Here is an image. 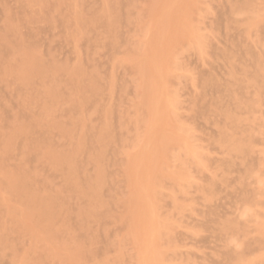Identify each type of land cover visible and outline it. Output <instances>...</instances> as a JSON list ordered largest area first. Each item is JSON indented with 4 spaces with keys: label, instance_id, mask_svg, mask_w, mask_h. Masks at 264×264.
<instances>
[{
    "label": "rangeland",
    "instance_id": "rangeland-1",
    "mask_svg": "<svg viewBox=\"0 0 264 264\" xmlns=\"http://www.w3.org/2000/svg\"><path fill=\"white\" fill-rule=\"evenodd\" d=\"M3 1H6L5 2V6H4V3H1L0 4V24L2 23V25H0V37L3 35H7L8 34V30L6 29L8 26H12L13 27V25H14V23H15V25L17 26V27H13L14 28V32L16 31L15 30V28L16 29H18V31H17V33L16 34H12L11 35V33H9L10 35H7V36H5L4 38L6 39H4L3 37L1 38V45H0V52H1V56L0 57H3L2 59H1V61H0V78L2 79H0V104H2V105H0L2 108H0V112L2 111V113H0V118L2 119V121H1V125L3 126H0L1 127V129H3L4 131H5V129H6V131H7V129H8V131H7V133H9V131H11L12 130V128H14V127H18L19 125H25L28 121H26V120H24L25 119V117L27 118L28 116H29V114H32L33 112H35V111H33V110H36V115H31V116H33V117H37V115H38V113H39V117H40V114H42L41 112H42V109H43V112H44V106H45V104H47V102L49 101V99H48V97H46L48 100H45L44 99V95L43 94H41V98H40V93H42L41 91L40 92H37V90L38 89H40V87H42L40 90H42L43 89V86H45V81H46V86L47 87H49V86H51V87H53L54 86V81H55V83H57V81H58V83L59 84H61L60 86H58L59 84L57 83L55 86L57 87L56 89L58 90V94L61 96V95H63L64 96V100L62 99V98H59V100H60V102L62 103V108H63V106L65 107V108H67L68 109V105H66L67 104V101L68 100H66L65 98V95L67 94V95H70V96H68L67 98H72L73 99V96L72 95H74V94H71L70 92H71V90L72 89H74V87L71 89V84H72V81L73 80H78L79 78H81V77H76L75 75L74 76H68L69 74H68V72H70V71H72L73 69V67H74V69H78V70H80L79 68H81V67H83L82 69V71H91V72H89V74L91 73L92 74V72L93 73H95V74H97L98 73V71L97 70H99V72L101 73H98L99 75H97V77L99 78V81L97 80V77H93V75H90V77L93 79V81H91V83H95V80H96V82L98 81V83L99 84H101V86L100 85H97L98 83H93L94 85H96V86H94L93 84H90V77H88L87 79H86V77L84 76V75H82L83 77H85V80L86 81H89V82H87L88 83V85H93V86H91V87H88V89L86 88V90H90V91H92V94L93 93H95V94H98V95H92L89 91H87V93L89 92L90 93V95H91V97L92 96H94V98L96 97V99L98 100V103H100V107L98 106V105H96L97 104V100L96 99H94V100H90L89 101V99L91 98H89V99H85V101L87 102L86 103V105H88V106H86L85 107V105L84 106H82V107H79V108H83V111H81L82 113H81V118H78V121H80V120H84V121H87L88 119H89V117H90V120H89V122L88 123H91V124H88V123H86L87 124V126L85 125V124H81L82 122H80V125H79V123L78 122H70L71 120H74V118L76 117L75 115H79L80 114V112H78L77 113V111L76 110H78L79 108H77L76 109V107L77 106H75V107H73L74 108V111H76V112H73V114H75V115H72V112H71V114L69 113L68 114V112H66V110H64L65 111V113L63 112V116L65 117V120H67V122L65 121L64 122V117L61 115V113H62V111H60L61 113L59 114V110L58 109H60L61 107H60V105H61V103H60V105H59V103H58V101L59 100H56L57 102H55V103H57V105H55V104H52L51 102H53V101H51L50 103H51V105H49V108H50V106H51V109H52V106L54 105L55 107H57V106H59L58 108H56L57 110H55V108L53 107V109H54V114H53V112H51V117H54L53 115H56L57 113V111H58V118H57V116L55 117V118H57V120H59V117H60V120H59V122L57 121V120H54V121H56L57 123H62L63 125H65V127H66V125L67 124H69L70 123V125H73V126H70V125H67V128H69L70 130H72L71 132H72V134L74 135V136H77V138L79 139L80 137L79 136H83L84 134L85 135H87V138H85V135L83 136L84 138H82L83 139V145L84 146H87V145H89V147L87 146V147H85L86 149V153H87V151H88V148L89 149H91V150H93L91 147H93V148H95V149H98L97 151H100L99 149L101 148H99L98 146L100 145V143H99V141L101 142V144L103 145V144H105L106 143V141L108 140V143L107 144H105V147H102V149L103 148H106L107 147V149H108V144H111L110 145V147H109V149H108V152L106 153V158H103V161L104 162H102V159L100 160V162H101V167H102V169H103V173H104V176H105V170H104V168H106L107 167V169H106V178L107 177H109V178H107V179H110V180H108V182L110 181V183H112L111 185H109L110 183H108L107 182V179L106 180H104L105 181V183H103L102 185H101V196H99L100 194H98V196H99V202L101 201L102 202V204H103V201H104V204L102 205V204H100L101 205V208H100V216H101V219H106L107 220V222H106V220H105V222L103 221V220H99L100 222H98L97 221V219H92V222L91 223H89V225H88V223H87V221L89 220H86L85 222H86V224L88 225H86V227H87V230L88 229H90V227H91V230H93V229H95V230H93V232L96 234V232H97V230H99L97 233L99 234V236H96V237H98L97 239H99L100 240V242H103V245H102V243L101 244H99L98 245V242L99 241H97L96 240V238L93 236V234H92V236L94 237V239H92L93 240V242L91 241L90 243L89 242H87V239L86 240H84V238H87L86 236H87V233H86V231L87 230H84L83 232L84 233H86V234H83V232H82V234H81V231H80V229L79 230H77V232H75L76 234H78V235H80V241H82V242H85L86 241V243L85 244H92V245H90V246H88V245H86V246H88L87 248H88V250H87V248L85 247V245H84V243H82V246L84 245V247H83V250H84V248H86L84 251L86 252V250L87 251H90V250H92L93 249V247H98L99 249H98V251L99 252H95V250L97 251V248H94L93 250H94V253L91 251V253H93L92 255H94L95 253V257L94 258H91V259H89L90 258V256H84V258H83V264H84V262L86 261H84V259L86 258L87 259V261H88V264L91 262H93V261H96V262H98L97 260L99 259V260H101L100 262H98L99 264L103 261V260H105V264L106 263H108V264H137V261H139V259H140V250L138 249V252H137V248H136V244H138L137 243V241L135 240V239H132V242H130L131 240H130V238H133V237H131L134 233H132V232H134L133 230H134V227H136V226H134V225H136V223L137 222H133V224H132V221H134V220H132L133 219V217H132V221L130 220V218H129V215L130 214H127L128 213V208L130 207V206H128L127 207V209H126V206H127V203L128 202H130L129 203V205H131V203L133 204V202H134V200L132 201V198H134L135 196H136V192H143L142 194L144 195V196H146L147 197V199H148V201H149V203H150V207H151V213H152V215H153V219L155 220V219H159V216L160 217H162V218H160L157 222L159 223V222H161V223H159V224H161V225H159V228H158V226H157V228L159 229V230H155L156 229V225L154 224V227L152 226L153 225V223H157L156 221L154 222V220H151L152 221V224H151V221H150V223L149 224H151L150 226H151V228L149 229V227H147V226H149V224H146V226L145 227H147V228H142V230H140L141 231V235L143 236V237H146V234H148L147 235V240H150L151 242H150V246H149V248H150V252H149V255H148V257H149V259H152V261L154 260L152 257H154L155 258V256H158V254L157 253H159V255H162V256H160V258H161V260L163 259V261H161L160 260V262H159V258L158 257H156V259H155V261L154 262H156V264L159 262L160 264H234L233 263V261H235L236 260V258H245V259H247V257H248V254H249V257L250 258H254V257H257V256H259L258 255V253H260V249H261V252H262V249L264 248L262 245H260L261 243H264V242H262L263 240H261L260 239V237H259V235L257 234V230H256V228H257V226H258V224H260V222H261V217H263L262 216V213L261 212H264V211H262L263 210V208H264V75H263V72H264V51H263V49H264V47H263V45H264V20L262 21H260L259 19L260 18H258V19H256V17H254V16H257L256 14H259V16H261L260 14H261V10H263L264 9V0H246V2H245V0L243 1V0H230V1H228V0H116L118 3H117V5H116V2H114V3H112V1H111V3L112 4H114L116 7H114V5L112 6V7H114L115 9H116V11L112 8V7H110V11L112 10V11H114L115 12V15H114V13L112 14L111 12H110V14H112V16H113V20H111V22H110V24L112 23V22H114L115 23V25L118 27V26H120V27H116V29H121V32L119 31V32H117L118 30H116V29H114V23L113 24H111L112 26H114V27H112V26H109V24H108V26L109 27H111V30H113V33H114V30H116V34H115V36H113L114 34L112 33V31L110 30V28H109V33L111 32L112 33V35H111V33H110V35L111 36H113V37H110L109 39H108V37L110 36V35H108L107 34V32H105V31H108V28L107 29H102L103 28V26L101 27V26H99L100 25V21L98 22L97 20V22L99 23H97V25H95L96 26V28H95V26L93 27H91V23H92V21L94 20L93 18H95V17H93V16H95L96 14H97V12H99V10L101 9V8H104V6H102V3H104V5L106 4L105 3V0H83L82 1V3H85L86 5H84V4H80V0H79V2L77 1V0H71V2H69L70 0H53V1H51V0H49V1H51V4L49 3V5L47 4L48 3V1L47 0H44V1H46L45 2V4H44V1H43V3H41V0H39V2L37 1V0H35L36 2H38V3H35V1H32L33 2V4H32V2H28L27 0H26V2H28L27 4L25 3V0H24V2H19L18 3V1L17 0H0V2H3ZM17 1V2H16ZM23 1V0H22ZM56 1L58 2V3H56ZM59 1H62V2H59ZM109 1V0H108ZM125 1V2H124ZM179 2V4L177 3V2ZM239 1V2H238ZM11 2V3H10ZM53 2V3H52ZM55 2V3H54ZM64 2V3H63ZM73 2V3H72ZM76 2V3H75ZM99 4H98V3ZM122 2H123V4H122ZM168 2V3H167ZM232 2H233V4L235 5V4H242L241 2H245L244 4H245V8L247 7L246 5V3L247 2H250L249 4H251L252 6H250L249 4V6H250V10H248L247 12H244L243 11V9H245L244 8V4H242V5H239V7H241L240 9H241V14H240V11H239V7L238 6H233L232 7ZM236 2V3H235ZM254 2H255V4H254ZM9 3V4H8ZM22 3H25V4H22ZM36 5H35V4ZM62 4V5H60V4ZM66 3V4H65ZM71 3V4H70ZM96 6V7H94L93 6V4ZM108 3V2H107ZM126 4V6H125V4ZM175 3H176V5H178V6H181V7H183V9L184 10H182V11H180V10H178L179 9V7L178 6H176L175 5ZM229 3V4H228ZM12 4V5H11ZM42 4V6H40ZM79 4V5H78ZM92 4V5H91ZM2 5L4 6V7H2ZM21 5H23V7L21 6ZM38 5V6H37ZM46 5L49 7H47V8H45L46 7ZM53 5V6H52ZM58 5V6H57ZM78 5V6H77ZM81 5H83V6H81ZM88 5V6H87ZM89 5H91V6H89ZM100 5V6H99ZM122 5V6H121ZM54 6H56L55 8H57V11H56V9H54ZM61 6H63L62 8H61ZM68 6V7H67ZM80 6V8H82L81 10H80V8H77V7H79ZM93 6V7H92ZM109 6H111V4H110V1H109ZM172 6H176V8H177V11H180V12H178V14L177 15H175V16H177V22L176 21H174V22H176V24H172L173 26H175V30L173 31V33H172V30L169 28V33L171 34V36H170V39H168L169 38V34H168V36L167 37H165L166 39H168V40H166L164 37H163V35L162 36H160V39L159 40H157L159 43H161V45H159L158 44V47H159V53H158V56H156L157 54H155V51H153L154 53L152 54V52H150V49L152 50V45H153V43L155 42V44H156V42L157 41H154L153 42V40H155L154 39V37L155 36H157V34H155V36H154V33H155V30H157L158 29V27H160L159 28V33L160 32H162V31H160V29L162 30V28H163V32H162V34H165V36L167 35V33H166V30H167V27H169L168 25L170 24L169 22H171V21H169L168 22V19L170 18V16L168 15V13L170 12V10H172L173 8H172ZM8 7V8H7ZM20 7V8H19ZM67 7V8H66ZM89 7V8H88ZM120 7V8H119ZM230 7H232L233 9H235L236 10V7L238 8L237 10H236V12L235 13H233L232 11H235V10H232ZM253 7V8H252ZM256 7V8H255ZM3 8V9H2ZM10 8V9H9ZM13 8V9H12ZM19 8V9H18ZM43 8V10H45L46 9V12H48V13H46L45 11H43V10H41ZM50 8H53L52 10H50V11H47V10H49ZM60 8V9H59ZM64 8H66V10H64ZM72 8V9H71ZM92 9L93 10V12H96V10H97V12H96V14H94L93 12H92V10H89V9ZM97 8H100V9H97ZM112 8V9H111ZM119 8V9H118ZM176 8H174V9H176ZM263 8V9H262ZM15 9V10H14ZM25 9V10H24ZM89 10V12H88V10ZM182 9V8H181ZM230 9V10H229ZM7 10V11H6ZM18 11V13H17V11ZM59 10V11H58ZM63 12H62V11ZM69 10H70V12H69ZM74 10H76V13L78 14V16H79V14H80V16L82 15L81 13H80V11H82V10H84V11H82V13H83V15H85L86 17H87V14L89 15L88 17H89V19H88V21L90 20V15H93V16H91V22H89L88 23V21L86 22V20L85 19H87V18H85V16H79V18H81L82 20L81 21H79L78 20V23H80V22H84L85 24H87V25H82V23H80V24H78L77 22V24L75 25V17H78L77 15L75 16L74 15ZM123 10V11H122ZM153 10H154V12H153ZM228 10V11H227ZM256 10H258L259 11V13L256 11ZM13 11V12H12ZM20 11V12H19ZM25 11V12H24ZM28 11V12H27ZM42 11V12H41ZM65 11V12H64ZM73 11V12H72ZM86 11V12H85ZM174 11V10H173ZM237 11H239L238 13H237ZM256 12V14H255V12ZM5 12V13H4ZM9 12V13H8ZM13 14H12V13ZM38 12V13H37ZM45 14H47V15H45ZM61 13V15H62V13L64 14V16H61L60 15V13ZM118 12V13H117ZM124 12V13H123ZM125 12H127V14L125 13ZM249 12H251L252 13V15H251V13H249ZM22 13V14H21ZM37 13V14H36ZM51 14V18L52 17H54V19H53V22H54V20L56 21L57 19L56 18H61L62 17V19H58L57 20V22H58V24H57V22H52L50 19V14ZM59 13V14H58ZM69 14V15H67L66 16V14ZM70 13H72V14H70ZM93 13V14H92ZM117 13V14H116ZM171 13V16H173L172 15V11L170 12ZM169 13V14H170ZM233 13V14H232ZM246 15H245V14ZM248 13V14H247ZM253 13L255 14V15H253ZM7 14V15H6ZM15 14L16 15H18V16H15ZM27 14H28V16H27ZM99 14V13H98ZM97 14V15H98ZM122 16V18H121V16ZM125 14V15H124ZM174 14H175V11H174ZM237 14V15H236ZM12 15H14V16H12ZM54 15H56V16H54ZM60 15V16H59ZM74 15V16H73ZM229 15V16H228ZM234 15H236V16H234ZM243 15L245 16V17H243ZM20 16V17H19ZM24 16V17H23ZM44 18H43V17ZM125 16V17H124ZM127 16H128V18H127ZM13 17H15V18H13ZM31 18V17H35L34 18V21L33 20H30V21H32V23H30V21H28L29 19L28 18ZM46 17V18H45ZM50 18V19H48V18ZM65 17V18H64ZM68 17H71V18H68ZM75 19H74V18ZM93 17V18H92ZM115 17H117V18H115ZM249 17H251V19L253 18V19H255V21L253 20L252 21V24H259V26H253V27H255V28H252V26L249 24V23H251V22H249V20H248V18ZM262 18L261 19H263L264 18V16H261ZM18 18H20V21H19V19ZM23 18V19H22ZM41 18V19H40ZM115 18V19H114ZM121 20H120V19ZM175 18V17H174ZM174 18H170V20L171 19H173L174 20ZM185 18H186V20H185ZM3 19H4V21H3ZM8 19V20H7ZM13 19H15V21L16 22H14V20ZM21 19H22V21H21ZM26 19V20H25ZM65 19H66V21H65ZM72 19V20H71ZM95 19H98V18H95ZM100 19H103V18H99V20ZM111 19H112V17H111ZM117 19V20H116ZM128 19V20H127ZM184 20V21H182V20ZM234 19V20H233ZM250 19V18H249ZM251 19H250V21H251ZM6 20H7V22H6ZM43 20H44V22H43ZM47 20V22H46V24H45V21ZM49 20L51 21V22H49ZM60 20V21H59ZM69 20H71V21H69ZM84 20V21H83ZM105 20V19H104ZM173 20H172V22H173ZM181 20V21H180ZM244 22H243V21ZM247 20V21H246ZM40 21V22H39ZM64 21V22H63ZM77 21V20H76ZM107 21V20H106ZM120 21V22H119ZM259 21V23H257ZM6 22V23H5ZM9 22H10V24H13V25H8L9 24ZM13 22V23H12ZM18 22V23H17ZM23 22H25V23H23ZM27 22V23H26ZM35 22V23H34ZM60 22H63V23H60ZM103 22H105V21H102L101 20V23H103ZM116 22H117V24H116ZM167 22H168V25H167ZM180 22H182V23H180ZM242 22V23H241ZM247 22H248V25L247 26H251V30L249 29V27H247L246 26V24H247ZM261 22V23H260ZM17 23V24H16ZM30 23V24H29ZM34 23V24H33ZM43 23V24H42ZM51 23V24H50ZM68 23V24H67ZM71 23V24H70ZM95 23V22H94ZM94 23H93V25H94ZM120 25H119V24ZM245 23V24H244ZM24 26H23V25ZM27 24H29V26L27 25ZM61 24H62V26H61ZM65 24H67V26L65 25ZM72 24H73V26H72ZM88 24H89V26H88ZM105 24V23H104ZM160 24V25H159ZM161 24L162 25H166V27L164 26H162L161 27ZM183 24H185V25H183ZM232 24V25H231ZM234 24V25H233ZM239 24V25H238ZM254 24V25H255ZM262 24V25H261ZM8 25V26H7ZM20 25V26H19ZM22 25V26H21ZM34 25H35V28H33L34 27ZM42 25H43V27H42ZM47 25V26H46ZM56 25H58L56 28H54V26H56ZM77 25H78V27L80 28H82L80 31H81V34L83 35L84 33V36H82L81 35V37H82V39H81V41H80V39L78 38V33H75V31L78 29V28H76V30H75V27H77ZM79 25H81V26H79ZM157 25V26H156ZM171 25V24H170ZM227 27H226V26ZM237 25V26H236ZM241 25H242V27H241ZM2 26H3V28H2ZM40 26V27H39ZM52 26H53V29H52ZM60 26V27H59ZM70 26V27H69ZM84 26V27H83ZM88 26V27H87ZM105 26H107V22H106V25ZM172 26V27H173ZM185 26V27H184ZM239 26H240V28H239ZM244 26L245 27H247L248 29H244ZM25 27H27V28H25ZM38 27V28H37ZM48 29H46V28ZM59 27V28H58ZM72 27H74V28H72ZM171 27V26H170ZM180 27H182L181 29H180ZM237 27V28H236ZM260 27V28H259ZM19 28H20V30H19ZM71 28V29H70ZM88 28V29H87ZM89 28H91L90 30H89ZM92 28H93V30H92ZM97 28H98V30H100V31H98L97 30ZM229 30H228V29ZM5 29H6V31H5ZM23 29H25V30H23ZM35 29H36V31H35ZM38 29V30H37ZM41 29H42V31H41ZM46 29V30H45ZM51 29V30H50ZM62 29L64 30V32L62 31ZM68 29H70V30H68ZM164 29H166V30H164ZM174 29V28H173ZM185 29V30H184ZM235 29V30H234ZM242 29H244V31H242ZM30 31V33H29V31ZM53 30V31H52ZM59 30H60V33L62 34V35H60V33H59ZM68 30V31H67ZM85 30H87V31H90V33H91V35L90 34H88L89 32H85ZM94 30H95V32H94ZM97 30V31H96ZM182 30V31H181ZM225 30H227V32L225 31ZM238 30V31H237ZM240 30V31H239ZM249 31V33H248V31ZM22 31H24V32H22ZM34 31V32H33ZM38 31V32H37ZM43 31H44V33H43ZM47 31V32H46ZM73 33H72V32ZM78 31V30H77ZM76 31V32H77ZM229 31V32H228ZM242 31V32H241ZM245 31H247V33H244ZM250 31L251 32H259V33H250ZM19 32H20V34H19ZM28 34H27V33ZM32 32H33V34H32ZM41 32V33H40ZM70 32V34L71 35H69L68 33ZM83 32V33H82ZM97 32V33H96ZM104 33V34H102V33ZM157 32H158V30H157ZM241 32V33H240ZM1 33H4V34H1ZM40 33V34H39ZM75 33V34H74ZM87 33V34H86ZM96 35H95V34ZM100 33H101V35H100ZM120 33H121V35H120ZM175 33V34H174ZM178 33V34H177ZM242 33H243V36H242ZM22 34H23V36H22ZM30 34H32V36L30 35ZM35 34V35H34ZM36 34H38L37 35V37L40 35V37H38V38H36L35 39V37H36ZM42 34H44V35H42ZM74 34V35H73ZM94 34V35H93ZM161 34V33H160ZM177 34V35H176ZM244 34H246L245 36H244ZM249 34V35H248ZM15 35V36H14ZM19 35V36H18ZM41 35H42V37H41ZM107 35H108V37H107ZM119 35V36H118ZM124 35V36H123ZM238 35H240V36H238ZM251 35V36H250ZM11 36H13V37H11ZM21 36V37H20ZM34 36V37H33ZM72 36V37H71ZM91 36V37H90ZM95 36V37H94ZM119 38H118V37ZM121 36V37H120ZM154 36V37H153ZM177 36V37H176ZM253 36H255L254 38H253ZM258 36H259V38H258ZM44 37V38H43ZM73 37H75V39L73 38ZM80 37V36H79ZM86 37V38H85ZM100 38V40H102V41H100L99 40V38ZM104 37H106V38H104ZM114 37H116L117 39L115 40V41H113V38ZM124 37V38H123ZM163 37V38H162ZM171 37H172V40H171ZM175 37V38H174ZM241 37V38H240ZM247 39H246V38ZM250 39H249V38ZM16 38V39H15ZM24 41V39H25V41H27V42H25V43H28V44H26V46L28 47V49H30V51L29 50H27L28 52H32L31 50H35L38 54H36V52L35 51H33L34 53H33V56H37L36 58L39 60V63L42 61V62H44L43 64H45L46 63V65H42L41 63V66L43 67L44 66V70H43V75H41L40 74V76L41 77H39V76H37V78L35 79V78H33V83L31 82V84H32V86H31V88H30V86L28 85V86H25L26 87V89L27 90H25V91H27V94H29V95H31L32 96V98H35L36 97V99H37V97H38V94L37 93H39V97L38 98H40V101L42 100V99H44V101H45V103H44V105H43V101H42V105H41V103H40V101H38V99H37V102H39V106L38 105H35V103H36V101H35V103H33V104H31V108H30V112H28V116H27V114L24 112L25 111V104H27L28 103V101L26 100V96H23V94L24 95H27L26 93H24V86H23V88L24 89H22L21 90V92H20V90H19V87H21V86H19L18 88L16 87L15 89L14 88H12L13 87V85H14V87H15V84H14V80H12V79H15L16 80V78L14 77V75L12 76V78H11V72H10V70H13L14 68L13 67H15L16 65H18L19 66V64L18 63H20V62H17V60H19V58L17 59V58H15V57H18V55H19V48H18V46L17 45H19L20 46V48H21V46L23 47L24 46V48H25V44H24V42H21V39ZM32 38H34V40L32 39ZM64 38H65V40H64ZM72 38H73V41H72ZM77 38V39H76ZM90 38V39H89ZM93 38V39H92ZM102 38V39H101ZM122 38V39H121ZM156 39H158L159 38V34H158V37H155ZM237 38V39H236ZM240 38V40H238ZM244 38V39H243ZM17 39H19V40H17ZM42 39V40H41ZM86 39V40H85ZM89 39V42H87V43H85V41H87ZM94 39H97V40H94ZM110 39H112V41L110 40ZM115 39V38H114ZM119 39H121V40H119ZM153 39V40H152ZM173 39H175V40H173ZM234 39V40H233ZM254 39V40H253ZM261 40L260 42L259 41H257V40ZM5 40V41H4ZM31 40V41H30ZM35 40H36V42H35ZM63 40V41H62ZM75 40H77L76 42H75ZM78 40H79V43H78ZM119 40V41H118ZM163 40V41H162ZM236 40V41H235ZM238 40V41H237ZM246 40V41H245ZM247 40H250V42H247ZM8 41V42H7ZM20 41V43H18V42ZM39 41V42H38ZM41 41V42H40ZM63 43H62V42ZM68 43H67V42ZM110 41V44L108 43ZM151 41H152V45H151V47H149L150 46V44H151ZM160 41H162V42H160ZM239 41L242 43V44H245L244 46H246V47H242L243 45H241V43L239 44ZM254 41H256V42H254ZM11 44H10V43ZM33 42V43H32ZM69 42H71L70 44H69ZM80 42L81 43H83V44H80ZM92 42H94V43H91ZM113 42V43H112ZM117 42V43H116ZM233 42V43H232ZM259 42V43H258ZM5 44V47H4V45L3 44ZM10 45H9V44ZM14 43L16 44L17 43V45H14ZM22 43H23V45H22ZM37 43V44H36ZM45 43V44H44ZM89 43H90V45H89ZM112 43V44H111ZM252 43V44H251ZM256 43L259 45H256ZM21 44V45H20ZM42 44H43V47H42ZM47 44V45H46ZM64 44V45H63ZM77 44H78V46H80V47H78L77 46ZM84 44L85 45H87L86 46V48L85 49H83L85 46H84ZM106 44H108L107 45V48H106ZM121 44V45H120ZM148 44H149V46H148ZM230 44H231V46H230ZM234 44V45H233ZM246 44H249V45H246ZM255 44V45H254ZM262 44V45H261ZM9 45V47H12L11 49H14V46L16 47V49H14L15 50V52H14V50H12V57H13V59L14 60H11L12 59V57H10L11 56V52L9 51V47L7 48L6 46H8ZM51 45V46H50ZM95 45H97V46H95ZM105 45V46H104ZM113 47H112V46ZM120 45V46H119ZM147 45V46H146ZM252 45V46H251ZM254 45V46H253ZM3 46V47H2ZM36 46H38L37 48H36ZM92 46V47H91ZM99 46V47H98ZM111 46V47H110ZM235 46V47H234ZM240 46V47H239ZM249 46V47H248ZM30 47V48H29ZM33 47V48H32ZM50 47H51V49H50ZM71 47V48H70ZM83 47V48H82ZM91 47V48H90ZM98 47V48H97ZM115 47V48H114ZM145 47H147V49H146V52H145ZM149 47V48H148ZM251 47V48H250ZM263 48L262 50L260 49V48ZM3 48H5V49H7V50H2ZM18 48V49H17ZM43 48V49H42ZM48 48V49H47ZM79 48V49H78ZM89 48V49H88ZM93 48V49H92ZM109 48H110V50H109ZM113 48V49H112ZM118 48V49H117ZM237 48V49H236ZM239 48V49H238ZM39 49V51H37ZM92 49V50H91ZM94 49H96V50H94ZM104 49H105V51L107 50V53L104 51ZM114 49H117V50H114ZM155 49L157 50V48L155 47ZM233 49V50H232ZM234 49H236V50H234ZM245 49V50H244ZM25 50H26V48H25ZM47 50V51H46ZM52 50V51H51ZM68 50V51H67ZM71 50V51H70ZM83 51V53H81L82 51ZM87 50V51H86ZM101 50V51H100ZM154 50V49H153ZM223 52H222V51ZM253 50V51H252ZM17 51V52H16ZM76 51V52H75ZM91 51H93V52H91ZM97 51V52H96ZM108 51H110V52H108ZM114 51H116V52H114ZM215 51H216V53H215ZM218 51H220V52H218ZM237 51V52H236ZM251 53H250V52ZM42 52H44V53H42ZM53 52V53H52ZM54 52H55V54L57 55H55L54 54ZM68 52H70V53H68ZM72 52V53H71ZM114 52V53H113ZM145 52L146 53V58H145V56L143 55V53ZM162 52H163V54H162ZM222 52V53H221ZM224 52H226V53H224ZM252 52H254V53H252ZM260 52V54H257V53H259ZM5 55H4V54ZM18 54L17 56H15V54ZM41 53H42V55H41ZM49 53V54H48ZM51 53V54H50ZM110 53V54H109ZM148 53V54H147ZM232 53H233V55H232ZM14 54V55H13ZM32 54V53H31ZM34 54H36V55H34ZM75 54V55H74ZM83 54V55H82ZM134 54H136V55H134ZM153 56H151V55ZM216 54V55H215ZM222 54V56H220ZM255 54V55H254ZM262 54V55H261ZM38 55L40 56V57H38ZM160 55V56H159ZM165 55V60L164 59H161V57H163V56ZM225 55H227L226 57H225ZM258 55V56H257ZM51 56L52 57H55V58H51ZM216 56V57H215ZM218 56V57H217ZM246 56V57H245ZM255 58L254 60H253V57ZM20 57V56H19ZM62 58V59H60V58ZM79 57V58H78ZM81 57V58H80ZM222 57V58H221ZM229 57V58H228ZM231 57V58H230ZM245 57V58H244ZM249 57V58H248ZM257 57V58H256ZM258 57L260 58L259 60H261V61H259V63L261 62V64H262V73H261V71H258V60H256V59H258ZM263 57V58H262ZM40 58V59H39ZM42 58V59H41ZM51 58V59H50ZM87 58V59H86ZM88 58L90 59V60H88ZM133 59V58H136L133 62L130 60V59ZM146 59V60H148V61H150L151 60V58H152V60H151V62L150 63H147V61H145V63H147V64H151L152 65V67H154V70L155 71H152L151 73V76L154 78V76L153 75H156L157 74V76L155 77L156 79H157V81H156V79H152V78H149L150 77V74H149V76H148V72L150 71V70H148L147 69V75H144L143 73V71L142 70H139L138 71V68L140 69V66H141V61H140V66H138V65H135L136 67H138V68H135V67H133V64L132 63H134L135 61H138L139 59L140 60H142V59ZM155 58V59H154ZM156 58H157V60H156ZM233 58H234V60H233ZM238 58V59H237ZM247 58V59H246ZM251 58V60H253V61H251V60H249ZM7 59V60H6ZM16 59V60H15ZM56 59V60H55ZM77 59V60H76ZM81 59V60H80ZM130 61H129V60ZM159 59V60H158ZM221 59V60H220ZM237 59V60H236ZM55 60V61H54ZM60 60V61H59ZM69 60L70 61H72L73 62V64H71V62H69ZM85 60V61H84ZM228 60V61H227ZM244 60V61H243ZM256 60V61H255ZM12 61V62H11ZM15 62V64H13L14 62ZM20 61V60H19ZM65 61H66V63H65ZM83 61V62H82ZM156 61H158L157 63H155ZM224 61H226V62H224ZM235 61H237L236 63H235ZM241 61V62H240ZM251 63H250V62ZM255 61V62H254ZM5 62H7V63H5ZM11 62V64L9 65L8 63H10ZM51 64H54V65H51ZM57 62H60V63H57ZM79 62V63H78ZM81 62V63H80ZM91 62V63H90ZM94 62V63H93ZM139 62V61H138ZM162 62V63H161ZM246 62V63H245ZM256 62H257V64H256ZM68 63V64H67ZM85 63V64H84ZM87 63H89V64H87ZM93 63V64H92ZM153 63V64H152ZM225 63H226V66H225ZM238 63V64H237ZM240 63H241V65H240ZM4 64V65H3ZM6 64H7V66H9L8 68H10L9 70H8V68L6 67ZM50 64V65H49ZM63 64H67L66 66L65 65H63ZM71 65V66H69V68H68V65ZM76 65L77 66V64H81V66L79 65V67L77 66H73V65ZM91 64V65H90ZM147 64H146V66H147ZM247 64V65H246ZM250 64V65H249ZM257 65L256 67V69H255V65ZM261 64H259L260 66H261ZM5 67L4 69H3V66ZM12 65V66H11ZM48 65V66H47ZM60 65H62V67H60ZM90 65V66H89ZM96 65V66H95ZM213 65V66H212ZM229 65V66H228ZM18 66H16V67H18ZM53 66V67H52ZM57 67V68H62L61 70H59V69H55V67ZM86 66H89V67H86ZM227 67V68H225V67ZM231 66V67H230ZM246 66V67H245ZM252 66V67H251ZM259 66V67H260ZM65 67V68H64ZM66 67L68 68L66 71H65V69H66ZM91 67V68H90ZM98 68V69H95V68ZM151 67V68H152ZM230 67V69H228ZM237 69H236V68ZM240 67V68H239ZM244 69H243V68ZM7 68V69H6ZM45 68H47V69H45ZM51 68V69H50ZM88 68H90V70L88 69ZM132 68V69H131ZM141 68H145L144 67V64H143V66H141ZM149 68V67H148ZM225 68V69H224ZM249 68V69H248ZM16 69V68H15ZM48 69H49V71H48ZM86 69H88V70H86ZM92 69H94V70H92ZM153 69V68H152ZM228 69V70H227ZM254 69V70H253ZM4 70V72H2ZM9 72H8V71ZM47 70V71H46ZM58 70L61 72H59L60 74H58ZM144 70H146V68L144 69ZM235 70V71H234ZM243 70H245V71H243ZM252 72H251V71ZM255 70H256V72H255ZM259 70H261V67L259 68ZM9 73L10 74V77H7V78H5V77H2V76H7V73ZM44 71H46V72H44ZM53 73H52V72ZM64 71L68 74L67 75V79H69L70 77V80H68V82H70L71 81V84H68L67 83V79H66V73L64 74ZM81 71V70H80ZM140 71L141 72H143V73H140ZM214 71V72H213ZM228 71V72H227ZM233 71V72H232ZM240 71H242V72H240ZM253 71H254V79L252 78V76L253 75H251V74H253ZM258 71V72H257ZM88 72H87V74L86 75H88ZM97 72V73H96ZM153 72H154V74H153ZM234 72H236V73H234ZM261 73L260 74V76H259V74H257V73ZM3 73H4V75H3ZM6 73V74H5ZM47 73H49L48 75H47ZM51 73V74H50ZM64 74V76L63 75H61V74ZM216 75H215V74ZM230 73L232 74V75H230ZM247 73V74H246ZM251 73V74H250ZM256 73V74H255ZM2 74V75H1ZM9 74H8V76H9ZM45 74H46V76H45ZM83 74H85V72H83ZM208 74V75H207ZM213 74H214V77H216V78H214L213 77ZM229 75V77H226V76H228ZM246 74V75H245ZM57 75V76H56ZM59 75H60V77H59ZM102 75V76H101ZM211 75V76H210ZM234 75V79H232V76ZM255 75H257L256 76V78H255ZM262 75V76H261ZM42 76H44V77H42ZM48 76H49V78H48ZM63 76V77H62ZM147 76V77H146ZM204 76V77H203ZM248 76V77H247ZM249 76H251L250 78H251V80L253 81V82H255V84L253 83V82H250V80H248L249 81V83H250V85L248 84V85H246L247 86V89L246 88H241V90L242 91H240V90H237V89H240V87H239V84H240V86L241 87H243L244 86V83H246L247 82V79H250L249 78ZM258 76H259V80H258ZM56 77V80L54 79ZM72 77L74 78L73 80H71L72 79ZM82 77V78H83ZM102 77V78H101ZM245 77H247V78H245ZM260 77H262L261 79H260ZM11 78V79H10ZM81 78V79H82ZM101 78V79H100ZM103 78H105V80L103 79ZM203 78H204V82L202 81L203 80ZM211 79L212 80V82L213 81H216L217 80V82H213V83H211V81L209 80V79ZM213 78V79H212ZM226 78V79H225ZM229 78H231L230 80H228ZM235 78H237L236 80L238 81V83L237 82H234V80H235ZM6 79H8L9 81H7ZM43 79H44V81H43ZM81 79L79 80V82L82 84V83H86L85 81L84 82H81ZM95 79V80H94ZM149 79L151 80L152 79V81H150L149 82ZM221 79V80H220ZM224 79V80H223ZM36 82H35V81ZM59 80H62V82H64V83H62L61 81L59 82ZM64 80V81H63ZM83 80V79H82ZM102 80V81H101ZM153 80H155V83H154V81ZM206 80H209L208 82L206 81ZM219 80V81H218ZM233 80V81H232ZM257 80V81H256ZM262 80V81H261ZM1 81H3V82H1ZM12 81V82H11ZM53 82L52 83V85H51V83H48V82ZM74 81V82H75ZM100 81L104 84H102V83H100ZM108 81V82H107ZM195 81H198V82H196V85H195ZM203 83V85H204V83H206V85L205 86H203V88H202V86L200 87V85L202 84L201 82ZM206 81V82H205ZM16 82H18V81H16ZM44 82V83H43ZM79 82H75V84H72V85H74L75 86V88L77 89V87L76 86H78V84H80ZM219 82V83H218ZM240 82H242V83H240ZM244 82V83H243ZM12 83H13V85H12ZM78 83V84H77ZM148 83H150L149 85H152V87L149 89V90H152L149 94H152V96L149 98L148 96H150L149 94H148V98L146 97V99H151V102L150 101H148V103L150 102V103H152V105H150L151 107H148V108H157V110H158V108H159V110L161 109V107L163 106V108L162 109H164V110H161L159 113H149L148 115H146V113H145V111H146V109H144L145 107L143 106V102L142 101H144V97L143 96H145V95H142V93L144 94V93H146L147 92V90H146V92H143V89H145L146 87L145 86H147V84ZM158 83V84H157ZM209 83H210V85H209ZM216 83H218L217 85H215ZM221 83H223V84H221ZM227 83V84H226ZM235 83V85H236V83H237V85L235 86V85H233ZM251 83H253V85L251 84ZM2 84V85H1ZM7 84V85H6ZM18 84V83H17ZM63 84V85H62ZM67 86H66V85ZM215 85V86H212V85ZM243 84V85H242ZM263 84V85H262ZM9 85H10V88H9ZM19 85V84H18ZM17 85V86H18ZM49 85V86H48ZM84 85V84H83ZM105 85H107V86H105ZM116 85V86H115ZM221 87H220V86ZM230 85V86H229ZM261 85H262V87H261ZM54 86V87H55ZM62 86V87H61ZM63 86H66V87H64L63 88ZM81 86V85H80ZM85 86H87V84L85 85ZM85 86H84V89L82 90V92H78V91H76L77 93H75V94H78V97L79 98H82V97H84V96H87V97H89V95H86L87 93L85 92L86 90H85ZM97 86H99V88H101V89H98L99 91H101V92H99L98 90H97ZM154 86H156V87H154ZM159 86V87H158ZM195 86H197V88L195 87ZM227 86H229L230 87V90L232 91V89L234 90L233 91V94H232V92L231 91H229V87L227 88ZM248 86L250 87V88H248ZM254 86V87H253ZM5 87V88H4ZM47 87H45L44 89V91H46V89L48 90V88ZM82 88H83V86H81ZM92 87H93V89H92ZM145 87V88H144ZM206 87V88H205ZM237 87H239V88H237ZM254 89H253V88ZM260 89H259V88ZM12 88V89H11ZM28 88H30V89H32V90H30V89H28ZM68 88H70V89H68ZM90 88V89H89ZM116 88V89H115ZM147 88H148V86H147ZM159 88V89H158ZM211 88V89H210ZM213 88V89H212ZM225 88H226V90L228 89V91H229V93H227L226 91H225ZM232 88V89H231ZM252 88V89H251ZM259 90H258V89ZM14 89V90H13ZM17 89H18V91H17ZM60 89H61V91H60ZM63 89H64V91H63ZM95 89L99 92V93H102V94H104L105 96H103L102 94L100 95L101 96V98L99 97V93H97V91L96 92H94L95 91ZM103 89H104V91H103ZM153 89H157L155 92H157V93H155L154 91H153ZM203 91H201V90ZM217 89V91H218V93H217V91L215 92L214 90H216ZM5 90V91H4ZM10 90V91H9ZM33 90H35V92L33 91ZM65 90H67V92L69 93H67ZM68 90H70V92L68 91ZM168 90V91H167ZM199 90H200V92H199ZM210 90V91H209ZM223 90V91H222ZM236 90V91H235ZM246 90V91H245ZM247 90H248V92H247ZM255 90H257V93H256V91ZM1 91H3L2 93H1ZM28 91H30L29 93H28ZM31 91L32 92H34V93H32V94H30L31 93ZM39 91V90H38ZM43 91V90H42ZM73 91L74 90H72V93H73ZM84 91V92H83ZM163 91H164V95L162 94L163 93ZM207 91V92H206ZM209 91V92H208ZM239 91V92H238ZM253 91H255V92H253ZM12 92H14L13 94H12ZM15 92H18V93H15ZM19 92H20V94L21 93H23L22 95H21V97H20V94H19ZM37 92V93H36ZM62 94H61V93ZM64 92H65V95H64ZM75 92V91H74ZM114 92H115V94H114ZM149 92V91H148ZM168 92V93H167ZM202 93L201 95H202V98H201V95H199V94H197V93ZM212 92V93H211ZM237 92V94H234V93H236ZM243 92H245V93H243ZM4 93V94H3ZM8 93V94H7ZM10 93H11V95H10ZM37 94L36 96H34V94ZM80 93H82L81 95H79ZM83 93H84V96H83ZM88 93V94H89ZM194 93V94H193ZM214 93H215V96H214ZM225 93H226V95H225ZM248 93V94H247ZM249 93H251V95H249ZM256 93V95H254V94ZM260 93V94H259ZM262 93V94H261ZM19 95L18 97H17V99H16V95ZM156 94V95H155ZM167 94V95H166ZM204 94V95H203ZM217 94H218V96H217ZM228 94V95H227ZM240 94V95H239ZM246 94H247V96H246ZM6 95H8V96H6ZM66 95V96H67ZM106 95H108V96H106ZM162 95H163V97H162ZM171 96V97H169V96ZM201 99H199L197 96ZM207 95V96H206ZM244 95V96H243ZM253 95H254V97L255 98H252L253 97ZM12 96V97H11ZM72 96V97H71ZM113 96H114V98H113ZM168 96V97H167ZM196 96V97H195ZM227 96V97H226ZM231 96V97H230ZM235 96L236 97V99H238L239 98V96H241L240 98H241V100H240V98L238 99V100H236V99H234L236 102H235V104H234V102L233 101H231V103H230V100L232 99L233 100V97ZM238 96V97H237ZM250 96V97H249ZM15 97V98H14ZM29 98H30V96H28ZM43 97V98H42ZM87 97H84V98H87ZM99 97V98H98ZM103 97V98H102ZM104 97H105V100L104 101H102V99H104ZM160 97H162L161 99H160ZM193 97V98H192ZM194 97H195V99H194ZM204 97H205V99H204ZM211 97V98H210ZM218 97H221V98H218ZM225 97H226V100H225ZM234 97V98H235ZM245 97V98H244ZM2 98V99H1ZM4 98V99H3ZM6 98V99H5ZM8 98V99H7ZM12 98V99H11ZM26 100V102H25V100ZM32 98H30L31 100H32ZM75 98V97H74ZM169 98V99H168ZM192 98V99H191ZM198 98V99H197ZM208 98V99H207ZM229 98H231V99H229ZM249 98V99H248ZM258 98V99H257ZM113 99H115L114 101H115V104L117 105V106H115L114 105V107H113V104H114V101H113ZM145 99V100H146ZM163 99V100H162ZM171 99V100H170ZM202 99H204L203 101H202ZM229 101H228V100ZM252 99V100H251ZM255 99V100H254ZM9 100V101H8ZM12 100V101H11ZM18 100V101H17ZM21 100V101H20ZM24 100V101H23ZM75 100H77V96H76V99ZM96 100V101H95ZM162 100V101H161ZM195 100L196 101H199V102H195ZM208 100H209V103H208ZM213 102H212V101ZM223 100H225V101H223ZM257 100V102H255ZM3 101V102H2ZM8 101V102H7ZM77 101H79V99L77 100ZM90 102V104H88L89 102ZM94 101H95V103H94ZM147 101V100H146ZM145 101V102H146ZM159 101H161V102H159ZM168 101L170 102V103H172V104H170V103H168ZM172 101V102H171ZM203 102V103H201V102ZM240 101V102H239ZM241 101L244 103V104H241V106H240V104H238V103H241ZM245 101V102H244ZM247 101H249V104L250 105H247L246 104V102ZM2 102V103H1ZM7 102V105H8V107H7V105L5 104V103ZM12 102V104H10L9 105V103H11ZM16 102H20L19 104L17 103V104H15ZM29 102H31V101H29ZM34 102V101H33ZM53 102V103H54ZM112 102V103H111ZM162 102H163V104H162ZM192 102V103H191ZM205 102V103H204ZM254 104H253V103ZM32 103V102H31ZM49 103V104H50ZM64 103H66V104H64ZM85 103V102H84ZM162 104V106L161 105H158V104ZM192 105H191V104ZM198 103H200V105L198 104ZM229 103V104H228ZM256 103V104H255ZM4 104V105H3ZM17 105V106H15V105ZM24 104V105H23ZM28 104H30V103H28ZM37 104V103H36ZM78 104H80V103H78ZM103 104V105H102ZM142 104V105H141ZM145 104V103H144ZM166 104H167V106H166ZM170 104V105H169ZM198 104V105H197ZM208 104V105H207ZM224 104V105H223ZM24 106V107H21V106ZM97 107H96V106ZM102 105V106H101ZM196 105V106H195ZM247 105V107H245ZM254 105V106H253ZM20 106V107H19ZM30 105H28V107H29ZM35 108H34V107ZM43 107V108H41V107ZM47 106V105H46ZM90 106V107H89ZM112 106V107H111ZM147 106H149V104H147ZM207 106H208V109H207ZM223 108H222V107ZM233 106V107H232ZM244 106V107H243ZM5 107V108H4ZM13 107L15 108V109H13ZM27 107V108H28ZM93 107H94V109H95V111H97V108L99 109V111H100V115L98 114V112H97V114L94 112V110H93ZM96 107V108H95ZM103 107V108H102ZM113 108V109H111V108ZM144 107V108H143ZM191 107V108H190ZM194 107V108H193ZM204 107V108H203ZM240 107H241V109H240ZM4 108V109H3ZM20 108V109H19ZM24 109V110H21V109ZM46 108V107H45ZM47 108H48V106H47ZM46 108V109H47ZM48 108V110H50ZM73 108H69L67 111H69V110H73ZM106 108H108L107 109V111H106ZM147 108V107H146ZM148 108H147V111L149 112L150 110H148ZM168 108V112H166V109ZM170 108V109H169ZM196 108H197V110H196ZM213 108H214V110H213ZM249 110H248V109ZM253 108V109H252ZM5 109H6V111H5ZM33 109V110H32ZM53 109H52V111H53ZM76 109V110H75ZM92 109V110H91ZM103 109V112L101 111V110ZM117 109V111H116V113H115V110ZM192 110V112H193V114L191 113V110ZM194 109V110H193ZM205 109V110H204ZM218 109H220L219 111H217ZM225 109L227 110L228 109V111H226L227 113H231V115L233 116V117H238L237 119H236V121L234 120V122L233 123H230L228 120H226L227 118L225 117L226 115H224L223 116V114L225 113H221V112H223V111H225ZM22 112H21V111ZM39 110V111H38ZM40 110H41V112H40ZM60 110H62V109H60ZM87 110H88V112H87ZM93 111V113L91 114V111ZM113 110V111H112ZM158 110V111H159ZM169 110H171L170 111V113H169ZM210 110V111H209ZM215 110H216V113H215ZM231 110V111H230ZM236 110V111H235ZM248 110V111H247ZM254 110V111H253ZM4 111V112H3ZM13 111V112H12ZM17 112V114H16V112ZM19 111V112H18ZM28 111V109L26 110V112ZM33 111V112H32ZM79 111V110H78ZM86 111V112H85ZM105 111L106 112H108L107 113V117H106V115H105ZM146 111V112H147ZM204 111V112H203ZM206 111V112H205ZM221 111V112H220ZM235 111V112H234ZM21 112V113H20ZM32 112V113H31ZM86 113V115L88 116L87 117V120L86 119H84V116H85V118H86V115H85V113ZM112 112H113V114L114 115H112ZM147 112V113H148ZM163 112L165 113L164 115L166 116L165 117V121H163L164 119V116H163V118L161 117H158V115H160L161 116V114H163ZM197 113V114H194V113ZM200 114H199V113ZM213 112V113H212ZM217 112H220V114L219 113H217ZM11 113V114H10ZM14 113V114H13ZM35 113H33V114H35ZM49 113H50V111H49ZM48 113V116L50 117V114ZM90 115H88V114ZM103 113V115H101ZM203 113V114H202ZM215 113V114H214ZM226 113V114H227ZM238 115H237V114ZM244 114V115H241V114ZM21 114V115H20ZM23 114V115H22ZM66 114V115H65ZM68 114V115H67ZM97 115V117H96V115ZM119 114V115H118ZM153 114H155V115H153ZM167 114V115H166ZM206 114H208V115H206ZM236 114V115H235ZM247 114H249V115H247ZM1 115L3 116V117H1ZM62 116V118H61V116ZM69 115H70V117L72 118L73 117V119H71V118H69ZM83 115V116H82ZM109 115V116H108ZM111 115L113 116L112 118H113V120H112V118H111ZM192 115H193V117H192ZM201 115V116H200ZM202 115H203V117H202ZM22 116H25V117H22ZM31 116H29V119H32L31 121H33V119H35V118H31ZM68 117V119H67V117ZM100 116V117H99ZM102 116V117H101ZM210 116V117H209ZM249 116H252V117H250L249 118ZM5 117V118H4ZM48 117V118H49ZM49 118V120H52L53 121V119L54 118ZM80 117V116H79ZM94 117H95V119H94ZM105 117L106 118H108V119H105ZM119 117H121V119L119 118ZM156 117V118H155ZM201 117L203 118V119H201ZM218 117V118H217ZM219 117H221L222 119H220ZM248 117V118H247ZM8 118V119H7ZM14 118V119H13ZM17 118H21L20 120L19 119H17ZM92 118V119H91ZM101 120H100V119ZM120 120H119V119ZM161 119V122L163 123L164 122V124H165V127L167 128V126L166 125H168L169 127V129H170V131H169V129L167 128V130H166V128L164 129V128H161L160 129V127H164L163 125L164 124H162L161 122H159V124H162V126L161 125H158L157 126V124H156V122H157V120L158 119ZM209 118H210V120H209ZM244 118V119H243ZM16 119H17V121H16ZM23 119V120H22ZM28 119V118H27ZM28 119V120H29ZM71 119V120H70ZM80 119V120H79ZM97 119L99 120V121H101V123L103 124L104 123V125L102 126V124L99 122V124L97 123L98 121H97ZM140 119V120H139ZM154 119V120H153ZM206 119V120H205ZM217 119V120H216ZM223 119H225V120H223ZM235 119V118H234ZM249 119V120H248ZM5 120V121H4ZM9 120V121H8ZM10 120H11V122H10ZM13 120H15V124L16 125H14V121ZM18 120H19V125H17V122H18ZM48 120V119H47ZM77 120V119H76ZM93 120V121H92ZM102 120H103V122H102ZM118 120V121H117ZM205 120V121H204ZM217 122H216V121ZM221 120V121H220ZM238 120H240L239 122H241V120H242V122H241V124H239V122H238ZM243 120H244V122H243ZM13 121V122H12ZM24 121V124L22 123ZM26 121V122H25ZM96 121V122H95ZM110 121V122H109ZM117 121V122H116ZM123 121V122H122ZM138 121V122H137ZM167 121V122H166ZM223 121H228L230 124H228V122H223ZM248 121V122H247ZM9 122H10V124H9ZM20 122H21V124H20ZM55 122V123H56ZM69 122V123H68ZM94 122V123H93ZM113 122H115V123H113ZM157 122V123H158ZM213 122V123H212ZM222 122V123H221ZM13 123V124H12ZM49 123V122H48ZM54 123V122H53ZM65 123H67V124H65ZM78 123V125H79V127L78 128H82L81 127V125L82 126H86L85 127V129H87V130H89V129H91V127L92 126H88V125H92V123H93V127L92 128H94V130H97V128H100V126H102V130H101V128H100V130H101V132H103L102 133V135L107 131L106 130V128L109 130V131H107L106 133H109L110 132V129L112 130L111 132H112V134H110L109 133V136L107 135V137H101V132L100 133H98V135H97V132H98V130L97 131H95L96 133L94 134V131H93V129H91L93 132V134H94V136L93 135H91V137L93 138H91L90 137V135L89 134H87V133H84V132H86L85 131V129H83V131L84 132H82V129L79 131L78 129H74V128H76V126L74 127V125H76ZM106 123V124H105ZM112 123H113V125H114V128H111V127H113V125H112ZM119 123V125H118V127H117V124ZM228 124L229 125V127H228V125L225 127V125L224 124ZM238 123V124H237ZM4 124V125H3ZM14 125V127L12 126V125ZM97 124V125H96ZM8 125V126H7ZM29 125V123H27V125L26 126H28ZM30 125H32L31 123H30ZM77 125V126H78ZM121 125H123V127L121 126ZM152 125V126H151ZM157 126V129H160V130H156V126ZM222 125V126H221ZM224 125V126H223ZM235 125V126H234ZM237 125L239 126V127H237ZM241 125V126H240ZM9 126H11L10 128H9ZM126 126V127H125ZM160 126V127H159ZM219 126H221V127H219ZM244 126L246 127L245 128V130L243 129L244 128ZM249 126H250V128H249ZM253 126V127H252ZM50 127V126H49ZM72 127H74L73 129L76 131V132H74L73 131V129H71ZM83 127V128H84ZM95 127H97V128H95ZM117 128V134H118V136H117V134H116V128ZM153 127V128H152ZM236 127V128H235ZM248 127V128H247ZM40 128H43V127H40ZM228 128H230L231 129V134H229V135H232V134H234L235 136H237L236 138H235V136L233 135V136H227V134L230 132V130H228ZM233 128V129H232ZM11 129V130H10ZM34 129V131H33V133H32V131H31V133H32V137L33 136H35V133L38 131V130H40V129H37V131H36V129L35 128H33ZM44 129H46V130H44ZM44 129H42L43 131H44V133H43V131L41 130V132H38V134L40 133V135L41 136H43L44 134H45V136L43 137V141H42V137L41 136H39L38 134L36 135V138H37V140L38 139H41V143H40V145L42 146L43 144L42 143H44V145L42 146V147H40L41 148V150H40V148H39V150H38V148L36 147V148H34L35 146H38L39 144V142L37 141V144L38 145H34V149L32 148V143H34V140H33V142L32 143H26V145L27 144H29L28 146H31L30 147V150H29V148H28V146H27V149L26 150H28V151H30V153H29V155H26L27 157L25 158V155L24 154H27V153H25V152H28V151H26L25 150V152H23L24 151V149L23 148H25V147H23V146H26L25 145V143L23 142V140L24 139H26V137H27V139L28 138H30V135L29 134H31V133H29V134H27V135H25V138H24V135L22 134V136H21V132H17V133H15L16 135L18 134V136L20 137V140H18V139H16L15 140V142L16 141H18V143H17V145H16V143H15V147H17V148H15L14 150H13V152H14V154H9V156H11V155H13V157L11 156L10 158L7 156L6 158L8 159V161L9 162H5V161H7V159L5 158L4 160V162L6 163V164H4V162H3V167H4V169H5V167H7L8 166V169H7V171L8 170H11L10 168H12V169H14L12 166H14L15 167V169L17 170V168L16 167H22V168H19V169H21V170H23V169H25L24 171H26V173L28 174V175H33V176H31L32 178H35V176L34 175H36V174H38L39 173V171L40 172H42V171H44L43 173H39L40 175H36V177H38V179L37 180H31V184L34 186V184H35V181L37 182V184H39V185H35V187H44V185L46 186L47 185V187H45V188H40V190H41V192H39V190L37 191V189H36V193L37 194H40V195H45V194H43V192H45L46 193V195H48L47 194V190L48 191H50L51 193V195H53V196H55V195H57L56 197H58L59 199L58 200H61L60 199V197L59 196H61V194L63 195V197H64V195L66 196V197H64V198H66V200L63 198V201H65V204L63 203V201L61 202V201H56V203H58L59 204V202H61V203H63L62 205H61V203L59 204L60 205V207L61 206H63L64 208L63 209H61L60 207V215L59 216H57V220H56V222L54 223V229L55 230H57V232L59 231V230H61V226H63L64 227V224L62 225V223H60V221H61V219H59V217H62V220H63V217H64V220H67L69 223H70V220H71V224L69 225V223L67 222V221H64L63 220V223L64 222H67L68 223V227L69 228H67L68 230H70L72 227H76L77 229L78 228H81L82 229V226H83V224L85 223H82V225H81V227L79 226L80 225V223L78 224V226H76L77 225V223L79 222H77V220L80 218L79 216H78V218H75V217H77L76 215L78 214L77 213V209H79V207L80 208H82V204H83V202H82V200H79L80 198H83V197H78L79 199H77L74 195H77L76 193L74 194V192H73V195L72 194H70L69 192V194L66 192V191H63V193H65V194H63V193H61L62 192V190H61V192L60 193H58L59 192V188H61L62 187V185L64 186V188L65 189H67V186H65L66 185V182L65 181H63V182H65L64 184H63V182L61 183V179L63 178V171L62 172H60L59 170L58 171H54V173H57V174H59V173H61L60 175H57V174H55V176H54V173H51V171L52 170H50L49 169V171H48V169H47V167L46 168H44L47 164V162L45 161V163H44V166H42V158H40V157H42V155L41 154H45V152L44 151H46V150H44V149H46L47 147H45V148H43L44 146H46L45 145V143L47 142V138H51V137H47L46 136V134H48L49 133V131L47 130L48 129V127L46 126V128L44 127ZM51 129V130H50ZM153 129H155V130H153ZM224 129V130H223ZM225 129L228 131V133H227V131H226V135H225ZM235 129V130H234ZM242 130V131H240V130ZM49 130L50 131H53V133L55 132V131H57V130H52V128L50 127L49 128ZM78 130V131H77ZM90 130V131H91ZM154 131V132H150V131ZM162 130H164L163 132V134H161V137H160V135H157L156 133H158V134H160L161 133V131ZM168 131V133H170L169 134V137L170 136H172V140L174 141L175 140V142L174 143H172V142H170V143H168V140L170 139H167L168 138V133H166V131ZM234 130V131H233ZM248 132H250V133H248ZM5 131V132H6ZM36 131V132H35ZM120 131V132H119ZM158 131V132H157ZM238 131V132H237ZM257 133H256V132ZM5 132H1L2 134H4ZM35 132V133H34ZM78 132V134H81V132H82V134L81 135H77V134H75V133H77ZM80 132V133H79ZM241 134H240V133ZM246 132V133H245ZM0 133V134H1ZM7 133H5V134H7ZM52 133V134H53ZM84 133V134H83ZM90 133V132H89ZM106 133H105V135L104 136H106ZM151 133V134H150ZM152 133H155V135L154 134H152ZM222 133H224V134H222ZM239 133V134H238ZM248 134V136L247 135H245V134ZM34 134V135H33ZM114 134H115V136H114ZM166 134V135H165ZM218 134V135H217ZM249 134H250V137H249ZM251 134H254V136L252 137L251 136ZM55 135V136H54ZM60 135H61V133H60ZM59 134H56V133H54L53 135H50V136H52V138H53V140H52V142H53V144L52 143H49V140H48V142L47 143H49V144H52V145H48L47 143V145H48V147L50 146L51 148H54V146H57V147H55V149L57 148V150H55V149H53V151H65V150H68V149H63V148H65V146H66V144L67 143H63V142H67V141H64L66 138H68V137H66V138H63L62 139V137L60 136ZM100 135V139H102V138H104L105 140V142L103 141V140H96V139H98V138H96L97 136H99ZM112 135V136H111ZM152 135V136H151ZM18 136H16V137H18ZM38 136H39V138H38ZM54 136V137H53ZM57 136H58V138H57ZM63 136V135H62ZM89 136V137H88ZM120 136V137H119ZM155 136V137H154ZM163 136V137H162ZM220 136V137H219ZM221 136L225 139H223V138H221ZM225 136V137H224ZM41 137V138H40ZM112 137H115V138H112ZM144 137H146V138H144ZM159 137H160V140H159ZM164 137H166V139H167V141L166 140H164L165 138ZM212 137V138H211ZM243 139H241V138ZM22 138H23V140H22ZM35 138V137H34ZM74 138H76V137H74ZM88 138L90 139V142L91 143H93V146H92V144H91V147H90V144L88 143L89 141H88ZM111 138H112V141L114 140L115 142H109V139L111 140ZM119 138V139H118ZM153 138V139H152ZM155 138V139H154ZM174 138V139H173ZM220 138V139H219ZM253 138V139H252ZM33 139V138H32ZM86 139V140H85ZM107 139V140H106ZM211 139H213V141L211 140ZM223 139V142L221 141ZM234 139H235V141L237 142H235L234 141ZM51 140H50V142H51ZM61 140V141H60ZM77 140V139H76ZM97 142H96V141ZM154 141L153 143H152V141ZM156 140H159V144H157V142L158 141H156ZM166 141L165 143H164V141ZM243 142H242V141ZM24 143H22V142ZM25 141H27V140H25ZM29 141H31V138H30V140ZM35 141V142H36ZM71 141H73V144H74V142H75V139L73 140V137L70 139V142ZM87 142V143H85L84 144V142ZM93 141V142H92ZM170 141V140H169ZM212 141V142H211ZM225 141V142H224ZM245 141H246V143H245ZM62 142V144H60ZM104 142V143H103ZM150 142L153 144L152 146H154V148H150V146L151 145H149L150 144ZM162 142V143H161ZM234 142H235V144L237 145V144H240L241 143V145H243V144H246V145H251V147L250 146H246V145H244V146H241L240 148V151H238V153H237V150L238 149H236L235 147V144H234ZM240 142V143H239ZM250 142H252V144L250 143ZM1 143V142H0ZM60 144V145H58V144ZM69 143V142H68ZM94 143H95V145H94ZM120 143H122V145L120 144ZM55 144V145H54ZM71 143H69V145H70ZM87 144V145H86ZM117 144H118V146H117ZM155 144V145H154ZM161 144V145H160ZM163 144V145H162ZM167 144V145H166ZM216 144V145H215ZM218 144H219V146H218ZM65 145V146H64ZM68 145V144H67ZM72 145V144H71ZM70 145V148L72 147ZM97 145V147L98 148H96V147H94V146H96ZM108 145V146H107ZM113 145V146H112ZM117 147H119V146H121V148H119V149H116V146ZM158 145H160V146H158ZM53 146V147H52ZM59 146V147H58ZM101 146V145H100ZM151 146V147H152ZM163 146V147H162ZM221 146V147H220ZM49 147V148H50ZM114 147H115V149L116 150H114ZM157 147V148H156ZM162 147V148H161ZM237 147H238V145H237ZM243 147H247V148H245V150L247 149V150H249V149H251V151L253 150V152H250V153H248L247 152V150H246V152L247 153H244L243 151H242V149H243ZM250 147V148H249ZM0 148H1V144H0ZM22 148V149H21ZM66 148H69V147H66ZM69 148V149H70ZM112 148V149H111ZM155 148H156V151H158V152H155ZM161 149V150H158V149ZM234 148V149H233ZM249 148V149H248ZM17 149V150H16ZM21 150L20 151V153H21V156L22 155H24V159H25V161L23 160V157H21L20 156V154H19V150ZM62 149V150H61ZM94 149V150H95ZM107 149H105L106 151H107ZM149 149V150H148ZM151 149V150H150ZM236 149V150H235ZM16 150V151H15ZM35 150V151H34ZM43 150V151H42ZM50 150V149H49ZM52 150V149H51ZM84 150V151H85ZM91 150H89L90 152H91ZM93 150V151H94ZM104 150V149H103ZM103 150H101L102 152H103ZM104 150V152H106ZM122 150V151H121ZM153 150V151H152ZM166 150H168L167 152H166ZM230 150V151H229ZM244 150V149H243ZM18 151V152H17ZM40 153H39V152ZM88 151V152H89ZM93 151H92V158L91 159H89L90 161L91 160H93V158L96 156L97 157V152H96V155L94 156V154L95 153H93ZM96 151V150H95ZM100 151V154L99 155H101V152ZM117 151H119L120 152V154H119V152H117ZM161 153H160V152ZM165 151V152H164ZM16 152V153H15ZM33 152V153H32ZM39 154H38V153ZM43 152V153H42ZM90 152L88 153V154H90ZM114 152H116L115 154H114ZM235 152V153H234ZM12 153V152H11ZM37 153V154H36ZM83 153H85V152H82V154L81 155H79L78 156V158L77 159H80L81 158V156H82V160L80 159V161H79V163H78V161H77V164H76V161H75V166L77 167L76 169H79L78 171H76V175H77V177H78V180H76L77 182L79 181V179H81L80 180V182H78V184L79 185H81V184H83L84 183V180H85V185L89 182L88 181V179L90 180V178H91V176H92V178L94 177L95 178V174H96V171H94V169L97 167V164H96V166H95V168H94V165L93 164H91V162L89 163V162H87V160L88 159H86L85 158V156L86 155H88V154H83ZM109 153V154H108ZM118 153V154H117ZM122 153V154H121ZM138 153V154H137ZM145 154V155H147V154H151L150 156L149 155H147L146 157L148 158V156H149V158H148V161H147V159H146V157L144 156V155H142V154ZM155 153V154H154ZM161 155V157H160V155ZM165 153V154H164ZM167 153V154H166ZM242 153V155H239V154H241ZM252 153V154H251ZM31 154V155H30ZM108 154V155H107ZM113 155V157H112V155ZM117 154V156H115ZM139 154H141L143 157H145V159L143 158V160H140V163H138L137 161H134V160H137L138 158H140V159H142L141 157H140V155ZM157 154V155H156ZM164 154V155H163ZM227 154V155H226ZM231 154V155H230ZM234 154H235V156H234ZM244 154V155H243ZM248 154H250V155H248ZM135 155L138 157L137 159L135 158ZM166 155V156H165ZM225 155V156H224ZM252 155V156H251ZM19 156V157H18ZM30 156V157H29ZM36 156H39V157H36ZM133 157V158H135L134 160L132 159H130V161H132V162H127V160L125 161V158L127 159V157ZM156 156V157H155ZM157 156H158V158H157ZM239 156V157H238ZM244 156H246V157H244ZM32 157V158H31ZM44 157H45V155H44ZM86 159V161H84L85 159ZM86 157H88V156H86ZM89 157H91V155H89ZM88 157V158H89ZM111 157V158H110ZM115 157V158H114ZM128 157V158H129ZM155 157V158H154ZM227 157V158H226ZM229 157V158H228ZM234 157V158H233ZM241 157V158H240ZM248 157V158H247ZM16 160H15V159ZM21 158H22V160H21ZM28 158H30V159H28ZM109 158V159H108ZM114 158V159H113ZM151 158V159H150ZM166 158V159H165ZM240 158V159H239ZM3 159V158H2ZM9 159H11V160H9ZM15 161V163H13L14 161ZM27 159V160H26ZM36 161H35V160ZM39 161H38V160ZM76 159V160H77ZM159 159V160H158ZM225 159H226V161H225ZM236 159H238V160H236ZM242 159V160H241ZM19 160V161H18ZM29 160V161H28ZM34 160V161H33ZM88 160V161H89ZM94 160H96L97 161V158H94ZM105 160H106V164H102V163H105ZM111 160H113L112 162H114V163H111ZM129 160V159H128ZM139 160V159H138ZM147 161V162H144V161ZM152 160V161H151ZM156 160V161H155ZM223 160V161H222ZM13 161V162H12ZM20 161H22L23 162V164L25 165H27V167L25 168L24 166H22V162L20 163ZM31 161V162H30ZM82 161V162H81ZM96 161H93V163H97ZM136 162L138 165L136 166V164L134 163V162ZM143 161V162H142ZM153 161L155 162V164L153 163ZM159 161H161V162H159ZM220 161V162H219ZM239 161V162H238ZM242 161H243V163H242ZM246 161H247V163H246ZM21 164H19V163ZM27 162V163H26ZM34 162H35V164H34ZM38 162H41L40 163V165H39V163ZM43 162H44V160H43ZM124 162V163H123ZM125 162H127L126 164H125ZM157 162H159L160 163V165H159V163H157ZM1 163V162H0ZM9 163V165H11L10 167H9V165H7ZM30 163V164H29ZM80 163H82V165L83 166H85V168L80 164ZM83 163H85V164H83ZM87 163H88V165H87ZM128 163H132L131 165L130 164H128ZM134 163V164H133ZM146 163V164H145ZM148 163V164H147ZM222 163H224L223 165H222ZM231 163V165L233 166H231V165H229ZM2 164V163H1ZM1 164H0V166H1ZM14 164V165H13ZM15 164H18V165H15ZM112 164V165H111ZM142 164H143V166H144V164L146 165V167H143L142 166ZM218 164V165H217ZM235 164V165H234ZM5 165H7V166H5ZM25 165V166H26ZM34 165L37 167H34ZM51 165V164H50ZM103 165V166H102ZM111 165V166H110ZM114 165V166H113ZM132 165H135L136 167H138L139 166V169L141 170H139V169H137V168H134L135 166H133L132 168H133V170H132V168L130 167V166H132ZM152 165V166H151ZM156 165H157V167H156ZM225 165V166H224ZM28 166H30V167H28ZM42 166V167H41ZM47 166H49V165H47ZM80 166V167H79ZM93 166V167H92ZM105 166V167H104ZM113 166V167H112ZM126 166V169L128 168V170L129 171H135L134 173H132V172H130L131 173V175L133 176L134 175V178L132 177L131 178V175H130V173L128 174V176H127V181H125V178H124V175H125V173L127 174L128 172H126V169L124 168ZM127 166H129V167H127ZM140 166H142L143 168L141 169L140 168ZM147 166H148V169L150 170L149 172H147L148 170H147ZM160 166V167H159ZM243 166H245V167H247L248 168V171L247 170H245V169H247V168H245V167H243ZM33 167L36 169V171H38L37 173L36 172H34V173H31V172H33V171H35V169H33ZM53 167V166H52ZM51 167V168H52ZM83 167V168H82ZM88 167V168H87ZM104 167V168H103ZM109 167H110V170H109ZM119 167H122V169L121 168H119ZM152 167H153V170H152ZM32 168V169H31ZM48 168H50V167H48ZM54 168V167H53ZM81 168V169H80ZM91 168H92V170L93 171H90L91 170ZM94 168V169H93ZM118 168V169H117ZM144 168H146V169H144ZM151 168V169H150ZM158 168V169H157ZM5 169V170H6ZM18 169V170H19ZM29 169H31V170H33V171H29ZM40 169V170H39ZM44 169V170H43ZM45 169L47 170V172H49V173H47L46 171H45ZM87 169V170H86ZM155 169V170H154ZM223 169H225V170H223ZM83 170V171H82ZM84 170L86 171V173H84ZM90 172H89V171ZM96 170H97V168H96ZM112 170V171H111ZM122 170V171H121ZM127 170V171H128ZM136 170H138V171H140V173L138 174L137 172L138 171H136ZM143 170H145V173L144 172H142ZM151 170L153 171V172H151ZM156 170H159V171H156ZM30 173H29V172ZM52 171V172H53ZM116 172V174H115V172ZM157 172L156 174H155V172ZM220 171H221V173H220ZM230 171V172H229ZM247 171V172H246ZM250 171V172H249ZM14 172V171H13ZM16 172V171H15ZM59 172V173H58ZM93 172H95L94 174H91V173H93ZM110 172V173H109ZM113 172V173H112ZM120 174H118V173ZM152 174H151V173ZM246 172V173H245ZM51 173V174H50ZM83 173V174H82ZM109 173V174H108ZM121 173H122V175H121ZM135 173H137L138 175H139V178H141V179H143L144 181H142L141 182V180L138 178V175H136V178H135ZM251 173V174H250ZM49 174V175H48ZM85 174V175H84ZM114 176H113V175ZM117 174L119 175V177H117ZM140 174L143 176H140ZM151 174V175H150ZM158 174V175H157ZM216 174H217V176H216ZM222 174V175H221ZM227 174H229V175H227ZM47 175V176H46ZM50 175H53V177H51ZM79 175H81L80 177H79ZM84 175V176H83ZM94 175V176H93ZM108 175V176H107ZM129 175H130V177H129ZM150 175V177H148ZM157 177H156V176ZM43 176H44V178H43ZM51 177L52 178V180H51V178H49V177ZM56 176L58 177L59 176V178H61V179H56ZM61 176V177H60ZM87 176H90V178L89 177H87ZM113 176V177H112ZM126 176V175H125ZM170 176V177H169ZM215 176V177H214ZM245 176V177H244ZM30 177V178H31ZM39 177H41V179H43V180H41ZM46 177H48L49 178V180H48V178H46ZM76 177V176H75ZM77 177H76V179H77ZM120 177H121V179H120ZM145 177V178H144ZM155 177V178H154ZM167 177V178H166ZM214 177V178H213ZM226 178V179H224V178ZM247 177V178H246ZM31 178V179H32ZM55 178V179H54ZM85 178H87V179H85ZM92 178H91V180H92ZM115 180H114V179ZM117 178H119V180L117 179ZM124 178V179H123ZM148 178L150 179V178H152L151 180H149L150 182H148ZM154 178V179H153ZM166 178V179H165ZM227 178H228V181H227ZM0 179H2L1 177H0ZM36 179V178H35ZM64 179V178H63ZM84 179V180H83ZM105 179V178H104ZM113 179V180H112ZM131 179H135V182L134 181H132ZM137 179V180H136ZM169 179V180H168ZM172 179V180H171ZM175 179H177L178 181H176ZM212 179H215L214 181L212 180ZM221 179V180H220ZM226 181H224V180ZM237 179H239V180H237ZM46 180V181H45ZM48 180V181H47ZM65 180V179H64ZM91 180H90V182H91ZM112 180V181H111ZM132 181V182H134L133 184H131L130 183V181ZM223 180V181H222ZM0 181H2V180H0ZM34 181V182H33ZM42 181H43V184H42ZM83 181V182H82ZM116 181H117V184H116ZM120 181V182H119ZM121 181H124L123 183H121ZM129 181V182H128ZM158 181V182H157ZM160 181H161V183H160ZM174 181V182H173ZM209 181V182H208ZM219 181H220V183H219ZM222 181V182H221ZM239 181H240V183H239ZM246 181V182H245ZM3 183H1L2 185H4V181H2ZM47 183V182H51L52 184H45V183ZM57 183L56 185H54L55 183ZM60 182V183H59ZM87 182V183H86ZM107 182V183H106ZM115 182V183H114ZM127 182V183H126ZM146 182V183H145ZM152 182V183H151ZM171 182V183H170ZM177 182V183H176ZM211 182V183H210ZM213 182V183H212ZM226 184H225V183ZM246 184H245V183ZM81 183V184H80ZM93 183V182H92ZM121 184L120 186H119V184ZM125 183V184H124ZM138 183V185H137V187H134L135 186V184H137ZM140 183H142V184H140ZM145 183V184H144ZM151 184V185H149V184ZM155 183V184H154ZM176 183V184H175ZM207 183V184H206ZM214 183H216L215 185L216 186H214L213 184ZM218 183V184H217ZM224 185H223V184ZM239 183V184H238ZM242 183H244V184H242ZM107 184V186L105 187V185ZM114 184H116V187H115V185ZM122 184H123V186H122ZM126 184H130L131 185V187L133 186V188L135 189L134 191H133V188H131V187H129V186H127ZM147 184V185H146ZM153 184V185H152ZM159 184V185H158ZM206 184V185H205ZM228 184V186H226ZM2 185H1V187H2ZM61 185V186H60ZM84 185V184H83ZM109 185V186H108ZM114 185V187H112ZM144 185H146L145 187H144ZM156 185V186H155ZM213 185V186H212ZM240 185H242L241 187H240ZM32 186V187H33ZM48 186H49V189H47L48 188ZM54 186V187H53ZM59 186V187H58ZM102 186H104V187H102ZM153 187V188H151V189H153V190H151L150 189V187ZM158 186V187H157ZM223 186V187H222ZM227 187V189H226V187ZM35 187H33V189L35 188ZM53 187V188H52ZM126 187V188H125ZM127 187L128 188H130L132 191H130V193H132L131 194V196H133L131 199H130V201H128V202H126V200H125V198H126V196H130V194L128 193L129 191H128V189H127ZM144 187V188H143ZM146 187H148V189L146 188ZM163 187V188H162ZM199 187V188H198ZM201 187V188H200ZM229 187V188H228ZM245 187V188H244ZM38 188V189H39ZM55 188H57L56 190H58V192L55 190ZM118 188H120V189H118ZM125 188V189H124ZM137 188V189H136ZM238 188H241V189H238ZM47 189V190H46ZM61 189H63V188H61ZM64 189V190H65ZM70 189V188H69ZM104 189V190H103ZM109 189H111V190H109ZM114 189H118L117 190V192H115L116 190H114ZM124 189V190H123ZM140 191H139V190ZM203 189V190H202ZM209 189V190H208ZM212 189V190H211ZM243 189H245V190H243ZM42 190H43V192H42ZM55 190V191H54ZM111 191V193L108 195V191ZM114 190V193L112 192ZM148 190H151L152 191V195H153V197H151V196H149V193H145V194H147V195H145L144 194V191L145 192H147ZM232 190V191H231ZM238 190V191H237ZM241 190V191H240ZM68 191H73V190H68ZM128 191V192H127ZM151 191H150V193H151ZM205 191H206V193H205ZM212 191V192H211ZM218 191V192H217ZM230 191V193H232V194H230V193H228ZM245 191V192H244ZM53 192H55V193H53ZM106 192H108V193H106ZM155 192H156V194H155ZM162 192V193H161ZM211 192V193H210ZM217 192V193H216ZM247 192V193H246ZM49 193V192H48ZM58 193V194H57ZM67 193V194H66ZM100 193V192H99ZM116 193V194H115ZM122 193V194H121ZM127 193H128V195H127ZM133 193H135V195L133 194ZM158 193H159V195L160 196H158ZM164 193H166V194H169V195H165ZM49 194V195H50ZM103 194H104V196H103ZM112 194V195H111ZM162 194V195H161ZM205 194V198H203L204 195ZM206 194H208V195H206ZM215 194V195H214ZM111 195V196H110ZM115 195V196H114ZM116 195H118V196H121L120 198L119 197H116ZM151 195V194H150ZM155 195V196H154ZM247 195V196H246ZM107 196V198H105ZM110 198H109V197ZM112 196H114V197H112ZM72 197V198H71ZM102 198V200H101V198ZM149 197H151L152 198V200H150V198ZM159 197V198H158ZM210 197V198H209ZM217 197H218V199H217ZM25 199H26V197H24ZM114 200H113V199ZM118 198V200H117V202H116V199ZM161 198V199H160ZM213 198V199H212ZM216 198V199H215ZM220 198V199H219ZM248 198H249V200H248ZM8 199L10 200V198L8 197ZM15 199V198H14ZM14 199H12V201L14 200ZM69 199V200H68ZM73 199V200H72ZM84 199V198H83ZM106 199H107V201H106ZM122 199H124L123 201H122ZM154 199V200H153ZM208 199H210V200H208ZM244 199V200H243ZM78 200V201H77ZM90 200V199H89ZM109 200V201H108ZM160 200V201H159ZM206 202H205V201ZM215 200V201H214ZM26 201V200H25ZM75 201H76V203H77V205H75L76 203H75ZM79 201H81V202H79ZM84 201L86 202V201H88V200H85L84 199ZM132 201V202H131ZM159 201V202H158ZM209 201V202H208ZM213 201V202H212ZM245 201H247V202H245ZM11 202V201H10ZM14 202V201H13ZM9 203V201H8V203L10 204V205H12V204H14V203ZM68 202V203H67ZM72 202V203H71ZM100 202V203H101ZM108 202H110V204H108ZM113 202V203H112ZM123 202H125L126 203V205L125 204H123ZM151 202H152V204H151ZM245 202V203H244ZM87 203H89V202H87ZM157 203V204H156ZM208 203V204H207ZM212 203V204H211ZM80 204V205H79ZM86 204V203H85ZM108 204V205H107ZM117 204H118V206H117ZM215 206H214V205ZM66 207H65V206ZM68 205V206H67ZM70 205V206H69ZM79 205V206H78ZM106 206V207H104V210L102 209V206ZM110 205V206H109ZM123 205V206H122ZM124 205H125V207H124ZM178 205V206H177ZM180 205H182V206H180ZM211 205H213V206H211ZM87 206V205H86ZM132 206V205H131ZM210 206V207H209ZM75 207V208H74ZM77 207V208H76ZM154 207V208H153ZM213 207V208H212ZM84 208V207H83ZM114 208V209H113ZM116 208V209H115ZM132 208V207H131ZM131 208L129 209V210H131ZM209 208V209H208ZM217 208V209H216ZM4 209V208H3ZM2 208H0V213H2L3 212V214H4V211H2L1 212V210H3ZM72 209V210H71ZM74 209V210H73ZM122 209V210H121ZM62 210V211H61ZM102 210H103V214L101 213L102 212ZM112 210V211H111ZM114 210V211H113ZM117 210V211H116ZM126 210V211H125ZM209 210V211H208ZM212 210V211H211ZM66 211H67V214H65L66 213ZM70 211H72V213L69 212ZM76 211V212H75ZM123 211V212H122ZM156 211V212H155ZM74 212V213H73ZM113 212V213H112ZM115 212V213H114ZM118 212V213H117ZM127 212V213H126ZM138 212V211H137ZM207 212V213H206ZM217 212V213H216ZM77 213V214H76ZM104 213H107L106 215L104 214ZM128 215L126 218H127V222L125 221V219L126 218H124V222L122 223L121 221H123V219H121V221L118 219V218H120L119 216H121V215H119V214H122V215ZM209 213H210V216L208 217V215H209ZM216 213V214H215ZM261 213V214H260ZM64 214H65V216H64ZM68 214H70V215H68ZM73 214H75L74 216H73ZM155 214H156V216H155ZM159 214V215H158ZM206 214V215H205ZM208 214V215H207ZM2 215V214H1ZM67 215H68V217H67ZM105 215V216H104ZM118 215V216H117ZM5 216V215H4ZM106 216H110V218L109 217H106ZM117 216V217H116ZM156 218H155V217ZM211 216H212V218H211ZM214 216H216V217H214ZM2 217H3V215L0 217V219H2ZM72 217V218H71ZM105 217V218H104ZM206 217H207V219H206ZM8 218V217H7ZM67 218V219H66ZM71 218V219H70ZM121 218H123V216L121 217ZM128 218H129V220H128ZM205 218V219H204ZM224 218V219H223ZM5 219H6V217H5ZM3 219L4 221H5V223H6V220L8 221V219ZM75 219V220H74ZM112 219V221H110V220ZM161 219H163L162 221H161ZM222 221H221V220ZM3 220H1L2 222H3ZM60 220V221H59ZM80 220V219H79ZM91 220V219H90ZM90 220H89V222H90ZM166 220H168L169 222L167 223L166 222ZM225 220H227V221H225ZM0 221V223L1 224H5L4 222L2 223ZM95 221V222H94ZM110 221V222H109ZM119 221V222H118ZM128 221L131 223V226H129L130 228H132L133 230L132 231H130L131 232V234L128 236V234H127V236L129 237V239H127V240H125L126 239V237H124V236H126L125 235V233H126V231H127V229H125V228H127V226H126V224H128L129 225V223H128ZM149 221V220H148ZM208 221V222H207ZM215 221H217L216 223H219V224H216L215 223ZM232 221H233V223H232ZM8 222H10V223H8V224H12L11 223V221L9 220ZM58 222V223H57ZM76 222V225L74 224ZM80 222H82L81 220H80ZM101 222H103V223H101ZM113 224H112V223ZM164 222L166 223V224H164ZM227 222V223H226ZM232 223V225H231V223ZM235 222V223H234ZM67 223H65V224H67ZM94 223L95 224H98V223H100V224H98V225H96V226H94ZM104 223H107V224H104ZM109 223H111L112 225H113V227H112V225H110ZM117 223L118 224H120L119 226H117ZM126 223V224H125ZM212 223V224H211ZM228 223H230V226L228 225ZM237 223V224H236ZM7 224V223H6ZM5 224V225H6ZM7 224V225H8ZM59 224H61L60 225V227H59ZM124 224V225H123ZM6 225V226H7ZM14 225V224H13ZM13 225H11L12 227H14ZM58 227H57V226ZM73 225V226H72ZM104 225V226H103ZM107 225L109 226V227H107ZM115 225H116V229H115ZM122 225H123V227H122ZM214 225H216V226H214V229H213V226ZM226 227H225V226ZM227 225L229 226V227H227ZM234 225H235V227H234ZM238 225V226H237ZM11 226H9V227H11ZM101 226H103V227H101ZM106 226V227H105ZM134 226V227H133ZM174 226H175V228H174ZM220 226V227H219ZM11 227V228H12ZM66 227V226H65ZM64 227V228H65ZM84 228L83 229H85V226H83ZM96 227V228H95ZM98 227V228H97ZM101 227V228H100ZM112 227V228H111ZM128 227V228H129ZM161 227V228H160ZM173 228V229H171V228ZM219 227V228H218ZM239 227V229L238 230H240V228L241 227H243V228H241V232L239 231V233L240 234H236V233H238V230H237V228ZM16 228V227H15ZM13 229V232H10V233H14L15 231H16V229ZM57 228V229H56ZM103 228V230H101ZM109 228H110V230H109ZM168 229V231L166 230V229ZM222 228V229H221ZM233 229V231H232V229ZM8 229H10V228H8ZM105 229H107L106 231H105ZM123 229V230H122ZM144 229V230H143ZM145 229H148V230H146V233L144 232L145 231ZM170 229V230H169ZM63 230H65V229H62L61 231H63ZM108 230L109 231H111V232H109L108 233ZM150 230V231H149ZM161 230H163V231H161ZM172 230H174V231H172ZM216 230V231H215ZM237 230V232H235V231ZM10 231V230H9ZM58 232L59 233V235H60V233H61V235H60V237L58 236V234L56 233V235L59 237V238H61V240L58 238H56L57 236H55V238L57 239V240H59V241H64V243H65V241L66 240H68V241H66V242H69L70 241V239H71V237L73 238L74 237V241H75V233H74V228H73V233L72 232H69V233H72V234H74V235H70L69 236V234H67V233H65V232ZM76 231V230H75ZM80 231V232H79ZM88 231H90V230H88ZM101 231H104V232H101ZM122 231V232H121ZM129 231V230H128ZM135 231H136V229H135ZM155 231V232H154ZM159 231V232H158ZM227 231V232H226ZM230 231V232H229ZM235 232V234H233L232 232ZM243 231H245V232H243ZM17 233H19L18 231H16ZM23 232V231H22ZM21 232V233H22ZM67 232V231H66ZM79 232V233H78ZM92 232V231H91ZM92 232V233H93ZM143 232V233H142ZM157 232L159 233V234H161L160 236L161 237H159V240H157L156 238L154 239L153 237H154V234H156V235H159V234H157ZM161 232V233H160ZM173 232H174V234L176 233V235H173ZM217 232V233H216ZM218 232H219V234H218ZM9 233V232H8ZM25 233V232H24ZM103 233V234H102ZM140 233V232H139ZM166 233V234H165ZM232 233L233 235H230V234ZM12 234L11 235H9V234H7L8 235V237H9V239H12V240H9L8 242H10L9 244H11V242H13L12 244H11V246L13 247H10V249H7V254L6 253H4V251L6 252V249L3 251L2 250V252H0L1 254H0V264H16V259H19L18 261H17V264H19V262L20 261H22L23 259H21L20 257H22L23 258V256L24 255H22V253L26 250H28V252L26 253L28 256H29V254L28 253H30V251L32 250V248H31V250H30V247H34V240H33V237H32V239H31V236H29V235H25L24 236V238L22 237V241L21 240H19V242H18V234L15 236V235H13L14 237H12ZM15 234V233H14ZM27 234H28V232H27ZM64 234V235H63ZM107 234V236H108V238H109V240L107 239V236H104V235H106ZM112 234V235H111ZM123 234V235H122ZM21 235H23V234H21ZM68 235V236H67ZM83 235H85V237H83ZM89 236H88V241H89V238H90V232H89V234H88ZM145 235V236H144ZM155 235V236H156ZM166 235H171V236H166ZM222 235V236H221ZM229 236V237H227V236ZM244 235V236H243ZM20 236V235H19ZM77 236V235H76ZM91 236V237H92ZM101 236V237H100ZM120 236V237H119ZM121 236H123V238H125V239H123V242H122V238H121ZM175 236V237H174ZM219 236V237H218ZM226 236V237H225ZM239 236V237H238ZM15 237H17V238H15ZM66 237H67V239H66ZM68 237H70V238H68ZM79 237V236H78ZM78 237H77V239H78ZM83 237V238H82ZM92 237V238H93ZM101 239H100V238ZM127 237V238H128ZM157 237V236H156ZM168 237V238H167ZM240 237L243 239V241L245 240V242H243L242 240L240 241L239 239H240ZM258 238L257 239V241H256V238ZM26 238V239H25ZM55 238H53V239H55ZM64 238V239H63ZM111 238V239H110ZM145 238V239H146ZM170 238H173L175 241H174V243H175V245L173 244V239H170ZM228 238V239H227ZM238 238V239H237ZM255 238V239H254ZM20 239V238H19ZM31 239V240H30ZM66 239V240H65ZM91 239V238H90ZM117 239V240H116ZM161 239V240H160ZM254 239V240H253ZM26 240V241H25ZM28 240V241H27ZM57 240H55V241H57ZM71 240H73V239H71ZM94 240H96L97 242H95ZM113 240V241H112ZM119 240V241H118ZM125 240V241H124ZM154 240V241H153ZM163 240V241H162ZM168 240V241H167ZM240 242H239V241ZM258 240L259 241H261L260 242V244H258ZM20 241H21V243H20ZM33 241V242H32ZM59 241L57 242V244L59 243ZM77 241V240H76ZM111 241V242H110ZM118 241V243H117V245L116 246H114L115 244H116V242ZM129 242V245H128V243L126 244L125 242ZM160 241V242H159ZM162 241V242H161ZM255 241H256V244H255ZM24 242V243H23ZM25 242H26V244H25ZM32 242V243H31ZM48 242V241H47ZM44 243L43 244V246L44 245H50V244H48L49 242H51V241H49L48 243ZM72 243H74L73 241H71ZM71 242H69V243H71ZM79 242V241H78ZM99 242V243H100ZM114 242V243H113ZM225 242V243H224ZM239 242V243H238ZM23 243V244H22ZM76 243V242H75ZM97 243V244H96ZM105 243H106V245H105ZM107 243H112V244H108L107 245ZM125 245H124V244ZM132 243V244H131ZM159 244V245H154L155 246V248L157 249V248H159V249H155V252H157L156 254H154L153 255V250H154V247H153V244ZM162 243V244H161ZM172 245H171V244ZM242 243H244V244H242ZM248 244V247L246 248V246H247V244ZM52 244H54V242H53V240H52ZM51 244V245H52ZM55 244H56V242H55ZM63 244V242L61 243L60 242V246ZM66 244V243H65ZM65 244H64V246H65ZM79 244V243H78ZM74 244L75 246H79V245H81V244ZM120 245V247H119V245ZM122 244V245H121ZM161 244V245H160ZM167 244V245H166ZM173 246V248L170 246ZM228 246V248L226 247V245ZM238 244H239V246H238ZM246 244V246H241V245H245ZM250 244V245H249ZM257 244H258V246H257ZM16 247H15V246ZM18 245V246H17ZM21 245V246H20ZM25 247H23V246ZM32 245V246H31ZM68 244H66V247L68 248V246H67ZM71 245H73V244H71ZM73 245V246H74ZM110 245V246H109ZM132 245V246H131ZM163 245V246H162ZM264 245V244H263ZM30 246V247H29ZM56 245H53V247H55ZM58 246V245H57ZM56 246V247H57ZM60 246H58V248L60 247ZM82 246H80L81 248H82ZM108 246V247H107ZM127 248V249H124L125 247ZM175 246V247H174ZM226 247V249H225V247ZM240 246H241V248H240ZM250 246V247H249ZM262 246V247H261ZM17 249H15V248ZM39 247V246H38ZM38 247L37 248H33L35 251H36V253H38ZM41 247H42V245H41ZM40 247V248H41ZM113 249H112V248ZM122 247H124V248H122ZM137 247H138V245H137ZM162 247H165L164 249L165 250H161V249H163ZM170 249V247H171V252H167V251H170L168 248ZM241 249V252H240V249ZM243 247V248H242ZM261 247V248H260ZM23 248H24V250H23ZM29 248V249H28ZM39 248V251L42 249H40ZM44 248L47 250L48 248L52 251L53 250V253L56 255V254H59V253H56L57 252V248H55V249H53L51 246L49 247H45L44 246ZM52 248V249H51ZM109 248V249H108ZM139 248V247H138ZM168 250H167V249ZM248 248H250V249H248ZM11 249H13V253H15L16 254V256H15V254H14V259L16 260H14V259H12L13 258V256L11 257V254H12V250ZM48 249V253H50L51 251ZM63 249L65 250V248L63 247V245H62V247H61V254H62V256L64 255L65 256V254L67 253V252H69V251H67L68 249H72V246L70 247V248H68L67 250H65V251H63ZM74 249V248H73ZM90 249V250H89ZM101 249V250H100ZM106 249V250H105ZM111 249H112V252H111ZM119 249H121V252H122V256L121 257H119V259L117 258V252H118V250ZM175 249V250H174ZM246 249V250H245ZM10 252H9V251ZM30 250V251H29ZM102 250H104V251H102ZM108 250V251H107ZM128 250V251H127ZM136 250V251H135ZM167 250V251H166ZM249 250V251H248ZM22 251V252H21ZM35 251H34V253H35ZM50 251V252H49ZM59 251V250H58ZM84 251H82L83 252V254H84ZM100 251H102V253L100 252ZM106 251H107V253H106ZM109 251H110V253H109ZM115 251H117V252H115ZM124 251V252H123ZM158 251H160V252H158ZM165 251V252H164ZM175 251V252H174ZM244 251L246 252V253H244ZM17 252V253H16ZM43 252H46V251H42V252H40L39 254H44ZM63 252H65V254H63ZM70 252H71V250H70ZM69 252V253H70ZM121 252L119 253V254H121ZM126 252H128V253H126ZM228 252V253H227ZM230 252H232V253H230ZM24 253V254H25ZM33 252H31L30 254H32ZM35 253V255L37 256V254ZM53 253H51V254H49L48 256H49V258H48V260L47 259H45V258H47L46 257V255L44 256V255H41V257L42 256H44V258L42 257H40L41 259H43V260H41V261H43L42 263H41V261L39 262V264H44V263H48V264H60V263H63L64 261H66V260H64V259H68V261H69V256L67 257V255H66V258L63 256V258H62V256L60 255V256H58V255H56V257H55V259L57 260V262H55V261H51L50 262V256H52L53 257ZM69 253H67V254H69ZM89 252H87V253H85L86 255L88 254ZM98 253V254H97ZM113 253V254H112ZM124 253V254H123ZM167 253V254H166ZM248 253V254H247ZM6 254V255H5ZM8 254H10V255H8ZM21 254V255H20ZM26 254H25V256L24 257H26ZM84 254V255H85ZM104 254V255H103ZM116 254V255H115ZM138 256V259H137V256ZM238 254L240 255V257L238 256ZM243 254H247V256H245V255H243ZM13 255V254H12ZM20 257H19V256ZM34 254H32V256L30 257V259L32 258L33 259V257L35 256ZM91 255V257H93ZM100 255V256H99ZM111 255V256H110ZM114 255V256H113ZM218 255H219V258L220 257H222V258H220V259H218ZM242 255V256H241ZM253 255H256V256H254L253 257ZM4 256V257H3ZM7 256H9V257H7ZM27 256V257H28ZM124 256V257H123ZM130 256H131V258H130ZM136 256V257H135ZM231 256H235V258L234 257H232V258H234L233 260H231L232 258H231ZM236 256H238V257H236ZM39 257V256H38ZM107 257H109V259L107 258ZM112 257V258H111ZM165 257V258H164ZM227 257H228V259H227ZM248 257V258H249ZM4 258H6V259H4ZM34 258H36V257H34ZM58 258H59V260L61 261V262H59V260H58ZM60 258H62V259H60ZM82 258H81V260H82ZM96 258H98V259H96ZM105 258V259H104ZM107 258V259H106ZM111 258V259H110ZM114 258V259H113ZM125 258V259H124ZM131 259V261L129 260V259ZM135 259V261H134V259ZM168 259V261H166L167 259ZM4 259V260H3ZM8 259H10V261L8 260ZM12 259V260H11ZM36 259H38V261H39V258H36ZM35 259V260H36ZM93 259V260H92ZM96 259V260H95ZM103 259V260H102ZM114 261H113V260ZM137 259V260H136ZM165 259V260H164ZM34 260V261H35ZM45 260H47L46 262H45ZM52 260H54V258L52 259ZM111 260H112V262H114V263H112L111 262ZM221 260H223V262L221 261ZM238 260V259H237ZM9 261V262H8ZM37 261V260H36ZM79 261H80V259H79ZM90 261V262H89ZM106 261H109V262H106ZM158 261V262H157ZM171 261V262H170ZM190 261V262H189ZM230 261H231V263H230ZM13 262H15V263H13ZM67 262V261H66ZM66 262L65 263H63V264H66ZM132 262V263H131ZM70 264V261L69 262H67V264ZM90 263V264H91ZM95 262H93V264H94ZM98 263H95V264H98ZM103 263V262H102ZM101 263V264H102ZM158 263V264H159ZM236 263V262H235ZM21 264V263H20ZM24 264V263H23ZM32 264H34V262H33V260H32ZM37 264V263H36ZM82 264V263H81ZM139 264V263H138Z\"/></svg>",
    "mask_w": 264,
    "mask_h": 264
},
{
    "label": "bare ground",
    "instance_id": "bare-ground-1",
    "mask_svg": "<svg viewBox=\"0 0 264 264\" xmlns=\"http://www.w3.org/2000/svg\"><path fill=\"white\" fill-rule=\"evenodd\" d=\"M11 1H12V0H11ZM13 1H14V0H13ZM17 1H18V3H19V2H24V0H23V1H22V0H17ZM17 1H16V2H17ZM27 1H28V2H32V1H35V0H27ZM37 1L39 2V0H37ZM43 1H44V0H41V3H43ZM47 1H48L47 4L49 5V3L51 4V1H53V0H51V1L47 0ZM63 1H64V0H63ZM65 1H66V0H65ZM67 1H68V0H67ZM67 1H66V2H67ZM77 1L79 2V0H77ZM80 1H81V2H80V4H81L83 0H80ZM99 1H100V0H99ZM109 1H110L111 6H109ZM109 1H108V0H105V3H106L105 5H104V3H102V6H104V8H101V9H100V8H97V9H100L99 12H97V10H96L97 14L99 13L98 15L96 14V12H93V10L90 8L89 10H92V12H93L94 14H96V15L93 16L94 14L92 13L93 15H90V20H89V21H88V19H89L88 16H89V15L87 14V17H86V16L83 15V13H82V11H84V10L80 11V13L82 14L81 16H85V18H87V19H85V20H86V22L88 21V23L91 22V20H92V19H91V16H93V17H95V18H98V19H95V18L92 17L94 20H93L92 23H91V24H92L91 27H92V26L94 27V26L97 25V23L100 21V22H99V23H100L99 26L102 27V26L104 25L102 29H104V28L107 29L109 26H112L111 24L114 23V22H112V23L110 24L111 20H113V16L115 15V12L112 11V10L114 9V10L116 11V9H117V8H116V9L114 8V7H116V6H115L114 4H112V3L116 2V5H117V3H118V2H117L118 0H117V1H116V0H115V1H114V0H109ZM111 1H112V3H111ZM113 1H114V2H113ZM122 1H123V0H122ZM228 1H230V0H228ZM240 1H241V0H240ZM243 1H244V0H243ZM247 1H248V0H247ZM5 2H6V1L0 2V4H1V3H4V6H5ZM14 2H15V1H14ZM28 2H26V0H25V3H26V4H27ZM38 2L35 1V3H38ZM45 2H46V1H44V4H45ZM59 2H62V1H59ZM69 2H71V0H70ZM107 2H108V3H107ZM124 2H125V1H124ZM176 2H177V1H176ZM238 2H239V1H238ZM245 2H246V0H245ZM245 2H244V3H245ZM10 3H11V2H10ZM25 3H22V4H25ZM35 3H34V4H35ZM52 3H53V2H52ZM54 3H55V2H54ZM56 3H58V2L56 1ZM63 3H64V2H63ZM63 3H62V4H63ZM72 3H73V2H72ZM75 3H76V2H75ZM97 3H98V2H97ZM167 3H168V2H167ZM177 3L179 4V2H177ZM235 3H236V2H235ZM241 3L244 4L243 2H241ZM249 3H250V2H247V3H246V4H247V5H246V6H247L246 8H245V4H244V8H245V9H243L244 12H247L248 10H250L249 8H250V6H252V5L249 4ZM8 4H9V3H8ZM32 4H33V2H32ZM59 4H60V3H59ZM62 4H60V5H62ZM65 4H66V3H65ZM70 4H71V3H70ZM82 4L86 5L85 3H82ZM92 4H93V3H92ZM92 4H91V5H92ZM98 4H99V3H98ZM118 4H119V3H118ZM122 4H123V2H122ZM124 4H125V3H124ZM228 4H229V3H228ZM232 4H233V2H232ZM242 4H238V5H237V4H235V5L233 4L232 7H233V6H234V7H235V6H238V7H239V5H242ZM248 4H249L250 6H249ZM254 4H255V2H254ZM11 5H12V4H11ZM35 5H36V4H35ZM63 5H64V4H63ZM78 5H79V4H78ZM78 5H77V6H78ZM91 5H89V6H91ZM95 5H96V4H95ZM95 5L93 4L94 7H96ZM113 5H114V7H112ZM175 5H176V3H175ZM255 5H256V4H255ZM4 6L2 5V7H4ZM21 6L23 7V5H21ZM37 6H38V5H37ZM40 6H42V4H41ZM52 6H53V5H52ZM57 6H58V5H57ZM81 6H83V5H81ZM87 6H88V5H87ZM93 6H92V7H93ZM99 6H100V5H99ZM121 6H122V5H121ZM125 6H126V4H125ZM176 6H178V5H176ZM176 6H172L173 9L170 10V12H171V11L173 12V13H172L173 16H171V13H170V12H169L170 14L168 13V15L170 16V18H174V17H175V18H174V20H173V19L170 20V18L168 19V22L171 21V22H169L171 25H170V24L168 25V22H167V25H168L169 27H167V30L164 29V30H166V33L168 32L167 35L165 36V34H162V32H163V28H162V30L160 29V31H162V32H160V33H161V34H160V33H159V28H160V27H158V29H157L158 32H157V30H155L154 36H155V34L158 33V34H159V38H158V39L155 38V37H158V34H157V36H155V37L153 36L154 39H155V40L152 39L153 42L159 40V39H160V36H162V35H163V37L165 38V37H167L168 34H169V38H168V39H170L171 34H172L173 31L176 29L175 26L172 25L173 23L176 24V22H177V16H175V15H177L178 12L184 10L183 7L178 6V7H179L178 10H180V11H177ZM42 7H43V6H42ZM47 7H48V6L46 5L45 8H47ZM49 7H50V6H49ZM49 7H48V8H49ZM55 7H56V6H54V9H56V11H57V8H55ZM62 7H63V6H61V8H62ZM67 7H68V6H67ZM67 7H66V8H67ZM110 7L113 8V9L111 8V9H112L111 11H110ZM232 7H230V8H231L232 10H235V9H233L234 7H233V8H232ZM241 7H242V6H241ZM241 7H239L240 14L242 13V12H241V9H242ZM248 7H249V8H248ZM0 8H1V7H0ZM7 8H8V7H7ZM19 8H20V7H19ZM19 8H18V9H19ZM66 8H64V10H66ZM77 8H80V6L77 7ZM88 8H89V7H88ZM119 8H120V7H119ZM119 8H118V9H119ZM174 8H176V9H174ZM181 8H182V9H181ZM240 8H241V9H240ZM252 8H253V7H252ZM255 8H256V7H255ZM2 9H3V8H2ZM9 9H10V8H9ZM12 9H13V8H12ZM52 9H53V8H50V9L47 10V11H50V10H52ZM59 9H60V8H59ZM71 9H72V8H71ZM81 9H82V8H80V10H81ZM237 9H238V8L236 7V10H237ZM262 9H263V8H262ZM14 10H15V9H14ZM24 10H25V9H24ZM41 10H43V8H42ZM87 10H88V9H87ZM89 10H88V12H89ZM173 10L175 11V14H174V11H173ZM229 10H230V9H229ZM236 10H235V11H232V12L235 13ZM6 11H7V10H6ZM16 11H17V10H16ZM43 11L46 12V9L43 10ZM58 11H59V10H58ZM61 11H62V10H61ZM122 11H123V10H122ZM227 11H228V10H227ZM239 11H237V13H238ZM256 11L259 13L258 10H256ZM12 12H13V11H12ZM12 12H11V13H12ZM19 12H20V11H19ZM24 12H25V11H24ZM27 12H28V11H27ZM41 12H42V11H41ZM62 12H63V11H62ZM64 12H65V11H64ZM69 12H70V10H69ZM72 12H73V11H72ZM74 12H75L74 15H75V16H76V15L78 16V14L76 13V10H74ZM85 12H86V11H85ZM110 12H111L112 14L114 13V15L112 16V14H110ZM153 12H154V10H153ZM254 12H255V11H254ZM4 13H5V12H4ZM8 13H9V12H8ZM17 13H18V11H17ZM37 13H38V12H37ZM37 13H36V14H37ZM43 13H44V12H43ZM46 13H48V12H46ZM59 13H60V12H59ZM59 13H58V14H59ZM117 13H118V12H117ZM117 13H116V14H117ZM123 13H124V12H123ZM125 13L127 14V12H125ZM233 13H232V14H233ZM249 13H251V12H249ZM12 14H13V13H12ZM21 14H22V13H21ZM44 14H45V13H44ZM49 14H50V13H49ZM70 14H72V13H70ZM244 14H245V13H244ZM247 14H248V13H247ZM255 14H256V12H255ZM255 14L253 13V15H255ZM6 15H7V14H6ZM45 15H47V14H45ZM60 15H61V13H60ZM60 15H59V16H60ZM67 15H69V14L67 13L66 16H67ZM74 15H73V16H74ZM119 15H120V14H119ZM124 15H125V14H124ZM236 15H237V14H236ZM236 15H234V16H236ZM245 15H246V14H245ZM251 15H252V13H251ZM256 15H257V16H254V17H256V19L260 18L259 20H260V21H261V20L263 21L264 18L261 19V18H262L261 16H264V9L261 10V14H260L261 16H259V14H256ZM12 16H14V15H12ZM15 16H18V15L15 14ZM27 16H28V14H27ZM47 16H48V15H47ZM54 16H56V15H54ZM61 16H64V14L62 13ZM79 16H80V14H79ZM79 16H78V17H75L76 19L73 17V18L75 19V22H74L75 25L78 23V20H79V19H80L79 21H81V20L83 19L81 16H80V17H81L82 19L79 18ZM120 16H121V15H120ZM228 16H229V15H228ZM19 17H20V16H19ZM23 17H24V16H23ZM42 17H43V16H42ZM111 17H112V19H111ZM124 17H125V16H124ZM243 17H245V16L243 15ZM13 18H15V17H13ZM34 18H35V17H34ZM34 18H33V17H31V18L29 17V18H28V19H29L28 21H30V20H33V21H34ZM43 18H44V17H43ZM45 18H46V17H45ZM47 18H48V17H47ZM50 18H51V14H50ZM50 18H48V19H50ZM52 18L54 19V17H52ZM52 18H51L50 20L53 22V19H52ZM59 18H60V17H59ZM59 18H56V19L58 20ZM64 18H65V17H64ZM68 18H71V17H68ZM99 18H103V19H100V20H99ZM115 18H117V17H115ZM115 18H114V19H115ZM121 18H122V16H121ZM127 18H128V16H127ZM247 18H248V17H247ZM249 18L251 19V17H249ZM249 18H248V20H249V22H251V23H249V24L252 26V28H255V27H253V26H256V27L259 26V24H258V25L255 24V23H254L255 25L252 24V21H253V20L255 21V19L252 18L253 20L251 19V21H250ZM0 19H1V18H0ZM18 19H19V21H20V18H18ZM22 19H23V18H22ZM22 19H21V21H22ZM40 19H41V18H40ZM60 19H62V17H61ZM104 19H105V20H104ZM119 19H120V18H119ZM7 20H8V19H7ZM7 20H6V22H7ZM13 20H14V22H16L15 19H13ZM25 20H26V19H25ZM50 20H49V22H51ZM57 20H56V21L54 20V22H57ZM71 20H72V19H71ZM71 20H69V21H71ZM76 20H77V21H76ZM96 20H97L98 22H97ZM101 20H102V21H105V22L101 23ZM106 20H107V21H106ZM116 20H117V19H116ZM120 20H121V19H120ZM127 20H128V19H127ZM172 20H173V22H172ZM181 20H182V19H181ZM181 20H180V21H181ZM185 20H186V18H185ZM233 20H234V19H233ZM3 21H4V19H3ZM59 21H60V20H59ZM65 21H66V19H65ZM83 21H84V20H83ZM113 21H114V20H113ZM174 21H176V22H174ZM182 21H184V20H182ZM242 21H243V20H242ZM246 21H247V20H246ZM6 22H5V23H6ZM39 22H40V21H39ZM43 22H44V20H43ZM46 22H47V20L45 21V24H46ZM54 22H53V23H54ZM63 22H64V21H63ZM63 22H60V23H63ZM76 22H77V23H76ZM94 22H95V23H94ZM106 22H107V26H105V25H106ZM119 22H120V21H119ZM184 22H185V21H184ZM243 22H244V21H243ZM263 22H264V21H263ZM12 23H13V22H12ZM17 23H18V22H17ZM17 23H16V24H17ZM23 23H25V22H23ZM26 23H27V22H26ZM30 23H32V21H30ZM30 23H29V24H30ZM34 23H35V22H34ZM34 23H33V24H34ZM47 23H48V22H47ZM80 23H82V25H83V24H84V25H87V24H85L84 22H80ZM80 23H78V24H80ZM93 23H94V25H93ZM99 23H98V24H99ZM104 23H105V24H104ZM180 23H182V22H180ZM241 23H242V22H241ZM257 23H259V21H258ZM260 23H261V22H260ZM29 24H27V25L29 26ZM42 24H43V23H42ZM50 24H51V23H50ZM57 24H58V22H57ZM67 24H68V23H67ZM67 24H65V25L67 26ZM70 24H71V23H70ZM89 24H90V23H89ZM89 24H88V26H89ZM108 24H109V26H108ZM116 24H117V22H116ZM118 24H119V23H118ZM120 24H121V23H120ZM120 24H119V25H120ZM244 24H245V23H244ZM0 25H2V23H1ZM8 25H13V24H10V22H9ZM8 25H7V26H8ZM22 25H23V24H22ZM22 25H21V26H22ZM113 25H114L115 27H114V26H112V27H114V29H116L117 26L115 25V23H114ZM159 25H160V24H159ZM183 25H185V24H183ZM231 25H232V24H231ZM233 25H234V24H233ZM238 25H239V24H238ZM247 25H248V22H247L246 26H247ZM250 25H249V26H250ZM261 25H262V24H261ZM14 26L17 27V26L15 25V23H14L13 27H14ZM19 26H20V25H19ZM23 26H24V25H23ZM46 26H47V25H46ZM57 26H58V25L54 26V28H56ZM61 26H62V24H61ZM72 26H73V24H72ZM79 26H81V25H79ZM88 26H87V27H88ZM156 26H157V25H156ZM162 26H163V27H164V26L166 27V25H162V24H161V27H162ZM170 26H171V27H170ZM172 26H173V27H172ZM225 26H226V25H225ZM236 26H237V25H236ZM249 26H247V27H249ZM251 26L249 27V29L251 28ZM13 27H12V26H8V27L6 28V29L8 30V34H7V35H10L9 33H11V35H12L13 33H14V34L17 33L18 29L15 28V30H16V31H15L16 33H15ZM39 27H40V26H39ZM42 27H43V25H42ZM59 27H60V26H59ZM59 27H58V28H59ZM69 27H70V26H69ZM83 27H84V26H83ZM118 27H120V26H118ZM118 27H117V28H118ZM184 27H185V26H184ZM226 27H227V26H226ZM241 27H242V25H241ZM247 27L244 26V29H245V30L248 29ZM2 28H3V26H2ZM25 28H27V27H25ZM33 28H35V25H34ZM37 28H38V27H37ZM45 28H46V27H45ZM72 28H74V27H72ZM76 28H78V29H77L78 31L76 30ZM95 28H96V26H95ZM109 28H110V30H111V27H109ZM109 28H108V31H105V32H107L108 35H110V33H111V32L109 33ZM120 28H121V27H120ZM169 28L172 30V33L170 32L171 34L169 33ZM173 28H174V29H173ZM181 28H182V27H180V29H181ZM236 28H237V27H236ZM239 28H240V26H239ZM259 28H260V27H259ZM6 29H5V31H6ZM46 29H47V28H46ZM46 29H45V30H46ZM52 29H53V26H52ZM56 29H57V28H56ZM70 29H71V28H70ZM70 29H68V30H70ZM81 29H82V28H81V27L79 28L78 25H77V27H75V30L77 31V32L75 31V33H78V34H79V35H78V38H79V39H80V38L82 39V37H81L82 34H81V31H80ZM87 29H88V28H87ZM90 29H91V28H89V30H90ZM105 29H104V30H105ZM227 29H228V28H227ZM244 29H242V31H244ZM255 29H256V28H255ZM19 30H20V28H19ZM23 30H25V29H23ZM37 30H38V29H37ZM47 30H48V29H47ZM50 30H51V29H50ZM68 30H67V31H68ZM92 30H93V28H92ZM97 30H98V28H97ZM97 30H96V31H97ZM100 30H101V29H100ZM100 30H98V31H100ZM116 30H118V29H116ZM116 30H114V33H113V30H111L112 33L114 34L113 36H115V34H116V33H115ZM184 30H185V29H184ZM228 30H229V29H228ZM234 30H235V29H234ZM250 30H251V29H250ZM25 31H26V30H25ZM28 31H29V30H28ZM35 31H36V29H35ZM41 31H42V29H41ZM52 31H53V30H52ZM62 31L64 32L63 29H62ZM86 31H87V30H85V32H86ZM119 31L121 32V29H119L117 32H119ZM181 31H182V30H181ZM225 31L227 32V30H225ZM237 31H238V30H237ZM239 31H240V30H239ZM242 31H241V32H242ZM247 31H248V30H247ZM247 31H245L244 33H247ZM6 32H7V31H6ZM22 32H24V31H22ZM33 32H34V31H33ZM33 32H32V34H33ZM37 32H38V31H37ZM46 32H47V31H46ZM71 32H72V31H71ZM87 32H89L88 34L91 35L90 31H87ZM94 32H95V30H94ZM228 32H229V31H228ZM241 32H240V33H241ZM256 32H257V31H256ZM256 32H255V33H256ZM26 33H27V32H26ZM29 33H30V31H29ZM40 33H41V32H40ZM40 33H39V34H40ZM43 33H44V31H43ZM59 33H60V30H59ZM72 33H73V32H72ZM75 33H74V34H75ZM82 33H83V32H82ZM96 33H97V32H96ZM101 33H102V32H101ZM101 33H100V35H101ZM112 33H111V35H112ZM248 33H249V31H248ZM250 33H254V32H251V31H250ZM255 33H254V34H255ZM257 33H259V32H257ZM257 33H256V34H257ZM1 34H4V33H1ZM19 34H20V32H19ZM27 34H28V33H27ZM32 34H30V35L32 36ZM68 34L71 35L70 32H69ZM74 34H73V35H74ZM84 34H85V33H84ZM84 34H83L82 36H84ZM86 34H87V33H86ZM94 34H95V33H94ZM94 34H93V35H94ZM102 34H104V33H102ZM174 34H175V33H174ZM177 34H178V33H177ZM177 34H176V35H177ZM7 35H4V36L2 35V36L0 37V40H1L2 37L4 38V37L7 36ZM34 35H35V34H34ZM37 35H38V34H36L35 39L38 38V37H40V35H39L38 37H37ZM42 35H44V34H42ZM42 35H41V37H42ZM60 35H62V34L60 33ZM95 35H96V34H95ZM104 35H105V34H104ZM108 35H107V37H108ZM111 35L108 37V39H109L110 37H113V36H111ZM120 35H121V33H120ZM172 35H173V34H172ZM245 35H246V34H244V36H245ZM248 35H249V34H248ZM14 36H15V35H14ZM18 36H19V35H18ZM22 36H23V34H22ZM79 36H80V37H79ZM91 36H92V35H91ZM91 36H90V37H91ZM118 36H119V35H118ZM118 36H117V37H118ZM123 36H124V35H123ZM238 36H240V35H238ZM242 36H243V33H242ZM250 36H251V35H250ZM11 37H13V36H11ZM20 37H21V36H20ZM23 37H24V36H23ZM33 37H34V36H33ZM71 37H72V36H71ZM94 37H95V36H94ZM120 37H121V36H120ZM163 37H162V38H163ZM176 37H177V36H176ZM254 37H255V36H253V38H254ZM43 38H44V37H43ZM73 38L75 39V37H73ZM73 38H72V41H73ZM85 38H86V37H85ZM98 38H99V37H98ZM104 38H106V37H104ZM114 38H115V39H114ZM114 38H113V41H115V40L117 39L116 37H114ZM118 38H119V37H118ZM123 38H124V37H123ZM174 38H175V37H174ZM240 38H241V37H240ZM240 38H239L238 40H240ZM245 38H246V37H245ZM248 38H249V37H248ZM250 38H251V37H250ZM250 38H249V39H250ZM258 38H259V36H258ZM4 39H5V38H4ZM6 39H7V38H6ZM6 39H5V40H6ZM15 39H16V38H15ZM20 39H21V38H20ZM32 39L34 40V38H32ZM76 39H77V38H76ZM81 39H80V41H81ZM89 39H90V38H89ZM89 39H88L87 41H85V43L89 42ZM92 39H93V38H92ZM101 39H102V38H101ZM121 39H122V38H121ZM121 39H119V40H121ZM165 39H166V38H165ZM168 39H166V40H168ZM236 39H237V38H236ZM243 39H244V38H243ZM246 39H247V38H246ZM5 40H4V41H5ZM17 40H19V39H17ZM41 40H42V39H41ZM64 40H65V38H64ZM85 40H86V39H85ZM94 40H97V39H94ZM99 40H100V38H99ZM110 40L112 41V39H110ZM119 40H118V41H119ZM171 40H172V37H171ZM173 40H175V39H173ZM233 40H234V39H233ZM238 40H237V41H238ZM253 40H254V39H253ZM30 41H31V40H30ZM62 41H63V40H62ZM62 41H61V42H62ZM76 41H77V40H75V42H76ZM100 41H102V40H100ZM162 41H163V40H162ZM162 41H160V42H162ZM235 41H236V40H235ZM245 41H246V40H245ZM257 41L260 42L261 40L258 39ZM7 42H8V41H7ZM17 42H18V41H17ZM21 42H24L26 50H25L24 46H23V47L21 46V48H20V46L17 45V43H16V44L14 43V45H17L18 48H19V49L17 48V49L19 50V55H18V54H15V53H14V54H15V56L18 55V57H15V58H17V59L19 58L20 61L17 60V62H20V63H18L19 66L16 65V66H18V67L15 66V67H13V68H14L13 70H10V72H11L10 74H11V78H12L13 75H14V77L16 78V80H15V79H12V80H14V84H15V87H14V85H13V83H12V85H13L12 88L15 89L16 87L18 88L19 86H21V87H19L20 92H21L22 89L25 88V89H24V93L27 94V91H25V90H27L25 86H28V85H29L30 88H31V86H32L31 82L33 81V78H35V77L37 78V76L41 77L40 74L43 75L42 73H43V70H44V66L42 67L41 64H42V65H46V63L43 64L44 62H42V61H43V60H42V61L40 62V63H41V64H40V63H39V60L36 58L37 56H36V57L33 56V53H34L33 51H35V50H31L32 52H28V51H27V50L30 51L31 48L29 47L30 49H28V47L26 46V44H28V43H25V42H27V41H25V39H24V41L21 39ZM35 42H36V40H35ZM38 42H39V41H38ZM40 42H41V41H40ZM66 42H67V41H66ZM81 42H82V41H81ZM81 42H80V44H83V43H81ZM247 42H250V40H247ZM254 42H256V41H254ZM259 42H258V43H259ZM0 43H1V41H0ZM9 43H10V42H9ZM9 43H8V44H9ZM18 43H20V41H19ZM32 43H33V42H32ZM62 43H63V42H62ZM67 43H68V42H67ZM70 43H71V42H69V44H70ZM78 43H79V40H78ZM90 43H91V42H90ZM90 43H89V45H90ZM92 43H94V42H92ZM92 43H91V44H92ZM108 43L110 44V41H109ZM112 43H113V42H112ZM112 43H111V44H112ZM116 43H117V42H116ZM232 43H233V42H232ZM240 43H241V42L239 41V44H240ZM2 44H3V43H2ZM10 44H11V43H10ZM10 44H9V45H10ZM36 44H37V43H36ZM44 44H45V43H44ZM158 44L161 45V43H159L158 41L156 42V44H155V42H154L153 45H152V41H151L150 46H149V44H148L149 47H151V45H152L153 48L151 47L152 50L150 49V52H152V54H153V53H154L153 51H155V54H157L156 56H158V53L160 52V51L158 50V49H159ZM251 44H252V43H251ZM0 45H1V44H0ZM3 45H4V47H5V44H3ZM9 45L6 46V47L8 48ZM20 45H21V44H20ZM22 45H23V43H22ZM46 45H47V44H46ZM63 45H64V44H63ZM107 45H108V44H106V48H107ZM120 45H121V44H120ZM120 45H119V46H120ZM233 45H234V44H233ZM241 45H243L242 47H246V46H244L245 44H242V43H241ZM246 45H249V44H246ZM254 45H255V44H254ZM254 45H253V46H254ZM256 45H258V44L256 43ZM261 45H262V44H261ZM17 46H16V47H17ZM50 46H51V45H50ZM77 46H78V44H77ZM84 46H85L84 48L82 47L83 49H85L87 45L84 44ZM95 46H97V45H95ZM104 46H105V45H104ZM111 46H112V45H111ZM111 46H110V47H111ZM146 46H147V45H146ZM230 46H231V44H230ZM251 46H252V45H251ZM258 46H259V45H258ZM2 47H3V46H2ZM16 47L14 46V49H16ZM37 47H38V46H36V48H37ZM42 47H43V44H42ZM78 47H80V46H78ZM91 47H92V46H91ZM91 47H90V48H91ZM98 47H99V46H98ZM98 47H97V48H98ZM112 47H113V46H112ZM149 47H148V48H149ZM155 47L157 48V50L155 49ZM234 47H235V46H234ZM239 47H240V46H239ZM248 47H249V46H248ZM263 47H264V45H263ZM11 48H12V47H9V51L11 52V56H10V57H12V50H14V49H11ZM32 48H33V47H32ZM70 48H71V47H70ZM114 48H115V47H114ZM246 48H247V47H246ZM250 48H251V47H250ZM42 49H43V48H42ZM47 49H48V48H47ZM50 49H51V47H50ZM78 49H79V48H78ZM88 49H89V48H88ZM92 49H93V48H92ZM92 49H91V50H92ZM112 49H113V48H112ZM117 49H118V48H117ZM117 49H114V50H117ZM146 49H147V47H145V52H146ZM153 49H154V50H153ZM236 49H237V48H236ZM236 49H234V50H236ZM238 49H239V48H238ZM260 49L262 50L263 48L261 47ZM2 50H7V49L3 48ZM94 50H96V49H94ZM107 50H108V49H107ZM107 50L105 51V49H104V51H105L106 53H107ZM109 50H110V48H109ZM147 50H148V49H147ZM232 50H233V49H232ZM244 50H245V49H244ZM7 51H8V50H7ZM9 51H8V52H9ZM37 51H39V49H38ZM46 51H47V50H46ZM51 51H52V50H51ZM67 51H68V50H67ZM70 51H71V50H70ZM81 51H82V50H81ZM86 51H87V50H86ZM100 51H101V50H100ZM221 51H222V50H221ZM252 51H253V50H252ZM263 51H264V49H263ZM10 52H9V53H10ZM14 52H15V50H14ZM16 52H17V51H16ZM35 52H36V51H35ZM75 52H76V51H75ZM91 52H93V51H91ZM96 52H97V51H96ZM108 52H110V51H108ZM114 52H116V51H114ZM114 52H113V53H114ZM145 52H144V53L142 52V53H143V55H144L145 58H146V53H145ZM218 52H220V51H218ZM222 52H223V51H222ZM222 52H221V53H222ZM236 52H237V51H236ZM249 52H250V51H249ZM31 53H32V54H31ZM42 53H44V52H42ZM42 53H41V55H42ZM52 53H53V52H52ZM68 53H70V52H68ZM71 53H72V52H71ZM81 53H83V51H82ZM215 53H216V51H215ZM224 53H226V52H224ZM250 53H251V52H250ZM252 53H254V52H252ZM263 53H264V52H263ZM3 54H4V53H3ZM14 54H13V55H14ZM36 54H38V53L36 52ZM36 54H34V55H36ZM48 54H49V53H48ZM50 54H51V53H50ZM54 54H55V52H54ZM109 54H110V53H109ZM147 54H148V53H147ZM162 54H163V52H162ZM257 54H260V52L257 53ZM1 55H2V54H1V52H0V56H1ZM4 55H5V54H4ZM55 55H56V54H55ZM74 55H75V54H74ZM82 55H83V54H82ZM134 55H136V54H134ZM150 55H151V54H150ZM215 55H216V54H215ZM232 55H233V53H232ZM254 55H255V54H254ZM261 55H262V54H261ZM19 56H20V57H19ZM56 56H57V55H56ZM151 56H152V55H151ZM159 56H160V55H159ZM162 56H163V55H162ZM220 56H222V54H221ZM226 56H227V55H225V57H226ZM257 56H258V55H257ZM38 57H40V56L38 55ZM152 57H153V56H152ZM215 57H216V56H215ZM217 57H218V56H217ZM245 57H246V56H245ZM245 57H244V58H245ZM252 57H253V56H252ZM2 58H3V57H0V61H1ZM51 58H55V57H52V56H51ZM51 58H50V59H51ZM59 58H60V57H59ZM78 58H79V57H78ZM80 58H81V57H80ZM145 58L142 59V60L139 59V60H138L139 62H138V61H135L134 63H132V64H133V67L138 68V67H136L135 65L140 66L139 64H140V61H141V63H142L141 66H143V64H144V67L146 68V70H144L145 68H141V66H140V69L138 68V71H139V70H142L144 73L141 72V71H140V73H143L144 75H147V74H148V76H149V74H150V77H149V78L156 79L155 77L157 76V74H156V75H153L154 78L151 76V74H152L151 72H152V71H155V70H154V67H152L151 64H147V63H150V62H151L152 58H151L150 61L146 60ZM164 58H165V55H164L163 57H161V59H164ZM221 58H222V57H221ZM228 58H229V57H228ZM230 58H231V57H230ZM248 58H249V57H248ZM256 58H257V57H256ZM262 58H263V57H262ZM39 59H40V58H39ZM41 59H42V58H41ZM60 59H62V58H60ZM86 59H87V58H86ZM135 59H136V58H133V59L131 58L130 60H131V61H132V60L134 61ZM154 59H155V58H154ZM237 59H238V58H237ZM237 59H236V60H237ZM246 59H247V58H246ZM254 59H255V58L253 57V60H254ZM259 59H260L259 57H258V59H256V60H258V61H257L258 64H257V62H256V64H257L258 66L255 65V64H254V65H255V69L258 67V71H261V73H262V72H263V71H262V70H263V69H262L263 66H262L261 62L259 63V61H261V60H259ZM6 60H7V59H6ZM11 60H14L13 57H12ZM15 60H16V59H15ZM55 60H56V59H55ZM55 60H54V61H55ZM76 60H77V59H76ZM80 60H81V59H80ZM88 60H90V59L88 58ZM128 60H129V59H128ZM130 60H129V61H130ZM156 60H157V58H156ZM158 60H159V59H158ZM164 60H165V59H164ZM220 60H221V59H220ZM233 60H234V58H233ZM249 60H251V58H250ZM253 60H251V61H253ZM256 60H255V61H256ZM59 61H60V60H59ZM84 61H85V60H84ZM133 61H132V62H133ZM145 61H147V63H145ZM227 61H228V60H227ZM243 61H244V60H243ZM255 61H254V62H255ZM11 62H12V61H11ZM11 62L8 63V64L10 65ZM13 62H14V61H13ZM15 62H16V61H15ZM15 62H14L13 64H15ZM17 62H16V63H17ZM69 62H71V64H73L72 61L69 60ZM82 62H83V61H82ZM157 62H158V61H156L155 63H157ZM224 62H226V61H224ZM236 62H237V61H235V63H236ZM240 62H241V61H240ZM249 62H250V61H249ZM5 63H7V62H5ZM49 63H50V62H49ZM57 63H60V62H57ZM65 63H66V61H65ZM78 63H79V62H78ZM80 63H81V62H80ZM90 63H91V62H90ZM93 63H94V62H93ZM93 63H92V64H93ZM161 63H162V62H161ZM245 63H246V62H245ZM250 63H251V62H250ZM50 64H51V63H50ZM50 64H49V65H50ZM54 64H55V63H54ZM54 64H51V65H54ZM60 64H61V63H60ZM67 64H68V63H67ZM67 64H63V65L66 66ZM84 64H85V63H84ZM87 64H89V63H87ZM134 64H135V65H134ZM146 64H147V66H146ZM152 64H153V63H152ZM237 64H238V63H237ZM259 64H261V66H260ZM3 65H4V64H3ZM3 65H2V66H3ZM79 65L81 66V64H77L78 67H79ZM90 65H91V64H90ZM90 65H89V66H90ZM240 65H241V63H240ZM246 65H247V64H246ZM249 65H250V64H249ZM11 66H12V65H11ZM47 66H48V65H47ZM69 66H71V65L69 64V65H68V68H69ZM73 66H76V65L74 64ZM77 66H76V67H77ZM89 66H86V67H89ZM95 66H96V65H95ZM212 66H213V65H212ZM225 66H226V63H225ZM225 66H224V67H225ZM228 66H229V65H228ZM228 66H227V67H228ZM241 66H242V65H241ZM256 66H257V67H256ZM259 66L261 67V70H259V68H260ZM6 67L8 68L9 66H7V64H6ZM52 67H53V66H52ZM54 67H55V66H54ZM57 67H58V66H57ZM57 67H55V69H59V70H61V69L63 68L62 65H60V67H62L61 69H60V68H57ZM148 67H149V68H148ZM151 67H152L153 69H152ZM227 67H225V68H227ZM230 67H231V66H230ZM230 67H229L228 69H230ZM245 67H246V66H245ZM251 67H252V66H251ZM4 68H5V67L3 66V69H4ZM7 68H6V69H7ZM10 68H11V67H10ZM10 68H8V70H9ZM15 68H16V69H15ZM64 68H65V67H64ZM68 68L66 67L65 71H66ZM82 68H83V67L79 68V69L81 70V71H80V70H78L77 68L74 69V67H73V68H72L73 70L70 71V72H68L69 75L64 71V74L66 73V79H67V75H68V76H70V75H71V76H74V75H75L77 78H78V77H81V78H82V77H83L82 75H84V76L86 77V79H87L88 77H90V75H93V74H94L93 77H94V76L97 77V75H99L98 73H100L99 70H97V71H98V73L96 72L97 74H95V73H93V72H92V74H91V73L89 74V72H91V71H89V72L87 71V72H88V75H86L87 72H86V71H82V70H83ZM90 68H91V67H90ZM90 68H88V69L90 70ZM94 68H95V67H94ZM225 68H224V69H225ZM235 68H236V67H235ZM237 68H238V67H237ZM237 68H236V69H237ZM239 68H240V67H239ZM242 68H243V67H242ZM45 69H47V68H45ZM50 69H51V68H50ZM88 69H86V70H88ZM95 69H98V68H95ZM131 69H132V68H131ZM147 69L150 70V71L148 72ZM228 69H227V70H228ZM243 69H244V68H243ZM248 69H249V68H248ZM8 70H7V71H8ZM59 70H58V74L61 73ZM92 70H94V69H92ZM151 70H152V71H151ZM253 70H254V69H253ZM46 71H47V70H46ZM46 71H44V72H46ZM48 71H49V69H48ZM67 71H68V70H67ZM234 71H235V70H234ZM243 71H245V70H243ZM250 71H251V70H250ZM258 71H257V72H258ZM2 72H4V70H3ZM5 72H6V71H5ZM8 72H9V71H8ZM49 72H50V71H49ZM51 72H52V71H51ZM59 72H60V73H59ZM83 72H85V74H83ZM145 72H146V73L148 72V73L146 74ZM213 72H214V71H213ZM227 72H228V71H227ZM232 72H233V71H232ZM240 72H242V71H240ZM251 72H252V71H251ZM255 72H256V70H255ZM6 73H7V72H6ZM6 73H5V74H6ZM52 73H53V72H52ZM234 73H236V72H234ZM242 73H243V72H242ZM261 73L259 72V73H257V74H259V76H260ZM8 74H9V73H7V76L5 75V76H2V77H5V78L10 77V74H9V76H8ZM12 74H13V75H12ZM48 74H49V73H47V75H48ZM50 74H51V73H50ZM64 74L62 73L61 75L64 76ZM100 74H101V73H100ZM153 74H154V72H153ZM214 74H215V73H214ZM214 74H213V77H214ZM232 74H233V73H232ZM232 74L230 73V75H232ZM246 74H247V73H246ZM246 74H245V75H246ZM250 74H251V73H250ZM255 74H256V73H255ZM1 75H2V74H1ZM3 75H4V73H3ZM207 75H208V74H207ZM215 75H216V74H215ZM227 75H228V74H227ZM251 75H253L252 78L254 79V71H253V74H251ZM263 75H264V72H263ZM45 76H46V74H45ZM56 76H57V75H56ZM63 76H62V77H63ZM101 76H102V75H101ZM210 76H211V75H210ZM256 76H257V75H255V78H256ZM259 76H258V80H259ZM261 76H262V75H261ZM42 77H44V76H42ZM59 77H60V75H59ZM64 77H65V76H64ZM85 77L82 78L83 80H82L81 78H79L78 80H76L77 82H79V80L81 79V82H84V81L86 82V83H82V84H81L80 82H79L80 84L77 83V84H78V86H76L77 89L75 88L74 85H72V84H75V82H76L75 80H73L75 77H74V78L72 77V79H71V80H73V81H72V84H71V81L68 82V80H70L71 77H70L69 79L66 80L68 84H71V86H72L71 89L74 87V89H72V90L75 91V92L73 91V93H72V90H71V92H70V90H68L71 94H74V95H72V96H73V99H72V98H71V99H70V98H67V97L70 96V95H67V94H66V95H67V96H66V95H65V92H64V95H65V97H66L65 99L68 100V101H67V104H66V103H64V104L68 105V106H67L68 109H69V108L71 109V108H73V107H75V106H77L76 109L79 108V107H82V106H84V105H85V107L88 106V105H86V103H87L86 101H87V100L85 101V99H89V98L91 97L90 93L92 94V91H93V90H92V91H90V90H86V88L88 89V87H91V86H93L95 83H98L99 78L97 77V80H98L97 82H96V80L94 79V80H95V83L93 82V83H94V84H93V83H91V81H93V79L90 77V79H89V80H90V84H93V85L90 86V85H88V83H87V82H89V81H86V80H85ZM95 77H94V78H95ZM146 77H147V76H146ZM203 77H204V76H203ZM216 77H217V76H216ZM216 77H214V78H216ZM226 77H229V75L226 76ZM247 77H248V76H247ZM247 77H245V78H247ZM250 77H251V76H249V78H250ZM263 77H264V76H263ZM11 78H10V79H11ZM36 78H35V79H36ZM44 78H45V77H44ZM48 78H49V76H48ZM101 78H102V77H101ZM101 78H100V79H101ZM261 78H262V77H260V79H261ZM0 79H1V78H0ZM54 79L56 80V77H55ZM103 79L105 80V78H103ZM152 79H151V80L149 79V82L152 81ZM157 79H158V78H157ZM157 79H156V81H157ZM208 79H209V78H208ZM212 79H213V78H212ZM225 79H226V78H225ZM230 79H231V78H229L228 80H230ZM232 79H234V75L232 76ZM236 79H237V78H235L234 82H237V83H238V81H237ZM256 79H257V78H256ZM1 80H2V79H1ZM6 80L9 81L8 79H6ZM209 80L211 81V83H213V82H214V83L217 82V80H216V81H213V82H212L211 79H209ZM209 80H206V81L208 82ZM220 80H221V79H220ZM223 80H224V79H223ZM248 80H250V82H253V81L251 80V78H250V79H247V82H246V83L243 82V83H244V86H243V87H241L240 84H239L240 89H237V90L242 91L241 88H246V89H247V86H246V85H248V84L250 85V83H249ZM16 81H18V82H16ZM34 81H35V80H34ZM43 81H44V79H43ZM60 81L62 82V80H59V82H60ZM63 81H64V80H63ZM74 81H75V82H74ZM101 81H102V80H101ZM101 81H100V83H102ZM153 81H154V83H155V80H153ZM202 81L204 82V78H203ZM206 81H205V82H206ZM210 81H209V82H210ZM218 81H219V80H218ZM232 81H233V80H232ZM256 81H257V80H256ZM261 81H262V80H261ZM1 82H3V81H1ZM11 82H12V81H11ZM35 82H36V81H35ZM47 82H48V81H47ZM107 82H108V81H107ZM196 82H198V81H195V85H196ZM200 82H201V81H200ZM263 82H264V81H263ZM17 83H18L19 85H18ZM32 83H33V82H32ZM43 83H44V82H43ZM48 83H51V85H52L53 82H48ZM57 83H58V81H57ZM57 83H55V81H54V83H53L54 86H55ZM62 83H64V82H62ZM201 83H202V82H201ZM214 83H213V84H214ZM218 83H219V82H218ZM218 83H216L215 85H217ZM237 83H236V85H237ZM240 83H242V82H240ZM247 83H248V84H247ZM253 83L255 84V82H253ZM253 83H251V84L253 85ZM58 84H59V83H58ZM68 84H67V85H68ZM83 84H84V85H83ZM86 84H87V86H85ZM102 84H103V83H102ZM149 84H150V83L147 84L148 88H147V86H145L146 88L144 87L145 89H143V92H146V90H147V92L144 93V94L142 93V95H145V96H143V97H144V101H142V102H143L142 104H143V106L145 105L147 108H148V107H151L150 105H152V103H150V102H151V99H146V97L148 96V94L152 91V90H149V89L152 87V85H149ZM155 84H156V83H155ZM157 84H158V83H157ZM221 84H223V83H221ZM226 84H227V83H226ZM245 84H246V85H245ZM263 84H264V83H263ZM263 84H262V85H263ZM1 85H2V84H1ZM6 85H7V84H6ZM17 85H18V86H17ZM46 85H47V84H46V81H45V86H43V89H42L43 91L40 90L42 87H40V89H38L39 91L37 90V92H40V91L42 92V93H40V98H41V94H43V95L45 96V97H44L45 100H48V99H49V101L47 102V104H45V106H44V109H45L44 112H43V109H42V112H41V110H40V112L42 113V114H40V117H39V113H38L37 117L35 116L36 118L33 117L34 115H36V113H35L36 110H33V109H32V110L35 111V112H33V111H32V112L35 113V114H33V113L31 112L32 114H29V116L33 115V116H31V118L33 117V118H35V119H33V121H31L32 119H29V116H28V112H30V108L32 107L31 104L35 103V101H36V103H37V104L35 103V105H38V104H39V102H37V99H38V101H40V98H38V97H39V93L36 92V93L38 94V97H37V99H36V97H35V98H32V96L29 95V94L24 95L23 93L20 94V92H19L20 97H21V95L23 94V96H26L25 98H26V100L28 101V103H30V104H28V103L25 104L26 107L24 108V109H25L24 112L27 114V116H28L27 118H28L29 120H28L25 116H22V117H25L24 120L28 121L27 123H29V125L26 126L27 123H26L25 125H19L18 123H19V120H20L21 118H17V119H19L18 122H17V125H19V126H18V127H14V125H16V124H15V120H13L14 122H13V121H12V122L14 123V125H12L13 123H12L11 125H12L14 128H12V130L10 129L11 131H9V133H7L8 129H7V131H6V129H5V131H6V132H5V131H4L3 129H1V127H0V133H1V132H5V133H7V134H5V133H4V134H2V133L0 134V142H1V143H0V144H1V148H0V162L2 163V164L0 163V164H1V166H0V177L2 178V179H0V180L4 181V185H2L1 183H3V182L0 181V182H1V183H0V208H2V209L4 208L3 210H1V212L4 211V214H3V212L0 213V217L3 215L2 219H0V221L3 220V219H5V217H6V219H8V221H9V220L11 221V223H12L11 225L14 224V225H13L14 227H12L10 224H8V223H10V222H8L6 219H5V220H6V223H7L8 225L5 223L4 220H3V222H4L7 226H6L5 224H1V223H0V252H2L3 249H4V250L6 249V252H5L4 250H3V251H4V253L7 254V249H10V247H12L11 244H12L13 242H11V244H9L10 242H8L9 240H12V239H9L10 236L8 237L7 234L11 235L12 233H10V232H13V229L16 227L15 229H16V231H18L19 233H17V232L15 231V232H14L15 234L13 233V234H12V237H14L13 235L16 236V235L18 234V235H17V236H18V239H17L18 242H19V240L22 239V237L24 238L25 235H29V234H30L29 236H31V239H32V237H33V240H34V247H30V246H29V247H30V250H31V248H32L31 251L29 250L30 253L33 252L32 254L35 255V253H36L37 250L35 251L33 248H37V247L39 246V247H38V253H36L37 256H36V255L34 256V257H36V258H39V261H38V259H36V258H34V257H33V259H32V258L30 259V257L32 256V254L28 253V254H29V256H28V255L26 254V253L28 252V250H27V251L25 250V251L22 253V255L25 256V254H26V257L23 256V258H22V257H20V256L18 255L21 259H23L22 261L19 262V264H20V263H21V264H23V263H24V264H32V260H33L34 264H36V263L39 264V262H40L41 260H43V259H41V258H42V257L44 258V256H45L46 254H47V255H46L47 258H45V259L48 260V258H49L48 255L51 254V253H53V250L51 251V250L48 248V249L51 251V252L49 251L50 253H48V249L46 250V249L44 248V246H45V247H46V246H47V247H48V246H49V247L51 246L53 249L57 248V252H56V253H59V254L62 256V254L60 253V252H61V247H62V245H63V247L65 248V250H67L68 248H70V247L72 246V249H68V250H67V251H69V252H70V250H71L70 253L67 252V253H69V254H67V253L65 254L66 251L63 249V251H65V252H63V254H65V256H64V255H63V256H64L65 258H66V255H67V257L69 256L70 264H81V263L83 264V258H84V256H90L89 259L95 257V254H96V253H95L94 255H92V254L94 253V250H93L94 248H97V251L95 250V252H99V251H98V249H99L98 247H93V249H92L93 251L90 250V249H89L90 251H87L88 248H89L88 246H90V245H92V244H85L86 241H85V242H82V241H80L79 239H80V235L82 234V232H83L84 230H87V227H86L87 224H86V222H85L86 220H88V219L90 220V219H91L90 222H89V220L87 221L88 225H89V223L92 222V219H94V220L97 219L98 222H100L101 220H103V219H101V216H102V215L100 216V211H101V210H100V208H101V205H100V204H102L101 201H100L101 203L99 202V196L102 195V194H101V188H100V187H101V185H102L103 183H105L104 180H106V179L109 178L110 176L107 177V178L105 177V176H106V169H107V167L104 168L105 166L103 167L104 170H105V176H104L103 169H102V167H101V165H100V164H101L100 160L102 159V162H104V161H103V158H106V157H105V156H106V153L108 152V149H109V147H110L111 144H108L109 146L107 145V146H108V149H107V147H106V148H103L104 150L107 149V151L105 150L106 152H104V150L102 149V147H105V144L108 143V140L106 139V140H107L106 143L102 145V144H101L102 141L100 142L99 140H103V141H104L105 139H104V138L100 139L99 137H100V135H101V137H107V135L109 136V133L112 134V132H111L112 130L110 129V132H109V133H106L107 131H109V130H108L109 128H108V129L106 128V130H107V131L105 132V133H106V136H104L105 133L102 135L103 132H101V130H102V126L104 125V123L102 124L101 121H99V120L97 119V121H98L97 123L99 124V122H100V123L102 124V126H100L101 130H100V128L95 127V128H97V130H98L97 135H98V133L101 132V134H100L99 136L96 137V138H98V139H96V140H98L99 143H100V145H101V146H100V145L98 146L99 148L101 147L99 150H100V151L103 150V152L101 151V152H102L101 155H99V154H100V151H97L98 149H95V148L91 147V144H92V146H93V143L90 142V139L92 138L91 135L94 136V134L96 133L95 131H97V130H94V128H92L94 122L92 123V125H88L89 127L92 126L91 129H93L94 134L92 133L93 131H92L91 129H89V130L85 129V127L87 126L86 123H88L89 120H90V117H89V119L87 120V117H88V116H87L86 113H85L86 111L84 112L85 115H86V118H85V116H84V119H86L87 121L80 120V119H79L80 121H78V118H81V113H82L81 111H83V108H82V109L79 108V109H78L79 111L75 109V110L77 111V113L80 112L79 115H78V114H77V115L73 114V112H76V111H74V108H73V110H69V111H67L68 109L64 107L65 105H64L63 108H62L61 106H62V103H63V102L61 101V102H62V103H61V102H60L61 99L59 100V98H62V97L64 98V96H63V95L60 96V95L58 94V93H59V92H58L59 89H58V90L56 89V88H57V87H56L57 85H56L55 87H54L53 85H52L53 87H51V86H49V85H48L49 87H47ZM60 85H61V84H59L58 86H60ZM62 85H63V84H62ZM65 85H66V84H65ZM67 85H66V86H67ZM75 85H76V84H75ZM80 85L83 86V88H82ZM97 85H100V86H101V84H99V83H98ZM103 85H104V84H103ZM202 85H203V83L200 85V87H201ZM205 85H206V83H204L203 86H205ZM209 85H210V83H209ZM211 85H212V84H211ZM215 85H212V86H215ZM233 85H235V83H234ZM236 85H235V86H236ZM242 85H243V84H242ZM255 85H256V84H255ZM262 85H261V87H262ZM23 86H24V88H23ZM66 86H63V88L66 87ZM68 86H69V85H68ZM84 86H85V90H86L85 92H86V93H87V91L90 92V93L88 92L89 94H88V93L86 94V95H89V97L84 96V93H83V96H84V97H87V98H84V97L79 98V97H78V94H75V93H77L76 91H78V92H82V90L84 89ZM94 86H96V85H94ZM105 86H107V85H105ZM115 86H116V85H115ZM203 86H202V88H203ZM219 86H220V85H219ZM229 86H230V85H229ZM229 86H227V88H228ZM45 87H47L48 90L46 89V91H44V90H45V89H44ZM61 87H62V86H61ZM154 87H156V86H154ZM158 87H159V86H158ZM195 87L197 88V86H195ZM220 87H221V86H220ZM239 87H237V88H239ZM250 87H251V86H250ZM250 87L248 86V88H250ZM253 87H254V86H253ZM253 87H252V88H253ZM4 88H5V87H4ZM9 88H10V85H9ZM12 88H11V89H12ZM30 88H28V89H30ZM66 88H67V87H66ZM205 88H206V87H205ZM252 88H251V89H252ZM258 88H259V87H258ZM258 88H257V89H258ZM14 89H13V90H14ZM64 89H65V88H64ZM64 89H63V91H64ZM68 89H70V88H68ZM89 89H90V88H89ZM92 89H93V87H92ZM98 89H101V88H99V86H97V90H98ZM115 89H116V88H115ZM158 89H159V88H158ZM210 89H211V88H210ZM212 89H213V88H212ZM228 89H229V91H231V90H230V87H229ZM228 89L226 90V88H225V91H226L227 93H229ZM231 89H232V88H231ZM253 89H254V88H253ZM259 89H260V88H259ZM259 89H258V90H259ZM30 90H32V89H30ZM97 90L95 89L94 92H96ZM156 90H157V89H156ZM156 90L153 89L154 92H155ZM200 90H201V89H200ZM200 90H199V92H200ZM4 91H5V90H4ZM9 91H10V90H9ZM17 91H18V89H17ZM33 91L35 92V90H33ZM60 91H61V89H60ZM65 91L67 92V90H65ZM98 91H99V90H98ZM98 91H97V93L101 92V91H99V92H98ZM103 91H104V89H103ZM148 91H149V92H148ZM167 91H168V90H167ZM201 91H202V90H201ZM209 91H210V90H209ZM209 91H208V92H209ZM214 91L216 92L217 89L214 90ZM222 91H223V90H222ZM233 91H234V90L232 89V91H231L232 94H233ZM235 91H236V90H235ZM245 91H246V90H245ZM255 91H256V93H257V90H255ZM255 91H253V92H255ZM2 92H3V91H1V93H2ZM29 92H30V91H28V93H29ZM34 92L31 91L30 94H32V93H34ZM83 92H84V91H83ZM199 92H198L197 94L201 95L202 93H199ZM202 92H203V91H202ZM206 92H207V91H206ZM238 92H239V91H238ZM247 92H248V90H247ZM13 93H14V92H12V94H13ZM15 93H18V92H15ZM36 93L34 94V96L37 95ZM60 93H61V92H60ZM67 93H68V92H67ZM155 93H157V92H155ZM167 93H168V92H167ZM211 93H212V92H211ZM217 93H218V91H217ZM243 93H245V92H243ZM256 93H255V94L253 93V94L256 95ZM3 94H4V93H3ZM7 94H8V93H7ZM61 94H62V93H61ZM68 94H69V93H68ZM81 94H82V93H80L79 95H81ZM93 94H94L95 96L98 95V94H95V93H93ZM93 94H92V95H93ZM101 94H102V93H99V97H100V98H101V96H100ZM114 94H115V92H114ZM162 94L164 95V91H163ZM193 94H194V93H193ZM229 94H230V93H229ZM234 94H237V92L234 93ZM247 94H248V93H247ZM247 94H246V96H247ZM259 94H260V93H259ZM261 94H262V93H261ZM10 95H11V93H10ZM13 95H14V94H13ZM32 95H33V94H32ZM102 95L105 96L104 94H102ZM149 95H150V96H148V97L150 98V97L152 96V94H149ZM155 95H156V94H155ZM163 95H162V97H163ZM166 95H167V94H166ZM199 95H198V96H199ZM203 95H204V94H203ZM225 95H226V93H225ZM227 95H228V94H227ZM239 95H240V94H239ZM249 95H251V93H249ZM254 95H253L252 98H255ZM6 96H8V95H6ZM18 96H19V95L17 94V95H16V99H17ZM28 96H30V98H32V100H31ZM72 96H71V97H72ZM76 96H77V100L79 99V101L75 100V99H76ZM81 96H82V95H81ZM106 96H108V95H106ZM168 96H169V95H168ZM168 96H167V97H168ZM196 96H197V95H196ZM196 96H195V97H196ZM198 96H197V97H198ZM206 96H207V95H206ZM214 96H215V93H214ZM217 96H218V94H217ZM243 96H244V95H243ZM256 96H257V95H256ZM11 97H12V96H11ZM46 97H48V99H47ZM74 97H75V98H74ZM99 97H98V98H99ZM148 97H147V98H148ZM162 97H160V99H161ZM169 97H171V96H169ZM195 97H194V99H195ZM226 97H227V96H226ZM226 97H225V100H226ZM230 97H231V96H230ZM232 97H233V96H232ZM234 97H235V96H234ZM234 97H233V100H232L231 98H229V99H231V100H230V103H231V101H233L234 104H235L236 101H235L234 99H236V97H235V98H234ZM237 97H238V96H237ZM240 97H241V96H239V98H240ZM249 97H250V96H249ZM14 98H15V97H14ZM42 98H43V97H42ZM63 98H62V99H63ZM92 98H93V99H92ZM102 98H103V97H102ZM113 98H114V96H113ZM192 98H193V97H192ZM192 98H191V99H192ZM198 98H199V97H198ZM198 98H197V99H198ZM201 98H202V95H201ZM210 98H211V97H210ZM218 98H221V97H218ZM239 98H238V99H239ZM244 98H245V97H244ZM1 99H2V98H1ZM3 99H4V98H3ZM5 99H6V98H5ZM7 99H8V98H7ZM11 99H12V98H11ZM23 99H24V98H23ZM44 99H42V100L40 101L41 105H42V101H43V105H44V103H45ZM91 99L94 100V99H96V97L94 98V96H92V97L89 99V101H90ZM145 99H146L147 101H146ZM168 99H169V98H168ZM199 99H200V98H199ZM204 99H205V97H204ZM204 99H202V101H203ZM207 99H208V98H207ZM238 99H236V100H238ZM248 99H249V98H248ZM257 99H258V98H257ZM24 100H25V99H24ZM24 100H23V101H24ZM26 100H25V102H26ZM56 100H59L58 103H59V102L61 103V105H60V103H59V105H60V107H61L60 109H62V110L58 109V110H59V114L61 113L60 111H62L61 115L63 116V112L65 113L64 110H66V112H68V114H69V113L71 114V112H72V115H75L76 117L74 118V120H71V119H73V117L71 118L70 115H69V118H71V119H70V120H71V121H70L71 123H72V122H73V123H74V122H78L79 125H80V122H82L81 124H85V125H86L85 127L81 125L82 128H78L79 125H78V123H77L76 125H74V127L76 126V128H74V127H72V128L70 127V128H71V129H73V128H74V129H78L79 131L82 129V132H84L83 129H85V131L87 130V131L84 132V133H87V134H89V135L91 134V135H90L91 138H90V139L88 138V141H89L88 143L90 144V147H91L93 150L95 149L96 151H95V150L93 151V150H91V149L88 148V151L91 150V152L89 151L90 154H88V153H89L88 151H87V153H86V150H87V149H86L85 147H87V146L89 147V145H87V144H86L87 146H84V145H83V139H82V138H84L83 136H84L85 134L83 133L84 135L82 136V135H81L82 132H81V134H78V132L75 133V134H77L78 136L81 135V136H79L80 138L78 139L77 136H74V135L72 134V132H71L72 130H70L69 128H67V125H70L69 122H68L69 124L65 123V124H67L66 127H65V125L62 124L63 122H62V123H61V122H60V123H57L56 121H54V120H57L59 114H58V111H57L56 113H57L58 115L56 114V115H53L54 117H51V115H52L51 112H53V114H54L55 111H54L53 107L55 108V110H57L56 108H58L59 106L55 107V106L53 105V106H52L53 111H52L51 106H50V108H49V105H51V103L57 105V103H55V102H57ZM63 100H64V99H63ZM96 100H97V99H96ZM96 100H95V101H96ZM104 100H105V97H104V99H102V101H104ZM114 100H115V99H113V101H114ZM162 100H163V99H162ZM162 100H161V101H162ZM170 100H171V99H170ZM200 100H201V99H200ZM225 100H223V101H225ZM227 100H228V99H227ZM240 100H241V98H240ZM251 100H252V99H251ZM254 100H255V99H254ZM8 101H9V100H8ZM8 101H7V102H8ZM11 101H12V100H11ZM17 101H18V100H17ZM20 101H21V100H20ZM29 101H31L32 103L29 102ZM33 101H34V102H33ZM51 101H53V102L55 101V102L53 103V102H51ZM64 101H65V100H64ZM89 101H88V102H89ZM95 101H94V103H95ZM145 101H146V102H145ZM148 101H150V102L148 103ZM161 101H159V102H161ZM204 101H205V100H204ZM211 101H212V100H211ZM228 101H229V100H228ZM2 102H3V101H2ZM2 102H1V103H2ZM7 102H6V103L4 102V103L7 105ZM50 102H51V103H50ZM84 102H85V103H84ZM96 102H97L96 105H98V104L100 105V103H98V100H97ZM171 102H172V101H171ZM195 102H199V101H196V100H195ZM200 102H201V101H200ZM212 102H213V101H212ZM239 102H240V101H239ZM244 102H245V101H244ZM255 102H257V100H256ZM17 103H18V102H16L15 104H17ZM19 103H20V102H19ZM19 103H18V104H19ZM49 103H50V104H49ZM78 103H80V104H78ZM111 103H112V102H111ZM144 103H145V104H144ZM168 103H170V102L168 101ZM191 103H192V102H191ZM191 103H190V104H191ZM201 103H203V102H201ZM204 103H205V102H204ZM208 103H209V100H208ZM236 103H237V102H236ZM247 103H248V104H247ZM252 103H253V102H252ZM10 104H12V102L9 103V105H10ZM15 104H14V105H15ZM88 104H90V102H89ZM142 104H141V105H142ZM147 104H149V106H147ZM162 104H163V102H162ZM162 104L159 103L158 105H161V106H162ZM170 104H172V103H170ZM170 104H169V105H170ZM198 104L200 105V103H198ZM198 104H197V105H198ZM228 104H229V103H228ZM231 104H232V103H231ZM238 104H240V106H241V104H244V103L241 101V103H238ZM246 104H247V105H250L251 103L249 104V101H247ZM253 104H254V103H253ZM255 104H256V103H255ZM0 105H2V104H0ZM3 105H4V104H3ZM23 105H24V104H23ZM23 105H22L21 107H24ZM28 105H30V106L28 107ZM33 105H34V104H33ZM35 105H34V106H35ZM46 105L48 106V108H49L50 110H48V108H47ZM96 105H95V106H96ZM99 105H98V106H99ZM102 105H103V104H102ZM102 105H101V106H102ZM114 105L117 106V105L115 104V101H114L113 107H114ZM191 105H192V104H191ZM207 105H208V104H207ZM223 105H224V104H223ZM247 105H246L245 107H247ZM251 105H252V104H251ZM15 106H17V105H15ZM34 106H33V107H34ZM38 106H39V105H38ZM78 106H79V107H78ZM145 106H144V107H145ZM166 106H167V104H166ZM195 106H196V105H195ZM253 106H254V105H253ZM7 107H8V105H7ZM19 107H20V106H19ZM27 107H28V108H27ZM35 107H36V106H35ZM35 107H34V108H35ZM40 107H41V106H40ZM45 107H46L47 109H46ZM89 107H90V106H89ZM96 107H97V106H96ZM96 107H95V108H96ZM99 107H100V106H99ZM111 107H112V106H111ZM111 107H110V108H111ZM144 107H143V108H144ZM146 107H145L144 109H146V111H147V108H146ZM167 107H168V106H167ZM221 107H222V106H221ZM223 107H224V106H223ZM223 107H222V108H223ZM232 107H233V106H232ZM243 107H244V106H243ZM0 108H2V107L0 106ZM4 108H5V107H4ZM4 108H3V109H4ZM41 108H43V107H41ZM100 108H101V107H100ZM102 108H103V107H102ZM162 108H163V106L161 107L160 110H159V108H158L159 111L157 110L156 107H155V108H148V110H150V111H149V112L147 111L148 113L145 111V113H146V115H148L149 113H159L161 110H164V109H162ZM190 108H191V107H190ZM193 108H194V107H193ZM203 108H204V107H203ZM13 109H15V108L13 107ZM19 109H20V108H19ZM24 109L22 108L21 110H24ZM27 109H28V111L26 112ZM107 109H108V108H106V111H107ZM111 109H113V108H111ZM169 109H170V108H169ZM207 109H208V106H207ZM240 109H241V107H240ZM247 109H248V108H247ZM252 109H253V108H252ZM21 110H20V111H21ZM80 110H81V111H80ZM91 110H92V109H91ZM91 110H90V111H91ZM93 110H94V112H95L96 114H97V112L99 111L98 108H97V111H95L94 107H93ZM100 110H101V109H100ZM108 110H109V109H108ZM167 110H168V108L166 109V112H168ZM190 110H191V109H190ZM193 110H194V109H193ZM196 110H197V108H196ZM204 110H205V109H204ZM213 110H214V108H213ZM219 110H220V109H218L217 111H219ZM248 110H249V109H248ZM248 110H247V111H248ZM5 111H6V109H5ZM38 111H39V110H38ZM49 111H50V113H49ZM101 111L103 112V109H102ZM106 111H105V115H106V117H107V113H108V112H106ZM112 111H113V110H112ZM116 111H117V109L115 110V113H116ZM164 111H165V110H164ZM170 111H171V110H169V113H170ZM209 111H210V110H209ZM226 111H228V109H227V110L225 109V111H223V112L220 111L222 114L225 112V113L223 114V116L226 115V116H225V117L227 118L226 120H228L230 123H233L234 120L236 121V119H237L238 117H237V118H236V117H233V116L231 115V113L229 114V113H227ZM230 111H231V110H230ZM235 111H236V110H235ZM235 111H234V112H235ZM253 111H254V110H253ZM3 112H4V111H3ZM12 112H13V111H12ZM15 112H16V111H15ZM18 112H19V111H18ZM21 112H22V111H21ZM21 112H20V113H21ZM87 112H88V110H87ZM166 112H165V113H166ZM203 112H204V111H203ZM205 112H206V111H205ZM220 112H217V113L220 114ZM228 112H229V111H228ZM0 113H2V111H1ZM48 113L50 114V117H51V118H54L53 121H52V120H49L50 117L48 116ZM92 113H93V111H91V114H92ZM99 113H100V111L98 112V114H99ZM165 113L163 112V114H161V116L158 115V117H160V118H161V117L163 118V116H164V118H163L164 120H163V121H165V117H166V116L164 115ZM191 113L193 114L192 110H191ZM198 113H199V112H198ZM212 113H213V112H212ZM215 113H216V110H215ZM215 113H214V114H215ZM226 113H227V114H226ZM10 114H11V113H10ZM13 114H14V113H13ZM16 114H17V112H16ZM68 114H67V115H68ZM87 114H88V113H87ZM96 114H95V115H96ZM194 114H197V113L195 112ZM199 114H200V113H199ZM202 114H203V113H202ZM236 114H237V113H236ZM236 114H235V115H236ZM20 115H21V114H20ZM22 115H23V114H22ZM61 115H60V116H61ZM65 115H66V114H65ZM88 115H89V114H88ZM99 115H100V114H99ZM101 115H103V113H102ZM112 115H114L113 112H112ZM112 115H111V118L113 117ZM118 115H119V114H118ZM153 115H155V114H153ZM162 115H163V116H162ZM166 115H167V114H166ZM206 115H208V114H206ZM237 115H238V114H237ZM241 115H244V114L242 113ZM247 115H249V114H247ZM3 116H4V115H3ZM3 116L1 115V117H3ZM56 116H57V118H55ZM62 116H61V118H62ZM79 116H80V117H79ZM82 116H83V115H82ZM89 116H90V115H89ZM108 116H109V115H108ZM200 116H201V115H200ZM48 117H49V118H48ZM63 117H64V116H63ZM66 117H67V116H66ZM96 117H97V115H96ZM99 117H100V116H99ZM101 117H102V116H101ZM106 117H105V119H108V118H106ZM192 117H193V115H192ZM202 117H203V115H202ZM202 117H201V119H203ZM209 117H210V116H209ZM250 117H252V116H249V118H250ZM4 118H5V117H4ZM119 118L121 119V117H119ZM119 118H118V119H119ZM155 118H156V117H155ZM217 118H218V117H217ZM219 118L222 119L221 117H219ZM234 118H235V119H234ZM247 118H248V117H247ZM7 119H8V118H7ZM13 119H14V118H13ZM17 119H16V121H17ZM47 119H48V120H47ZM62 119H63V118H62ZM67 119H68V117H67ZM76 119H77V120H76ZM81 119H82V118H81ZM91 119H92V118H91ZM94 119H95V117H94ZM99 119H100V118H99ZM101 119H102V118H101ZM101 119H100V120H101ZM120 119H119V120H120ZM157 119H158V118H157ZM238 119H239V118H238ZM243 119H244V118H243ZM0 120L2 121L1 118H0ZM22 120H23V119H22ZM59 120H60V117H59ZM59 120H57V121L59 122ZM68 120H69V119H68ZM112 120H113V118H112ZM139 120H140V119H139ZM153 120H154V119H153ZM205 120H206V119H205ZM205 120H204V121H205ZM209 120H210V118H209ZM216 120H217V119H216ZM216 120H215V121H216ZM223 120H225V119H223ZM248 120H249V119H248ZM1 121H0V123H1ZM4 121H5V120H4ZM8 121H9V120H8ZM26 121H25V122H26ZM60 121H61V120H60ZM65 121L67 122V120H65V117H64V122H65ZM92 121H93V120H92ZM117 121H118V120H117ZM117 121H116V122H117ZM158 121L161 122V119H158L157 122H158ZM210 121H211V120H210ZM220 121H221V120H220ZM228 121H226V122H228ZM239 121H240V120H238V122H239ZM10 122H11V120H10ZM10 122H9V124H10ZM48 122H49V123H48ZM53 122H54V123H53ZM55 122H56V123H55ZM85 122H86V123H85ZM95 122H96V121H95ZM102 122H103V120H102ZM109 122H110V121H109ZM122 122H123V121H122ZM137 122H138V121H137ZM157 122H156L157 126H158V125H161V126H162V124H164V122H163V123L161 122L162 124H159V122H158V123H157ZM166 122H167V121H166ZM216 122H217V121H216ZM223 122H225V121H223ZM226 122H225V123H226ZM229 122H228V124H230ZM241 122H242V120H241ZM241 122H239V124H241ZM243 122H244V120H243ZM247 122H248V121H247ZM22 123L24 124V121H23ZM30 123H31L32 125H30ZM113 123H115V122H113ZM113 123H112V125H113ZM212 123H213V122H212ZM221 123H222V122H221ZM1 124H2V123H1ZM1 124H0V126H2ZM20 124H21V122H20ZM88 124H91V123H88ZM105 124H106V123H105ZM223 124H224V123H223ZM228 124H227V125H228ZM237 124H238V123H237ZM3 125H4V124H3ZM77 125H78V126H77ZM96 125H97V124H96ZM118 125H119V123L117 124V127H118ZM224 125H225V127L227 126L226 124H224ZM224 125H223V126H224ZM241 125H242V124H241ZM241 125H240V126H241ZM7 126H8V125H7ZM46 126L48 127L47 130L49 131V133L46 134V136H47V137H51V138H47V142H48V140H49V143H52V144H53V142H52L53 138H52V136H50V135H53L54 133L60 135V133H61L60 136L62 137V139L68 137V138H66V139L64 140V141H67V142H63V143H67V144H68V145L66 144V146L64 145L65 148H63V149H68V150H65V151H64V150H63V151H53V149H55V147H57V146H54V148H51V147L49 146V147H50V148H49L48 145H52V144H49V143L46 142L48 145L45 143L46 146L43 147V148L47 147L46 149H44V150H46V151H44L45 154H41L42 157H40V158H42V159L44 160V162H43V160L41 161L42 163H41V162H38L39 165H40V163H41L42 166H44V163H45V161H46V162H47L46 164L49 165V166L46 165L44 168L47 167L48 171H49V169L52 170V171L54 170L55 172L58 171V170H59L60 172L63 171V172H62L63 175H64L63 178H64L65 180H64L61 176H60V177H61L62 179L59 178V176H58V177L56 176V179H57V178H58V179H61V180H62L61 183H62L63 181H65V182H66V185H65V186H67V189H65L66 187L64 188V186L62 185L61 188H63V189L59 188V192H58V190H56L57 188H55V190H56L58 193H60L61 190H62L61 193H63V191H66V190H67L66 192H67V193H68V192H69V193L71 192L70 194H72V195H73V192H74V194L76 193L77 195H74V196H75V197L77 196V197H76L77 199H79L80 197H83L85 200H88V201L85 202L83 198H80V199H79V200H82V202H83L82 205H83V206H82V208L79 207V209H77V210H78V211H77L78 214L76 213V214H77V215H76L77 217H75V218H78V216H79V217H80L79 219H80L82 222H80V220L78 219L77 222H78V221H79V222L77 223V225H76V222L74 223L76 226H78V224L80 223L79 226L81 227L82 223L85 222V223L83 224V226H85V229H83L84 227L82 226V229H81V228H78V229H77L76 227H72L70 230H68V229H67V228H69L68 226L72 223L71 220H70V223H69L67 220H64V217H63V220H64V221H67V222L69 223V225H68L67 222H64V223H63L62 217H59V219H61V221L59 220L60 223H62V225L64 224V227H65V226H66V227L64 228L63 226H61V227H62V228H61V227H60L61 224H59V227L61 228V230H62V229H65V230H63V231L59 230L58 232H60V231H61V232H65V233L69 234V236H70V235L72 236V235H74V234H72V233H73V228H74V233L77 232V230H79V229H80V231L82 230L80 235H78V234L75 233V238H76L75 241H74V237H73V238L71 237V239H73V240L70 239L69 242L73 241L74 243H72V242H71V243L66 242V241H68V240H66V239H67V237H66V239H65V240H66L65 243L68 244V245H67L68 248L66 247V244L64 243V241H59V240H57V239L60 237L61 233H60V235H59V233L57 232V230L54 229V228H55V227H54V223H55L56 220L58 219L57 216H59V215L61 214L59 210H60V208H61V209L64 208L63 206L60 207L59 204L63 201V198L66 197V196L64 195V197H63V195L61 194V196H62L63 198H62L61 196H59L61 200H58L59 198L56 197L57 195L53 196V195H51V194H52V193H51L52 191L50 190V191H51V192H50V191L47 190V189H49V186H48V188L46 189L48 195H46V193L43 192V190H42V192H43V194H45V195H40V194H37V193H36L38 190H39V192H41L40 188H45V187H47V185H46V186L44 185V187L42 186V187H40V188H39V187H35V185L37 184V182L35 181V184H34V186H33V185L31 184V183H32L31 180H33V179H34V180H37L38 177H36V175H40V174L43 173L44 171H42V172L39 171L40 174L38 173V174L34 175L35 178H36V179H35V178H32V177H31V176H33V175H28V174L26 173V171H24L25 169H23V170L19 169V168H22V167H16V168H17V170H16L15 167L12 166L14 169L10 168L11 170H8V171H7V169H8V166H7V165H9V163H8L7 165H5V166H7V167H5V169L7 168L6 170H5L4 167H3V166H4V165H3V162L5 161L4 159H5L7 156H8L9 158H10L11 156L13 157V155L9 156V154H14L13 150H14L15 148H17V147H15V146L17 145L18 141H16V142H17V143H16L15 140L18 139V138H19L18 140H20V137L22 136V134L24 135V138H25V135L31 133V131H32V133H33V131H34L33 128H35V129L37 128V129H40V130L37 131V129H36L37 132H36V131H35L36 133L34 132V133H35V136H33V137H32V133L29 134V135H30V138H31V141H29L30 138L27 139V137H26V139H24V140H23V138H22V140H23L24 143H25V142H26V143H32L33 140H34V143H32V148L34 147L35 144H36V145L39 144L38 146H35V147H34V148L37 147L38 150H39V148L42 147V146L44 145V143H42L43 145L41 146L40 143L43 141V137L45 136V134H44L43 136H41L42 134L40 135V133L38 134V132H41V130L44 129V127L46 128ZM49 126L52 128V130H54V131L57 130V131H55V132L53 133V131H50L51 129L49 130V128H50ZM70 126H73V125H70ZM121 126L123 127V125H121ZM151 126H152V125H151ZM155 126H156V125H155ZM157 126H156V130H160L161 128H164V129L166 128V127H165V124L163 125L164 127H160V126H159L160 129H157ZM166 126H167V128L169 127L168 125H166ZM221 126H222V125H221ZM221 126H219V127H221ZM234 126H235V125H234ZM2 127H3V126H2ZM10 127H11V126H9V128H10ZM40 127H43V128H40ZM83 127H84V128H83ZM125 127H126V126H125ZM228 127H229V125H228ZM237 127H239V126L237 125ZM252 127H253V126H252ZM111 128H114V125H113V127H111ZM115 128H116V127H115ZM152 128H153V127H152ZM167 128H166V130H167ZM235 128H236V127H235ZM245 128H246V127L244 126L243 129L245 130ZM247 128H248V127H247ZM249 128H250V126H249ZM74 129H73V131L76 132ZM168 129H169V128H168ZM232 129H233V128H232ZM44 130H46V129H44ZM78 130H77V131H78ZM90 130H91V131H90ZM153 130H155V129H153ZM156 130H155V131H156ZM166 130H165V131H166ZM223 130H224V129H223ZM228 130H230L229 133H228V131L225 129V135L228 133L227 136H228L229 134H231V129L228 128ZM234 130H235V129H234ZM234 130H233V131H234ZM239 130H240V129H239ZM42 131H43V130H42ZM163 131H164V130H162L160 134H158V133H156V134H157V135H160V137H161V134L164 133ZM169 131H170V129H169ZM226 131H227V133H226ZM240 131H242V130H240ZM246 131H247V130H246ZM248 131H249V130H248ZM248 131H247V132H248ZM17 132H18V133L21 132V133H20L21 136L19 135L20 137L18 136V134H17V135L15 134V133H17ZM89 132H90V133H89ZM119 132H120V131H119ZM150 132H154V131L151 130ZM157 132H158V131H157ZM237 132H238V131H237ZM255 132H256V131H255ZM41 133H42V132H41ZM43 133H44V131H43ZM52 133H53V134H52ZM79 133H80V132H79ZM166 133H168V131H166ZM239 133H240V132H239ZM239 133H238V134H239ZM241 133H242V132H241ZM241 133H240V134H241ZM245 133H246V132H245ZM245 133H244V134H245ZM248 133H250V132H248ZM256 133H257V132H256ZM37 134H38L39 136L42 137V141H41V139H38V140H37V138H36V135H37ZM116 134H117V128H116ZM150 134H151V133H150ZM152 134L155 135V133H152ZM169 134H170V133H168V138H167V139L170 138V139H169L170 141L168 140V143H170V142L174 143L175 140L173 141V140H172V136L169 137ZM222 134H224V133H222ZM33 135H34V134H33ZM62 135H63V136H62ZM165 135H166V134H165ZM217 135H218V134H217ZM233 135H234V134L229 135V136H233ZM245 135L248 136V134H245ZM252 135L254 136V134H251V136H252ZM16 136H18V137H16ZM39 136H38V138H39ZM54 136H55V135H54ZM54 136H53V137H54ZM111 136H112V135H111ZM114 136H115V134H114ZM117 136H118V134H117ZM151 136H152V135H151ZM234 136H235V135H234ZM237 136H238V135H237ZM237 136H235V138H236ZM253 136H252V137H253ZM22 137H23V136H22ZM34 137H35V138H34ZM41 137H40V138H41ZM72 137H73V140L75 139L74 144H73V141L70 142V139H71ZM74 137H76V138H74ZM88 137H89V136H88ZM119 137H120V136H119ZM154 137H155V136H154ZM160 137H159V140H160ZM162 137H163V136H162ZM219 137H220V136H219ZM224 137H225V136H224ZM249 137H250V134H249ZM32 138H33V139H32ZM57 138H58V136H57ZM59 138H60V137H59ZM59 138H58V139H59ZM85 138H87V135H85ZM112 138H115V137H112ZM112 138H111V140L109 139V142H110V141H111V142H115L114 140L112 141ZM144 138H146V137H144ZM164 138H165L164 140L167 141L166 137H164ZM211 138H212V137H211ZM221 138H223V137L221 136ZM240 138H241V137H240ZM51 139H52V140H51ZM76 139H77V140H76ZM92 139H93V138H92ZM115 139H116V138H115ZM118 139H119V138H118ZM152 139H153V138H152ZM154 139H155V138H154ZM173 139H174V138H173ZM219 139H220V138H219ZM223 139H224V138H223ZM223 139L221 140L222 142H223ZM241 139H242V138H241ZM243 139H244V138H243ZM243 139H242V140H243ZM252 139H253V138H252ZM25 140H27V141H25ZM36 140H37L38 142H39V141H40V142L37 144V141H36ZM50 140H51V142H50ZM85 140H86V139H85ZM96 140H95V141H96ZM116 140H117V139H116ZM159 140H156V141H158L157 144L160 143ZM164 140H163V141H164ZM211 140L213 141V139H211ZM224 140H225V139H224ZM242 140H241V141H242ZM35 141H36V142H35ZM60 141H61V140H60ZM151 141H152V140H151ZM166 141H164V143H165ZM212 141H211V142H212ZM234 141H235V139H234ZM21 142H22V141H21ZM23 142H22V143H23ZM68 142L72 144V145L70 144V145L72 146L71 148H70V145H69ZM92 142H93V141H92ZM96 142H97V141H96ZM104 142H105V141H104ZM104 142H103V143H104ZM111 142H110V143H111ZM153 142H154V141H152V143H153ZM224 142H225V141H224ZM235 142H236V141H235ZM235 142H234V144H235ZM242 142H243V141H242ZM15 143H16V145H15ZM24 143H23V144H24ZM26 143H25V145H26ZM85 143H87V142L85 141L84 144H85ZM152 143L150 142L149 145L152 146V145H153ZM161 143H162V142H161ZM166 143H167V142H166ZM168 143H167V144H168ZM236 143H237V142H236ZM239 143H240V142H239ZM245 143H246V141H245ZM250 143L252 144V142H250ZM33 144H34V145H33ZM57 144H58V143H57ZM60 144H62V142H61ZM60 144H58V145H60ZM120 144L122 145V143H120ZM167 144H166V145H167ZM170 144H171V143H170ZM28 145H29V144H27L26 146H23V147H25V148H23V149H24L23 152H25V150L27 149V146H28ZM54 145H55V144H54ZM94 145H95V143H94ZM154 145H155V144H154ZM160 145H161V144H160ZM160 145H158V146H160ZM162 145H163V144H162ZM215 145H216V144H215ZM237 145H238V147H237ZM237 145L235 144V146H236L235 148L238 149V150H237V153H238V151H240V149H241L240 147H241V146H244V145H246V144L241 145V143H240V144H237ZM39 146H40V147H39ZM112 146H113V145H112ZM115 146H116V145H115ZM117 146H118V144H117ZM117 146H116V149L121 148V146H119V147H117ZM151 146H150V148H154V146H152V147H151ZM218 146H219V144H218ZM246 146H250V147H251V145H246ZM30 147H31V146H28L29 150H30ZM52 147H53V146H52ZM58 147H59V146H58ZM66 147H69L70 149H69V148H66ZM94 147L98 148L97 145L94 146ZM162 147H163V146H162ZM162 147H161V148H162ZM220 147H221V146H220ZM250 147H249V148H250ZM34 148H33V149H34ZM156 148H157V147H156ZM156 148H155V152H158V151H156ZM245 148H247V147H243L244 150L242 149V151H243L244 153H247L248 151H249L248 153L253 152V150L251 151L252 148H251V149L248 148L249 150L246 149L247 152H246ZM21 149H22V148H21ZM49 149H50V150H49ZM51 149H52V150H51ZM85 149H86V150H85ZM111 149H112V148H111ZM116 149H115V147H114V150H116ZM233 149H234V148H233ZM236 149H235V150H236ZM16 150H17V149H16ZM16 150H15V151H16ZM18 150H19V149H18ZM40 150H41V148H40ZM55 150H57V148H56ZM61 150H62V149H61ZM84 150H85V151H84ZM119 150H120V149H119ZM148 150H149V149H148ZM150 150H151V149H150ZM158 150H161V149L159 148ZM20 151H21V150H19V154H20V156H21ZM26 151H28V150H26ZM34 151H35V150H34ZM42 151H43V150H42ZM92 151H93V153H95L94 156L96 155V152H97V157H96V156L94 157V158H97V161L94 160V158H93V160H91L92 162L89 160V159H91V158L93 157V156H92V155H93V154H92ZM121 151H122V150H121ZM152 151H153V150H152ZM167 151H168V150H166V152H167ZM229 151H230V150H229ZM11 152H12V153H11ZM17 152H18V151H17ZM21 152H22V151H21ZM38 152H39V151H38ZM38 152H37V153H38ZM40 152H41V151H40ZM40 152H39V153H40ZM82 152H85L86 154H88V155H86L85 153H83V154H85V155L88 156V157H89V155H91V157L88 158V157L85 156V158L89 160V161L87 160V162H89V163L91 162V164L94 165V168H95V166H96V164H97V167H96L97 170H96V168H95V169L93 168L94 171H96L95 178H94V177L92 178V176H91V178H92V180H91L90 176H87V177L90 178L91 182H90V180L88 179L89 182H88V183L86 182V183H87L86 185H85V180H84V179H83V180H84V183H83L84 185L81 184V183H80L81 185L78 184V182H80V180H81L82 178L79 179L78 182L76 181V180H78V177H77V175H76V171L79 170V169H76V168H77L76 166L78 165V164H77V161H78V160L80 161V159L82 160V156H81L80 159H77V158H78L79 155L82 154ZM117 152H119V151H117ZM159 152H160V151H159ZM161 152H162V151H161ZM161 152H160V153H161ZM164 152H165V151H164ZM240 152H241V151H240ZM15 153H16V152H15ZM25 153H27V154H24V155H25V158H26V157H27L26 155H29L30 151L25 152ZM32 153H33V152H32ZM37 153H36V154H37ZM39 153H38V154H39ZM42 153H43V152H42ZM80 153H81V154H80ZM115 153H116V152H114V154H115ZM162 153H163V152H162ZM234 153H235V152H234ZM108 154H109V153H108ZM108 154H107V155H108ZM114 154H113V155H114ZM117 154H118V153H117ZM117 154H116L115 156H117ZM119 154H120V152H119ZM121 154H122V153H121ZM137 154H138V153H137ZM141 154H142V153H141ZM141 154H139L140 157H141L142 155H144L145 157H146L147 155H149V154H147V155H145V154H142V155H141ZM154 154H155V153H154ZM158 154H159V153H158ZM164 154H165V153H164ZM164 154H163V155H164ZM166 154H167V153H166ZM251 154H252V153H251ZM14 155H15V154H14ZM24 155H22L21 157H23V160L25 161V159H24ZM30 155H31V154H30ZM44 155H45V157H44ZM104 155H105V156H104ZM111 155H112V154H111ZM113 155H112V157H113ZM150 155H151V154H150ZM150 155H149V156H150ZM156 155H157V154H156ZM159 155H160V154H159ZM226 155H227V154H226ZM230 155H231V154H230ZM239 155H242V153L239 154ZM243 155H244V154H243ZM248 155H250V154H248ZM149 156H148V158H149ZM165 156H166V155H165ZM224 156H225V155H224ZM234 156H235V154H234ZM251 156H252V155H251ZM18 157H19V156H18ZM29 157H30V156H29ZM36 157H39V156H36ZM128 157H129V156H128ZM128 157H127V159L125 158V161L127 160V162H132V161H130V159H131V160H132V159L134 160L135 158L137 159L139 156L137 157V156L135 155V158H133V157H132V158H131V157L128 158ZM145 157L142 156V157H141L142 159L138 158L139 160L137 159V160H134V161H137L138 163H140V160H143V158L145 159ZM155 157H156V156H155ZM155 157H154V158H155ZM160 157H161V155H160ZM238 157H239V156H238ZM244 157H246V156H244ZM2 158H3V159H2ZM31 158H32V157H31ZM83 158H84V157H83ZM85 158H84V159H85ZM110 158H111V157H110ZM114 158H115V157H114ZM114 158H113V159H114ZM148 158L146 157L147 161H148ZM157 158H158V156H157ZM226 158H227V157H226ZM228 158H229V157H228ZM233 158H234V157H233ZM240 158H241V157H240ZM240 158H239V159H240ZM247 158H248V157H247ZM6 159H7V158H6ZM14 159H15V158H14ZM28 159H30V158H28ZM76 159H77V160H76ZM86 159H85L84 161H86ZM108 159H109V158H108ZM128 159H129V160H128ZM150 159H151V158H150ZM165 159H166V158H165ZM1 160H2L3 162H2ZM9 160H11V159H9ZM12 160H13V159H12ZM15 160H16V159H15ZM21 160H22V158H21ZM23 160H22V161H23ZM26 160H27V159H26ZM34 160H35V159H34ZM34 160H33V161H34ZM37 160H38V159H37ZM158 160H159V159H158ZM236 160H238V159H236ZM241 160H242V159H241ZM13 161H14V160H13ZM13 161H12V162H13ZM18 161H19V160H18ZM22 161H20V163H21ZM28 161H29V160H28ZM35 161H36V160H35ZM38 161H39V160H38ZM75 161H76V164H77L76 166H75ZM79 161H78V163H79ZM93 161H96L97 163H93ZM112 161H113V160H111V163H114V162H112ZM134 161H133V162H134ZM147 161L145 160L144 162H147ZM151 161H152V160H151ZM155 161H156V160H155ZM222 161H223V160H222ZM225 161H226V159H225ZM5 162H9L8 159H7V161H5ZM5 162H4V164H6ZM30 162H31V161H30ZM81 162H82V161H81ZM127 162H125V164H126ZM142 162H143V161H142ZM159 162H161V161H159ZM159 162H157V163H159ZM219 162H220V161H219ZM238 162H239V161H238ZM13 163H15V161H14ZM18 163H19V162H18ZM20 163H19V164H20ZM26 163H27V162H26ZM106 163H107V162H106V160H105V163H102V164L104 165V164H106ZM123 163H124V162H123ZM134 163L136 164V166L138 165L136 162H134ZM134 163H133V164H134ZM153 163L155 164L154 161H153ZM242 163H243V161H242ZM246 163H247V161H246ZM29 164H30V163H29ZM34 164H35V162H34ZM50 164H51V165H50ZM80 164L82 165V163H80ZM83 164H85V163H83ZM128 164H130V163H128ZM131 164H132V163H131ZM131 164H130V165H131ZM140 164H141V163H140ZM145 164H146V163H145ZM145 164H144V166H143V164H142V166H143V167H146ZM147 164H148V163H147ZM223 164H224V163H222V165H223ZM2 165H3V166H2ZM13 165H14V164H13ZM15 165H18V164H15ZM20 165H21V164H20ZM25 165H26V164H25ZM25 165H24L23 162H22V166H24V167L26 168L27 165H26V166H25ZM85 165H86V164H85ZM87 165H88V163H87ZM103 165H102V166H103ZM111 165H112V164H111ZM111 165H110V166H111ZM159 165H160V163H159ZM217 165H218V164H217ZM229 165H231V163H230ZM234 165H235V164H234ZM10 166H11V165H9V167H10ZM18 166H19V165H18ZM42 166H41V167H42ZM52 166H53L54 168H53ZM82 166H83V165H82ZM113 166H114V165H113ZM113 166H112V167H113ZM133 166H135V165H132V166H130V167L132 168ZM136 166H135L134 168L139 169V166H138V167H136ZM142 166H140L141 169L143 168ZM151 166H152V165H151ZM224 166H225V165H224ZM231 166H232V165H231ZM28 167H30V166H28ZM34 167H36V166L34 165ZM34 167H33V169H35ZM48 167H50V168H48ZM51 167H52V168H51ZM79 167H80V166H79ZM83 167L85 168V166H83ZM83 167H82V168H83ZM92 167H93V166H92ZM127 167H129V166H127ZM130 167H129V168H130ZM156 167H157V165H156ZM159 167H160V166H159ZM232 167H233V166H232ZM243 167H245V166H243ZM36 168H37V167H36ZM87 168H88V167H87ZM119 168L122 169V167H119ZM124 168L126 169V166H125ZM131 168H130V169H131ZM245 168H247V167H245ZM18 169H19V170H18ZM31 169H32V168H31ZM31 169H29V171H30ZM80 169H81V168H80ZM117 169H118V168H117ZM144 169H146V168H144ZM150 169H151V168H150ZM157 169H158V168H157ZM39 170H40V169H39ZM43 170H44V169H43ZM86 170H87V169H86ZM109 170H110V167H109ZM127 170H128V168L126 169V172H128V173H127V174L125 173L126 176L124 175L125 181H127V179H128V178H127L128 174H129L130 172H132V171H129V170L127 171ZM132 170H133V168H132ZM139 170H140V169H139ZM147 170H148L147 172L150 171V170L148 169V166H147ZM152 170H153V167H152ZM152 170H151V172H153ZM154 170H155V169H154ZM223 170H225V169H223ZM245 170L248 171V168L245 169ZM13 171H14V172H13ZM15 171H16V172H15ZM29 171H28V172H29ZM31 171H33V170H31ZM45 171L47 172L46 169H45ZM52 171H51V173H54V171H53V172H52ZM82 171H83V170H82ZM88 171H89V170H88ZM90 171H93L92 168H91ZM90 171H89V172H90ZM111 171H112V170H111ZM121 171H122V170H121ZM136 171H138V170H136ZM140 171H141V170H140ZM140 171H138L137 173L139 174ZM156 171H159V170H156ZM247 171H246V172H247ZM34 172L37 173L38 171H36V169H35V171H33V172H31V173H34ZM49 172H50V171H49ZM49 172H47V173H49ZM114 172H115V171H114ZM134 172H135V171H133L132 173H134ZM142 172L145 173V170H143ZM151 172H150V173H151ZM154 172H155V171H154ZM229 172H230V171H229ZM246 172H245V173H246ZM249 172H250V171H249ZM29 173H30V172H29ZM51 173H50V174H51ZM58 173H59V172H58ZM84 173H86L85 170H84ZM87 173H88V172H87ZM87 173H86V174H87ZM94 173H95V172H93V173H91V174H94ZM109 173H110V172H109ZM109 173H108V174H109ZM112 173H113V172H112ZM117 173H118V172H117ZM137 173H135V178H136V175H138ZM156 173H157V172H155V174H156ZM220 173H221V171H220ZM34 174H35V173H34ZM55 174H57V173H54V176H55ZM60 174H61V173H59V174H57V175H60ZM82 174H83V173H82ZM115 174H116V172H115ZM118 174H119V173H118ZM118 174H117V177H119V175H120V174H119V175H118ZM151 174H152V173H151ZM151 174H150V175H151ZM250 174H251V173H250ZM41 175H42V174H41ZM48 175H49V174H48ZM84 175H85V174H84ZM84 175H83V176H84ZM112 175H113V174H112ZM121 175H122V173H121ZM130 175H131V173H130ZM130 175H129V177H130ZM142 175H143V174H142ZM142 175L140 174V176H142ZM150 175H149L148 177H150ZM157 175H158V174H157ZM221 175H222V174H221ZM227 175H229V174H227ZM46 176H47V175H46ZM50 176L53 177V175H50ZM75 176L77 177V179H76ZM80 176H81V175H79V177H80ZM93 176H94V175H93ZM107 176H108V175H107ZM113 176H114V175H113ZM113 176H112V177H113ZM143 176H144V175H143ZM143 176H142V177H143ZM155 176H156V175H155ZM216 176H217V174H216ZM30 177H31L32 179H31ZM48 177H49V176H48ZM48 177H46V178H48ZM51 177H49V178H51ZM81 177H82V176H81ZM132 177L134 178V175H133V176L131 175V178H132ZM156 177H157V176H156ZM169 177H170V176H169ZM214 177H215V176H214ZM214 177H213V178H214ZM244 177H245V176H244ZM39 178L41 179V177H39ZM43 178H44V176H43ZM49 178H48V180H49ZM104 178H105V179H104ZM110 178H111V177H110ZM124 178H123V179H124ZM138 178H139V175H138ZM144 178H145V177H144ZM154 178H155V177H154ZM154 178H153V179H154ZM166 178H167V177H166ZM166 178H165V179H166ZM223 178H224V177H223ZM246 178H247V177H246ZM54 179H55V178H54ZM85 179H87V178H85ZM113 179H114V178H113ZM113 179H112V180H113ZM115 179H116V178H115ZM115 179H114V180H115ZM117 179L119 180V178H117ZM120 179H121V177H120ZM139 179L141 180V182L144 181V180L141 179V178H139ZM151 179H152V178H150V179L148 178V182H150L149 180H151ZM224 179H226V178H224ZM224 179H223V180H224ZM41 180H43V179H41ZM48 180H47V181H48ZM51 180H52V178H51ZM108 180H110V179H107V182H108ZM112 180H111V181H112ZM131 180L135 182V179H134V180L131 179ZM136 180H137V179H136ZM168 180H169V179H168ZM171 180H172V179H171ZM175 180L178 181L177 179H175ZM212 180L214 181L215 179H212ZM220 180H221V179H220ZM223 180H222V181H223ZM237 180H239V179H237ZM45 181H46V180H45ZM129 181H130V180H129ZM129 181H128V182H129ZM132 181H130V183H131ZM151 181H152V180H151ZM222 181H221V182H222ZM224 181H225V180H224ZM227 181H228V178H227ZM33 182H34V181H33ZM65 182H63V184H64ZM82 182H83V181H82ZM92 182H93V183H92ZM107 182H106V183H107ZM119 182H120V181H119ZM123 182H124V181H121V183H123ZM134 182H132L131 184H133ZM157 182H158V181H157ZM173 182H174V181H173ZM208 182H209V181H208ZM225 182H226V181H225ZM225 182H224V183H225ZM245 182H246V181H245ZM245 182H244V183H245ZM263 182H264V181H263ZM44 183H45V182H44ZM48 183H49V182H47V183H45V184H48ZM54 183H55V182H54ZM59 183H60V182H59ZM108 183H110V181H109ZM114 183H115V182H114ZM126 183H127V182H126ZM142 183H143V182H142ZM142 183H140V184H142ZM145 183H146V182H145ZM145 183H144V184H145ZM151 183H152V182H151ZM160 183H161V181H160ZM170 183H171V182H170ZM176 183H177V182H176ZM176 183H175V184H176ZM210 183H211V182H210ZM212 183H213V182H212ZM219 183H220V181H219ZM239 183H240V181H239ZM239 183H238V184H239ZM244 183H242V184H244ZM42 184H43V181H42ZM49 184H52V183L50 182ZM56 184H57V183H55L54 185H56ZM111 184H112V183H110L109 185H111ZM116 184H117V181H116ZM116 184H114L115 187H116ZM118 184H119V183H118ZM124 184H125V183H124ZM148 184H149V183H148ZM154 184H155V183H154ZM206 184H207V183H206ZM206 184H205V185H206ZM215 184H216V183H214L213 185L216 186ZM217 184H218V183H217ZM220 184H221V183H220ZM222 184H223V183H222ZM225 184H226V183H225ZM245 184H246V183H245ZM1 185H2V187H1ZM37 185H39V184H37ZM37 185H36V186H37ZM109 185H108V186H109ZM114 185H113L112 187H114ZM120 185H121V184H119V186H120ZM126 185L129 186V187H131L130 184H126ZM137 185H138V183L135 184L134 187H137ZM146 185H147V184H146ZM146 185H144V187H145ZM149 185H151V184H149ZM152 185H153V184H152ZM158 185H159V184H158ZM213 185H212V186H213ZM223 185H224V184H223ZM32 186L35 187V188L33 189ZM60 186H61V185H60ZM106 186H107V184L105 185V187H106ZM122 186H123V184H122ZM124 186H125V185H124ZM124 186H123V187H124ZM138 186H139V185H138ZM155 186H156V185H155ZM226 186H228V184H227ZM226 186H225V187H226ZM241 186H242V185H240V187H241ZM53 187H54V186H53ZM53 187H52V188H53ZM58 187H59V186H58ZM102 187H104V186H102ZM115 187H114V188H115ZM144 187H143V188H144ZM157 187H158V186H157ZM222 187H223V186H222ZM242 187H243V186H242ZM38 188H39V189H38ZM69 188H70V189H69ZM116 188H117V187H116ZM125 188H126V187H125ZM125 188H124V189H125ZM131 188H133V186H132ZM137 188H138V187H137ZM137 188H136V189H137ZM146 188L148 189V187H146ZM151 188H153V187L151 186L150 189H151ZM162 188H163V187H162ZM198 188H199V187H198ZM200 188H201V187H200ZM228 188H229V187H228ZM244 188H245V187H244ZM36 189H37V191H36ZM64 189H65V190H64ZM118 189H120V188H118ZM118 189H117V190H118ZM124 189H123V190H124ZM127 189H128V191H129V192H128V191H127V192L130 194V196H129L128 193H127L128 196H126V198H125V200L127 199L126 202L130 201V199L133 197V196H131L132 193H130V191H132V190H131L130 188H128V187H127ZM226 189H227V187H226ZM238 189H241V188H238ZM55 190H54V191H55ZM68 190H73V191H68ZM103 190H104V189H103ZM109 190H111V189H109ZM114 190H116V189H114ZM114 190L112 191L113 193H114ZM117 190H116L115 192H117ZM134 190H135V189L133 188V191H134ZM138 190H139V189H138ZM151 190H153V189H151ZM151 190H148L147 192L144 191V194H145V193H149V196L153 197V195H152V191H151ZM202 190H203V189H202ZM208 190H209V189H208ZM211 190H212V189H211ZM243 190H245V189H243ZM35 191H36V192H35ZM107 191H108V190H107ZM133 191H132V192H133ZM139 191H140V190H139ZM150 191H151V193H150ZM231 191H232V190H231ZM237 191H238V190H237ZM240 191H241V190H240ZM48 192H49V193H48ZM99 192H100V193H99ZM108 192H109V193H108ZM108 192H106V193H108V195H109V194L111 193V191H108ZM134 192H135V191H134ZM211 192H212V191H211ZM211 192H210V193H211ZM217 192H218V191H217ZM217 192H216V193H217ZM244 192H245V191H244ZM50 193H51V194H50ZM53 193H55V192H53ZM58 193H57V194H58ZM67 193H66V194H67ZM69 193H68V194H69ZM117 193H118V192H117ZM136 193H137L136 196H135L134 198H132V201L134 200L133 204L131 203L132 206L129 205L130 202H128V203H127V206H126V209H127L128 206H130V207L127 209V210H128V213H127V212H126V213H127V214H130V215H129L130 220H131L132 217H133L132 220H134V221L131 220V221H132V224H133V222H137L136 225H134L135 223L133 224V225L136 226V227L133 226V227H134V230H133L132 228L129 227V226H131V223L129 222L130 220H129V218H128V220H129V221H128L129 225L125 223L126 226H127V228H125V229H127V231H126V233H125L126 236H124V237H126V239L123 238V236H121V238H122V242H123V239H125V240L129 239L128 236L131 234L130 231L133 230L134 232H132V233H134V234L131 236V237H133V238H130V240H131L130 242H132V239H135V240L137 241V243H138V244H136L137 252H138V249L140 250V259H139V261H137V264H138V263H139V264H156V262H154L155 259H156V257L159 258V262H160V260H161V258H162V257L160 258V256H162V255H159V253L155 252V249H156V248H155L154 245L157 246V245H159V244H157V243H156V244H153V247H154V250H153L154 253H153V255L157 253L158 256H155V255H154L155 258L152 257V258L154 259V260L152 261V259H149L150 256L148 257L149 252H150V248H149V246L151 245V244H150L151 241H150V240H147V238H146L148 234H146V237H143V236H142L143 234L141 235V231H140V230H142V228H147V227H149V229H150V228H151L150 225L152 224V221H151V220H154V219H153V215H152V213H151L150 203H149L147 197L144 196V195L142 194L143 192H142V193H141V192H140V193H139V192H136ZM161 193H162V192H161ZM205 193H206V191H205ZM228 193H230V191H229ZM246 193H247V192H246ZM49 194H50V195H49ZM63 194H65V193H63ZM98 194H100V195L98 196ZM115 194H116V193H115ZM121 194H122V193H121ZM133 194L135 195V193H133ZM150 194H151V195H150ZM155 194H156V192H155ZM164 194H165L166 196L169 195V194H166V193H164ZM230 194H232V193H230ZM111 195H112V194H111ZM111 195H110V196H111ZM145 195H147V194H145ZM161 195H162V194H161ZM206 195H208V194H206ZM214 195H215V194H214ZM103 196H104V194H103ZM114 196H115V195H114ZM114 196H112V197H114ZM121 196H122V195H121ZM121 196L116 195V197H119V198H120ZM154 196H155V195H154ZM158 196H160L159 193H158ZM203 196H204L203 198H205V194H204ZM246 196H247V195H246ZM8 197L10 198V200L8 199ZM24 197H26V199H25ZM78 197H79V198H78ZM108 197H109V196H108ZM128 197H129V198L131 197V198L129 199ZM151 197H149L150 200H152ZM14 198H15V199H14ZM71 198H72V197H71ZM100 198H101V197H100ZM105 198H107V196H106ZM109 198H110V197H109ZM158 198H159V197H158ZM209 198H210V197H209ZM12 199H14L13 201H14L15 203L12 201ZM64 199L66 200V198H64ZM89 199H90V200H89ZM112 199H113V198H112ZM160 199H161V198H160ZM212 199H213V198H212ZM215 199H216V198H215ZM217 199H218V197H217ZM219 199H220V198H219ZM25 200H26V201H25ZM68 200H69V199H68ZM72 200H73V199H72ZM101 200H102V198H101ZM113 200H114V199H113ZM117 200H118V198L116 199V202H117ZM123 200H124V199H122V201H123ZM153 200H154V199H153ZM208 200H210V199H208ZM243 200H244V199H243ZM248 200H249V198H248ZM8 201H9V203H12V202H13L14 204L10 205V204L8 203ZM10 201H11V202H10ZM56 201H57V202H58V201H61V202H59V204H58V203H56ZM77 201H78V200H77ZM106 201H107V199H106ZM108 201H109V200H108ZM132 201H131V202H132ZM159 201H160V200H159ZM159 201H158V202H159ZM204 201H205V200H204ZM214 201H215V200H214ZM79 202H81V201H79ZM87 202H89V203H87ZM205 202H206V201H205ZM208 202H209V201H208ZM212 202H213V201H212ZM245 202H247V201H245ZM245 202H244V203H245ZM63 203L65 204V201H63ZM63 203H61V205H62ZM67 203H68V202H67ZM71 203H72V202H71ZM75 203H76V201H75ZM85 203H86V204H85ZM112 203H113V202H112ZM103 204H104V201H103ZM103 204H102V205H103ZM108 204H110V202H108ZM108 204H107V205H108ZM123 204L126 205L125 202H123ZM151 204H152V202H151ZM156 204H157V203H156ZM207 204H208V203H207ZM211 204H212V203H211ZM75 205H77V203H76ZM79 205H80V204H79ZM79 205H78V206H79ZM86 205H87V206H86ZM125 205H124V207H125ZM213 205H214V204H213ZM213 205H211V206H213ZM64 206H65V205H64ZM67 206H68V205H67ZM69 206H70V205H69ZM109 206H110V205H109ZM117 206H118V204H117ZM122 206H123V205H122ZM177 206H178V205H177ZM180 206H182V205H180ZM214 206H215V205H214ZM59 207H60V208H59ZM65 207H66V206H65ZM83 207H84V208H83ZM104 207H106V206H105V205L102 206V209H103V210H104ZM118 207H119V206H118ZM131 207H132V208H131ZM209 207H210V206H209ZM74 208H75V207H74ZM76 208H77V207H76ZM130 208H131V210H129ZM153 208H154V207H153ZM212 208H213V207H212ZM113 209H114V208H113ZM115 209H116V208H115ZM208 209H209V208H208ZM216 209H217V208H216ZM71 210H72V209H71ZM73 210H74V209H73ZM103 210H102V212H101L102 214H103ZM121 210H122V209H121ZM61 211H62V210H61ZM111 211H112V210H111ZM113 211H114V210H113ZM116 211H117V210H116ZM125 211H126V210H125ZM137 211H138V212H137ZM208 211H209V210H208ZM211 211H212V210H211ZM262 211H264V208H263ZM68 212H69V211H68ZM70 212L72 213V211H70ZM70 212H69V213H70ZM75 212H76V211H75ZM122 212H123V211H122ZM155 212H156V211H155ZM59 213H60V214H59ZM73 213H74V212H73ZM112 213H113V212H112ZM114 213H115V212H114ZM117 213H118V212H117ZM206 213H207V212H206ZM216 213H217V212H216ZM216 213H215V214H216ZM261 213H262V216H263V217H261V222H260V224H258V226H257V228H256V230H257L256 232H257V234L259 235L260 239L263 240L262 242H264V212H261ZM261 213H260V214H261ZM1 214H2V215H1ZM65 214H67V211H66ZM65 214H64V216H65ZM104 214L106 215L107 213H104ZM123 214H124V213H123ZM4 215H5V216H4ZM68 215H70V214H68ZM68 215H67V217H68ZM74 215H75V214H73V216H74ZM105 215H104V216H105ZM119 215H121V216H119L120 218H118V219H119L120 221H121V219H123V221H121L122 223L124 222V218H126V217L128 216V215H125V214H124V215L119 214ZM158 215H159V214H158ZM205 215H206V214H205ZM207 215H208V214H207ZM117 216H118V215H117ZM117 216H116V217H117ZM122 216H123V218H121ZM155 216H156V214H155ZM155 216H154V217H155ZM209 216H210V213H209L208 217H209ZM7 217H8V218H7ZM69 217H70V216H69ZM69 217H68V218H69ZM106 217H109V218H110V216H106ZM214 217H216V216H214ZM56 218H57V219H56ZM71 218H72V217H71ZM71 218H70V219H71ZM104 218H105V217H104ZM155 218H156V217H155ZM160 218H162V217L159 216V219H160ZM211 218H212V216H211ZM216 218H217V217H216ZM66 219H67V218H66ZM159 219H158V220H159ZM204 219H205V218H204ZM206 219H207V217H206ZM223 219H224V218H223ZM74 220H75V219H74ZM99 220H100V221H99ZM105 220H106V219H104L103 221L105 222ZM109 220H110V219H109ZM148 220H149V221H148ZM158 220L155 219L154 222H155V221L157 222ZM162 220H163V219H161V221H162ZM220 220H221V219H220ZM54 221H55V222H54ZM95 221H96V220H95ZM95 221H94V222H95ZM97 221H96V222H97ZM110 221H112V219H111ZM110 221H109V222H110ZM125 221L127 222V218L125 219ZM150 221H151V224H149ZM221 221H222V220H221ZM225 221H227V220H225ZM1 222H2V221H1ZM3 222H2V223H3ZM106 222H107V220H106ZM112 222H113V221H112ZM112 222H111V223H112ZM118 222H119V221H118ZM148 222H149V223H148ZM166 222L168 223L169 221L166 220ZM207 222H208V221H207ZM216 222H217V221H215V223H216ZM227 222H228V221H227ZM227 222H226V223H227ZM57 223H58V222H57ZM65 223H67V224H65ZM101 223H103V222H101ZM111 223H109V224L112 225L113 223H112V224H111ZM159 223H161V222H159ZM159 223H158V222H157V223H153V225H152L153 227H154V224L156 225V226H155V227H156L155 230H159V229H158V228H159V225H161V224H159ZM230 223H231V222H230ZM230 223H228L229 226H230ZM232 223H233V221H232ZM232 223H231V225H232ZM234 223H235V222H234ZM98 224H100V223H98ZM98 224H95V223H94V226H96V225H98ZM104 224H107V223H104ZM146 224H149V226L145 227ZM164 224H166V223L164 222ZM211 224H212V223H211ZM216 224H219V223H216ZM236 224H237V223H236ZM67 225H68V226H67ZM88 225H87V226H88ZM110 225H109V226H110ZM119 225H120V224L117 223V226H119ZM123 225H124V224H123ZM123 225H122V227H123ZM219 225H220V224H219ZM228 225H227V227H229ZM9 226H11L12 228L9 227ZM56 226H57V225H56ZM72 226H73V225H72ZM79 226H78V227H79ZM98 226H99V225H98ZM103 226H104V225H103ZM103 226H101V227H103ZM109 226L107 225V227H109ZM157 226H158V228H157ZM212 226H213V225H212ZM214 226H216V225H214ZM214 226H213V229H214ZM224 226H225V225H224ZM237 226H238V225H237ZM57 227H58V226H57ZM101 227H100V228H101ZM105 227H106V226H105ZM112 227H113V225H112ZM112 227H111V228H112ZM128 227H129V228H128ZM219 227H220V226H219ZM219 227H218V228H219ZM225 227H226V226H225ZM234 227H235V225H234ZM8 228H10V229H8ZM95 228H96V227H95ZM97 228H98V227H97ZM123 228H124V227H123ZM160 228H161V227H160ZM170 228H171V227H170ZM174 228H175V226H174ZM236 228H237V227H236ZM241 228H243V227H241ZM241 228H240V230H241ZM56 229H57V228H56ZM115 229H116V225H115ZM135 229H136V231H135ZM165 229H166V228H165ZM171 229H173V228H171ZM221 229H222V228H221ZM231 229H232V228H231ZM238 229H239V227L237 228V230H238ZM9 230H10V231H9ZM75 230H76V231H75ZM88 230H90V231H88ZM88 230L86 231V233H87V236H86V237H87V238H84V240L87 239V242L90 243L91 241L93 242L92 239H94V237H95L96 240L100 242V240L97 239L98 237H96V236H99V234L97 233L99 230H97L96 234L94 233V232L96 231L95 229H93V230H95L94 232H93V230H91V227H90V229H88ZM101 230H103V228H102ZM106 230H107V229H105V231H106ZM109 230H110V228H109ZM109 230H108V233L111 232V231H109ZM122 230H123V229H122ZM128 230H129V231H128ZM143 230H144V229H143ZM146 230H148V229H145V231H144L145 233H146ZM166 230L168 231V229H166ZM169 230H170V229H169ZM237 230H236V231L234 230V231L237 232ZM240 230H238V233H236V234H240V233H239ZM22 231H23V232H22ZM66 231H67V232H66ZM80 231H79V232H80ZM91 231H92L93 233H92ZM149 231H150V230H149ZM161 231H163V230H161ZM172 231H174V230H172ZM215 231H216V230H215ZM232 231H233V229H232ZM232 231H231V232H232ZM241 231H242V230H241ZM241 231H240V232H241ZM8 232H9V233H8ZM21 232H22V233H21ZM24 232H25V233H24ZM27 232H28V234H27ZM69 232H72V233H69ZM79 232H78V233H79ZM89 232H90V234H91V235H90V238H91V239L89 238V241H88V236H89L88 234H89ZM101 232H104V231H101ZM106 232H107V231H106ZM121 232H122V231H121ZM139 232H140V233H139ZM154 232H155V231H154ZM158 232H159V231H158ZM158 232H157V234H159ZM163 232H164V231H163ZM174 232H175V231H174ZM174 232H173V235H176V233L174 234ZM226 232H227V231H226ZM229 232H230V231H229ZM235 232H232V233L235 234ZM243 232H245V231H243ZM56 233L58 234L59 237L56 235ZM86 233L83 232V234H86ZM104 233H105V232H104ZM128 233H129V234H128ZM142 233H143V232H142ZM160 233H161V232H160ZM216 233H217V232H216ZM232 233H231V234L229 233V234H230V235H233ZM21 234H23V235H21ZM92 234H93L94 237L92 236ZM102 234H103V233H102ZM127 234H128V236H127ZM165 234H166V233H165ZM218 234H219V232H218ZM236 234H235V235H236ZM19 235H20V236H19ZM63 235H64V234H63ZM76 235H77V236H76ZM111 235H112V234H111ZM122 235H123V234H122ZM155 235H156V234H154V237H153V238H154V239L156 238L157 240H159V237H161V236H160L161 234L156 235L157 237H156ZM55 236H57V237H56L57 239L55 238ZM67 236H68V235H67ZM78 236H79V237H78ZM81 236H82V235H81ZM91 236H92L93 238H92ZM104 236H107V234L104 235ZM144 236H145V235H144ZM166 236H171V235H166ZM221 236H222V235H221ZM226 236H227V235H226ZM226 236H225V237H226ZM233 236H234V235H233ZM243 236H244V235H243ZM25 237H26V236H25ZM77 237H78V239H77ZM83 237H85V235H83ZM83 237H82V238H83ZM100 237H101V236H100ZM100 237H99V238H100ZM119 237H120V236H119ZM127 237H128V238H127ZM171 237H172V236H171ZM174 237H175V236H174ZM218 237H219V236H218ZM227 237H229V236H227ZM234 237H235V236H234ZM238 237H239V236H238ZM15 238H17V237H15ZM19 238H20V239H19ZM53 238H55V239H53ZM68 238H70V237H68ZM145 238H146V239H145ZM167 238H168V237H167ZM255 238H256V237H255ZM255 238H254V239H255ZM25 239H26V238H25ZM31 239H30V240H31ZM59 239L61 240V238H59ZM63 239H64V238H63ZM100 239H101V238H100ZM107 239L109 240L108 236H107ZM110 239H111V238H110ZM170 239H173V238H170ZM227 239H228V238H227ZM237 239H238V238H237ZM254 239H253V240H254ZM257 239H258V238H256V241H257ZM52 240H53L54 244H52ZM55 240H57V241H55ZM76 240H77V241H76ZM96 240H94V241L97 242ZM116 240H117V239H116ZM125 240H124V241H125ZM160 240H161V239H160ZM239 240H240V241H241V240L243 241V239H242L241 237H240ZM239 240H238V241H239ZM21 241H22V240H21ZM21 241H20V243H21ZM25 241H26V240H25ZM27 241H28V240H27ZM47 241H48V242L51 241V242L48 243ZM58 241H59V243L57 244ZM78 241H79V242H78ZM112 241H113V240H112ZM118 241H119V240H118ZM118 241L116 242V244H115L114 246L117 245ZM153 241H154V240H153ZM162 241H163V240H162ZM162 241H161V242H162ZM167 241H168V240H167ZM174 241H175V240L173 239L172 242H173V244L175 245ZM240 241H239V242H240ZM256 241H255V244H256ZM32 242H33V241H32ZM32 242H31V243H32ZM46 242H47L48 244L51 243L52 245H51V244H50V245H47V244H46V245L43 246V244L46 243ZM55 242H56V244H55ZM60 242H61V243L63 242V244H62L61 246L59 245ZM75 242H76V243H75ZM99 242H98V245L101 244V243H102V245H103V242H100V243H99ZM110 242H111V241H110ZM159 242H160V241H159ZM239 242H238V243H239ZM243 242H245V240H244ZM260 242H261V241L258 240V244H260ZM23 243H24V242H23ZM23 243H22V244H23ZM78 243L81 244V245H79ZM82 243H84V245H85L86 248L88 247L87 250H86V252L84 251L86 248H84V250H83L84 245L82 246ZM113 243H114V242H113ZM125 243H126V244L128 243V245H129V242H128V241L125 242ZM224 243H225V242H224ZM25 244H26V242H25ZM64 244H65V246H64ZM71 244H73V245H74V244H78L79 246H75V245L73 246V245H71ZM96 244H97V243H96ZM108 244H112V243H107V245H108ZM123 244H124V243H123ZM131 244H132V243H131ZM161 244H162V243H161ZM161 244H160V245H161ZM170 244H171V243H170ZM170 244H169V245H170ZM242 244H244V243H242ZM246 244H247V243H246ZM246 244H245V245H241V246H246ZM258 244H257V246H258ZM263 244H264V243H261L260 245H262V246L264 247ZM41 245H42V247H41ZM53 245H56V246L58 245V246H60V247H59V248H58V246H57V247H56V246L53 247ZM86 245H88V246H86ZM105 245H106V243H105ZM118 245H119V244H118ZM121 245H122V244H121ZM124 245H125V244H124ZM137 245H138L139 248L137 247ZM166 245H167V244H166ZM171 245H172V244H171ZM171 245H170V246H171ZM225 245H226V244H225ZM249 245H250V244H249ZM14 246H15V245H14ZM17 246H18V245H17ZM20 246H21V245H20ZM22 246H23V245H22ZM31 246H32V245H31ZM80 246H82V248H81ZM103 246H104V245H103ZM109 246H110V245H109ZM131 246H132V245H131ZM162 246H163V245H162ZM175 246H176V245H175ZM175 246H174V247H175ZM238 246H239V244H238ZM241 246H240V248H241ZM262 246H261V247H262ZM15 247H16V246H15ZM15 247H14V248H15ZM23 247H24V246H23ZM40 247H41L42 249H41ZM107 247H108V246H107ZM119 247H120V245H119ZM124 247H125V246H124ZM124 247H122V248H124ZM126 247H127V246H126ZM126 247H125L124 249H127V248H128V247H127V248H126ZM157 247H158V246H157ZM171 247L173 248V246H171ZM171 247H170V249H171ZM224 247H225V246H224ZM226 247L228 248L227 245H226ZM226 247H225V249H226ZM247 247H248V244H247L246 248H247ZM249 247H250V246H249ZM261 247H260V248H261ZM12 248H13V247H12ZM24 248H25V247H24ZM24 248H23V250H24ZM39 248L41 249L40 251H39ZM52 248H51V249H52ZM73 248H74V249H73ZM111 248H112V247H111ZM113 248H114V247H113ZM113 248H112V249H113ZM162 248H163V249H161V250H165V249H164L165 247H162ZM167 248H168V247H167ZM167 248H166V249H167ZM238 248H239V247H238ZM240 248H239V249H240ZM242 248H243V247H242ZM15 249H16V248H15ZM28 249H29V248H28ZM108 249H109V248H108ZM112 249H111V252H112ZM114 249H115V248H114ZM157 249H159V248H157ZM157 249H156V250H157ZM168 249H169V248H168ZM168 249H167V250H168ZM170 249H169V250H170ZM248 249H250V248H248ZM11 250H12V254H13V255L11 254V257L13 256L12 259H14V257L16 256V254L13 253V249H11ZM16 250H17V249H16ZM58 250H59V251H58ZM100 250H101V249H100ZM105 250H106V249H105ZM115 250H116V249H115ZM167 250H166V251H167ZM174 250H175V249H174ZM245 250H246V249H245ZM8 251H9V250H8ZM34 251H35V253H34ZM42 251H46V252H43L44 254H39V253L42 252ZM82 251H84V254L87 253V252H89V253H88L87 255H86V254L84 255ZM91 251H92L93 253H91ZM102 251H104V250H102ZM102 251H100V252L102 253ZM107 251H108V250H107ZM107 251H106V253H107ZM127 251H128V250H127ZM135 251H136V250H135ZM248 251H249V250H248ZM9 252H10V251H9ZM21 252H22V251H21ZM25 252H26V253H25ZM115 252H117V251H115ZM120 252H121V249L118 250V252L116 253L117 255L115 254V255L117 256L118 259H119V257L122 256V252H121V254H119ZM123 252H124V251H123ZM158 252H160V251H158ZM164 252H165V251H164ZM167 252H171V250H170V251H167ZM174 252H175V251H174ZM240 252H241V249H240ZM16 253H17V252H16ZM24 253H25V254H24ZM45 253H46V254H45ZM109 253H110V251H109ZM126 253H128V252H126ZM227 253H228V252H227ZM230 253H232V252H230ZM244 253H246V252L244 251ZM0 254H1V253H0ZM6 254H5V255H6ZM14 254H15V256H14ZM59 254H56V255L60 256ZM97 254H98V253H97ZM112 254H113V253H112ZM123 254H124V253H123ZM166 254H167V253H166ZM247 254H248V253H247ZM247 254H246V255L243 254V255L247 256ZM259 254H260V255H259ZM8 255H10V254H8ZM20 255H21V254H20ZM41 255H44V256L41 257ZM51 255H52V254H51ZM56 255L53 253V257L50 256V258H51V259H50V262L56 260V259H55ZM91 255H92L93 257H91ZM103 255H104V254H103ZM120 255H121V256H120ZM135 255H136V254H135ZM258 255H259V256H257V257H254V256H256V255H253L254 258H250V257H249V254H248V257H249V258L247 257V259H245L244 257H243V258L241 257V258H236V260L234 259L235 256H231V258L234 257V258H232L231 260H233V259L235 260V261H233L234 264H264V248L262 249V252H261V249H260V253H258ZM27 256H28V257H27ZM38 256H39V257H38ZM63 256H62V258H63ZM81 256H82L83 258H82ZM99 256H100V255H99ZM110 256H111V255H110ZM113 256H114V255H113ZM118 256H119V257H118ZM136 256H137V255H136ZM136 256H135V257H136ZM238 256L240 257L239 254H238ZM238 256H236V257H238ZM241 256H242V255H241ZM3 257H4V256H3ZM7 257H9V256H7ZM40 257H41V258H40ZM123 257H124V256H123ZM0 258H1V257H0ZM16 258H17V257H16ZM16 258H15V259H16ZM53 258H54V260H52ZM62 258H60V259H62ZM81 258H82V260H81ZM107 258L109 259V257H107ZM107 258H106V259H107ZM111 258H112V257H111ZM111 258H110V259H111ZM130 258H131V256H130ZM164 258H165V257H164ZM220 258H222V257H220ZM220 258H219V255H218V259H220ZM4 259H6V258H4ZM4 259H3V260H4ZM12 259H11V260H12ZM15 259H14V260H15ZM35 259H36L37 261H36ZM79 259H80V261H79ZM96 259H98V258H96ZM96 259H95V260H96ZM104 259H105V258H104ZM113 259H114V258H113ZM113 259H112V260H113ZM124 259H125V258H124ZM128 259H129V258H128ZM133 259H134V258H133ZM137 259H138V256H137ZM137 259H136V260H137ZM166 259H167V258H166ZM227 259H228V257H227ZM237 259H238V260H237ZM8 260L10 261V259H8ZM16 260L18 261L19 259H16ZM16 260H15V261H16ZM34 260H35V261H34ZM47 260H45V262H46ZM58 260H59V258H58ZM62 260H63V259H62ZM64 260H66L67 262H69L68 259H64ZM85 260H86V261H85ZM92 260H93V259H92ZM102 260H103V259H102ZM112 260H111V262H112ZM129 260L131 261V259H129ZM164 260H165V259H164ZM9 261H8V262H9ZM17 261H16V264H17ZM48 261H49V260H48ZM66 261H64L63 263H65ZM84 261H85L84 264H88V261H87L86 258L84 259ZM97 261L100 262L101 260L98 259ZM113 261H114V260H113ZM134 261H135V259H134ZM161 261H163V259H162ZM166 261H168V259H167ZM221 261L223 262V260H221ZM42 262H43V261H41V263H42ZM55 262H57V260H56ZM59 262H61V261L59 260ZM67 262H66V264H67ZM89 262H90V261H89ZM93 262L98 263V262H96V261H93ZM93 262H92V263L90 262V263L93 264ZM102 262H103V263H102ZM102 262H101L102 264H105V260H103ZM106 262H109V261H106ZM157 262H158V261H157ZM159 262H158V263H159ZM170 262H171V261H170ZM189 262H190V261H189ZM235 262H236V263H235ZM13 263H15V262H13ZM63 263H60V264H63ZM90 263H89V264H90ZM95 263H94V264H95ZM101 263H100V264H101ZM112 263H114V262H112ZM131 263H132V262H131ZM158 263H157V264H158ZM230 263H231V261H230ZM7 264H8V263H7ZM11 264H12V263H11ZM44 264H46V263H44ZM47 264H48V263H47ZM56 264H57V263H56ZM58 264H59V263H58ZM68 264H69V263H68ZM98 264H99V263H98ZM106 264H108V263H106ZM134 264H135V263H134ZM159 264H160V263H159ZM162 264H163V263H162ZM171 264H172V263H171ZM187 264H188V263H187ZM190 264H191V263H190Z\"/></svg>",
    "mask_w": 264,
    "mask_h": 264
}]
</instances>
